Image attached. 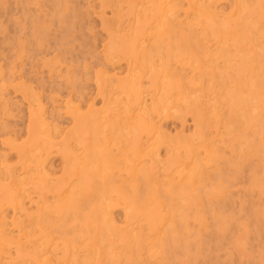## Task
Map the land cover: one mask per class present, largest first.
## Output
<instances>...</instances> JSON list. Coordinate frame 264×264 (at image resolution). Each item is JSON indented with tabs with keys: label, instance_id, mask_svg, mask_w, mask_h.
I'll use <instances>...</instances> for the list:
<instances>
[{
	"label": "rangeland",
	"instance_id": "1",
	"mask_svg": "<svg viewBox=\"0 0 264 264\" xmlns=\"http://www.w3.org/2000/svg\"><path fill=\"white\" fill-rule=\"evenodd\" d=\"M20 1V2H19ZM23 1V0H22ZM21 0H0V8H1V10H0V76H2V78L0 77V98H1V100H0V163H1V161L3 160V161H5V162H7V163H5V162H3L2 161V163L0 164V172H1V174H0V223H2V224H0V248L1 247H3V248H1L2 250L0 251V258H2V259H0V262H1V260H2V263H4V264H10V262H11V264H14V262L16 263V264H18V263H20L22 260V262L20 263V264H54L55 263V261H56V263L55 264H60L61 262V264H67V262H72V261H74V262H76L77 261V259H75V257H73L74 255H75V251H77V249H78V251L76 252V254L78 253V256H76V258H81V257H86L87 255H89L90 254V252H88V250L87 249H89L92 245L89 243V242H91V238L87 235L86 236V234H84L83 233V229L81 230V233H78L79 231H80V229H78V227L80 228V223L82 224V222L84 223L85 222V220L83 221V219L85 218V217H89V219L91 218V219H93V218H95V221H96V223L98 224V228H100L97 232L98 233H96V236H98L99 235V232H100V235H102V234H106L107 233V229H109V227H110V229H113V230H115V233L116 234H123L124 232H132L135 228H137V226H139V227H144V226H142V225H145V222H142V225L141 224H136L134 221H132L131 220V218H130V209H129V207H128V209L126 208L127 206H128V204H127V202H123L122 200H121V196H118V194L115 192V191H113V186L116 184V183H127V181H125L126 179H129L130 177L129 176H127V175H129V171L127 172L126 170H127V168L129 169V167H127V165H130V160H128V159H130V158H128L127 159V157H131V149L130 148H132V145H133V135H132V126L133 125H130V124H134V123H136V122H138V123H140L141 124V121L143 122V120L142 119H140V117L137 119L136 117H138V115L140 114H143V113H139L138 114V111H135V109L137 108V101L139 100V102L141 101L142 102V104H144V105H140L139 107L140 108H142L143 109V112H144V114H145V112L147 111L148 112V114L147 115H145V116H147L148 118H149V121H148V118L147 117H145L144 115H141L142 117L141 118H144V119H146L150 124H152V123H154V121H156L153 125H158L157 126V128H159L160 129V131H161V128L163 129L162 131H161V133L165 136V138H166V136L168 137V135H169V137H173V138H170L169 139V144H167V142H168V138H166L167 139V141H166V145H165V143H163L164 141H160V139L158 140V143H157V141H154V142H151V143H153L155 146V150H156V153H158V155L157 156H159L158 158V161H159V165H158V167H160V168H162V169H160V168H158V171L159 170H161L160 172H158L159 174H158V176L160 177V176H162V177H164V178H161V182L163 183L168 177V175L169 174H172V176L174 177V179H175V177H176V179L174 180L175 182H178L179 181V183H181V182H183V180H184V177L185 176H187L186 175V172H187V174L189 173V171L191 170V164H190V162L187 160V159H189V158H187L186 157V155H184V146L187 144H192L193 143V141H194V143L196 144V143H198L197 141H199L200 142V140H197L196 139V136H197V131H198V129H196L195 127H197V124H195L196 123V120H197V118L199 117V111H200V116L201 117H199V118H203V120L205 119L207 122L206 123H209V126L208 127H206L207 129H208V131H210V133H208V131H207V129L206 128H204V130L203 131H205L204 133V135H203V138H205V139H201L203 142L204 141H206L207 143H208V141L211 143V144H213V147H215V145L216 144H218V145H216L217 147V152H218V154H220L221 155V153L222 154H224L223 156L221 155V157L216 153V159L219 161L218 163H215V161L213 162V164L209 161V159H207L208 157H206L207 155L205 154L206 153V150H205V148L203 149L202 148V145H200L199 146V144H196V145H198L197 146V148H198V150H197V157H199L200 156V158H196L197 159V161H198V163L200 164H202V161L204 162V163H208V162H210V163H208L209 165H207V164H202L203 166H202V169L204 170L203 171V173H206V174H209L208 172H210L211 174H215V173H217L218 172V169H222L223 170V172L226 174V176L228 175H230L229 173H231L232 175L233 174H235L234 175V177H238L239 179L241 178V175H239L238 174V170L237 169H235V168H233V166L235 165V164H237V166H238V163H236V161H237V158L236 157H238V156H236V155H238V154H236V153H243V151H244V153H246L248 150H249V146L248 147H246L247 145H248V143H247V141H249L250 139L252 140V139H254V143H253V141H251V144L253 145V144H255L256 142H258L259 140H264V137H262V136H264V127L262 128V126H260V128L262 129V134H261V132H257V133H259V134H261L262 136H260L259 134H255L256 136H257V138L258 139H256V136H253L254 134L253 133H250L249 132V130H247V129H245L246 128V125H245V123H244V121L243 120H245V122H247L246 124H249V123H253V120L255 121V123H256V120H255V118H256V116H258V114H259V110H257L256 108V105H258V103H257V101H258V99H256V98H254L253 99V97H250L249 98V101H247L248 102V104H251V105H248L249 106V108H248V106H247V108L244 110V109H242L241 108V103H239V101H237V97L235 96V95H233L234 93L233 92H231L230 94H228L227 92V94L226 93H224V95L226 94V96L225 97H223L224 95H222L223 94V92H225V91H229V90H231L232 88V90H236V89H238V87H242V82H245V80L246 79H250V77L251 76H253V73H255V72H250L249 74H251L250 76H249V74H247L248 73V71L247 70H245V62H243V60H240L239 59V57H236V59H234V57H232V56H229V58L231 57V60H229V58H227L228 59V61L227 62H224L225 60H221V58L219 59V60H221V61H218L217 60V62H216V60H215V66H217L218 64H219V68L218 69H220L221 68V70L222 71H220L219 70V73H220V75L221 76H218V78L219 79H216L217 78V76L216 77H214V79H213V81L212 80H210V78H209V76H211L212 74L211 73H208V72H210V71H208V70H210V69H206L205 70V72H204V74H205V78H208L209 80H206L202 75V77L200 76V79H201V81L200 82H198L200 79H198L199 78V75H198V73L196 72V69L194 68L193 69V67H192V65L193 66H196L197 67V64H196V62L198 63V61H196L195 59H194V55H192L191 53L192 52H194L195 51V42H193V41H195L196 40V43L198 44V39H196V38H198V37H200L199 39H203V40H200V42L202 41V44H204V45H202L201 43H199L198 45L200 46V48H201V45H202V52H203V50H204V52L203 53H207V52H209L208 54H211V53H214V51L216 52V50L219 48V46L218 45H220L222 48H228V46H229V43H228V41H225V43H224V45L222 46L221 44H218L217 42H218V39H217V37H213V36H211L207 31L212 27V25L208 22V21H206V20H204V18H200V19H197L198 17H197V15L196 14H194L193 13V11H192V7L190 6V4H188V3H190L189 2V0L186 2L185 0H184V2L182 3L181 1H183V0H168V1H166V0H154V1H152V0H147V4L145 3L146 2V0H122V1H118L117 0V3H116V0H103L104 2H102V0H63V2H62V0H58V1H60V3L62 2V4L60 5L59 3H58V1L56 2V1H54V0H40V3H39V0H31V1H29V0H26V1H23L22 2ZM29 1V2H28ZM41 1H43V2H41ZM70 1V2H69ZM75 1H76V3H75ZM139 1V2H138ZM148 1H150V4H151V7H153V8H151V7H148V6H150V4H148L149 2ZM152 1V2H151ZM158 1V3L160 4L161 2L162 3H164V4H166V6H169L168 8H170L171 6L170 5H173V4H175V5H173V7L175 6V9H176V5H177V10H178V8L179 7H182L183 6V8H180V9H183L182 11L179 9V13H178V11L177 10H173V12H172V7L170 8V10L171 11H169L168 10V13L169 14H171V12H172V14L171 15H174L175 16V14L177 15L178 14V16H175V18H176V23H174L175 22V18H174V16L173 17H171V15L169 16V14L168 13H166V16H165V19H164V16L162 17V18H160V13H158L157 14V12H159V11H157V9H156V7H155V4H153L154 2H157ZM159 1H161V2H159ZM171 1H173V3L171 2ZM178 1H179V3L181 2V4H179L178 5ZM197 1H199V0H197ZM202 0H200V2H201ZM208 1H209V5L210 6H212L211 8H212V12L214 11V9L213 8H216V10L215 11H218V12H215L214 11V13H218V14H216V17H215V22H218V26H215L214 27V25H213V27L216 29H213V28H211L212 30H215V31H217L218 30V27H219V29H221L222 28V23L225 21V19H227L228 17H229V19L228 20H226L225 22H224V25L225 26H228V27H232L234 24H235V20L236 19H238V17H239V14H240V12L238 11V9L235 7V4H234V1H235V3H236V0H232V5H234V6H232V7H234L235 8V10L233 11V10H231L232 12H234L233 14H232V12L230 13V15H229V12L230 11H226V9L227 8H229V6H231V4H229L230 2H231V0H220V2L218 3V0H217V2H216V0H204V1H202L203 3H205L204 5H207L208 4ZM212 3H211V2ZM226 3H225V2ZM245 1H247V0H245ZM4 2V3H3ZM6 2V3H5ZM25 2V3H24ZM45 2H47L48 3V5H49V9L46 7V6H48V5H46V3ZM53 2V3H52ZM79 2V3H78ZM101 2V3H100ZM124 2H126V3H124ZM167 2V3H166ZM171 2V3H170ZM176 2V3H175ZM216 2V3H215ZM248 3H250V4H248L249 6V8H250V5L252 6L251 8H250V10H252V8H253V3H254V0H253V3H252V1H247ZM5 4V5H3V4ZM33 3H34V5H33ZM39 3V4H38ZM44 3V4H43ZM58 3V4H57ZM64 3V4H63ZM71 3H72V5H71ZM73 3H75V5L73 4ZM77 3L79 4V5H77ZM121 3V7L119 8V4ZM125 5V7H124V5ZM186 3V4H185ZM211 3V4H210ZM215 5H214V4ZM38 4V5H37ZM43 4V5H42ZM51 4V5H50ZM52 4H53V6H52ZM54 4H56L57 6H61V8L59 9V7H58V9H59V11H58V9H57V7L56 8H54ZM112 4V5H111ZM116 4V5H115ZM138 4H140V5H138ZM144 4H145V6H144ZM170 4V5H169ZM198 4H200V3H198ZM198 4H197V6H198ZM11 5V8L9 7ZM17 5H19V6H17ZM25 6V8L23 7V6ZM29 5H30V7H29ZM42 5V6H41ZM45 5V6H44ZM73 5H74V8H73ZM105 6V8H104V6ZM114 5V7H112ZM153 5V6H152ZM181 5V6H180ZM219 7H218V6ZM229 5V6H228ZM44 6V7H43ZM85 6V7H84ZM139 6V7H138ZM142 6V7H141ZM188 6V7H187ZM189 6H190V9H189ZM215 6V7H214ZM224 6V7H223ZM228 6V7H227ZM3 7V8H2ZM16 7H18V8H16ZM64 7V8H63ZM69 7V8H68ZM73 9H72V8ZM79 7V8H78ZM105 9V13L103 12L104 11V9ZM117 7V8H116ZM131 7V8H130ZM150 8V10L148 11V10H146V8ZM186 8V10H185V8ZM223 7V8H222ZM232 7H230L231 9H234V8H232ZM6 8H9V9H6ZM19 8H22V9H19ZM34 8V9H33ZM78 8V9H77ZM103 10H102V9ZM110 8H111V10H110ZM112 8H114V9H112ZM126 10H125V9ZM138 8H140L141 10H143L142 12H141V10L140 9H138ZM145 10H144V9ZM219 8V9H218ZM221 8V9H220ZM230 8H229V10H230ZM30 9V10H29ZM31 9H33V11L31 10ZM51 9V10H50ZM55 9H56V11H55ZM67 10V11H65V10ZM70 9H72V10H70ZM80 10L79 12H80V14H78V11H76V10ZM118 9H120L119 11H116V10H118ZM124 9V10H123ZM153 9V10H152ZM174 9V8H173ZM187 9H189V10H187ZM21 10H23V12L20 11ZM28 10V11H27ZM38 10H40V11H42V12H40V11H38ZM74 10V11H73ZM102 10V11H101ZM113 10H114V12H113ZM130 10V11H129ZM131 10H132V12H131ZM135 10V11H134ZM249 10V11H250ZM6 11H8V13L6 12ZM10 11V12H9ZM26 11L28 12V13H26ZM34 11H36V12H34ZM45 11H47V13H45ZM52 11H54V12H52ZM76 11V13L78 14H76L75 15V12ZM89 11V12H88ZM115 11H116V13H115ZM127 11H128V13H127ZM146 11V12H145ZM174 11H177V12H174ZM188 11V12H187ZM190 11V12H189ZM6 12V13H5ZM29 12H31L32 14H30ZM48 12H50V13H48ZM56 12H58V13H61V15H62V17H61V15L60 14H57L56 15ZM63 12V13H62ZM103 12V13H102ZM113 12V13H112ZM121 12V13H120ZM122 12L124 13V14H122ZM129 12H130V14H129ZM140 13V14H138V13ZM144 12H145V17H143L144 16ZM150 14H149V13ZM184 12V13H183ZM228 12V13H227ZM3 13V14H2ZM18 13V14H17ZM26 15H25V14ZM34 13V14H33ZM38 13V14H37ZM44 13V14H43ZM66 13V14H65ZM74 13V14H73ZM136 13V14H135ZM142 13V14H141ZM147 13H148V15H147ZM174 13V14H173ZM191 13V14H190ZM29 14L31 15L30 17H29ZM48 14V15H47ZM53 16H52V15ZM56 15V17H58V18H56L55 17V15ZM104 14H105V17H107L106 18V20H107V22H106V20L104 21V19H105V17H104ZM113 14H114V16H113ZM115 14H117V15H115ZM119 14H121V15H119ZM153 14V15H152ZM228 14V16H226ZM232 14V15H231ZM1 15H2V17H1ZM8 15V16H7ZM22 15V16H21ZM35 15V16H34ZM41 15H42V17H41ZM46 15H47V17H46ZM60 15V16H59ZM72 15V16H71ZM74 15V16H73ZM130 15H134L135 17H133V16H130ZM139 15H141V16H139ZM143 15V16H142ZM165 15V14H164ZM169 17H168V16ZM180 15H182V16H180ZM189 15V16H188ZM193 15H194V17H193ZM224 15H225V17H224ZM246 15V16H245ZM39 16V17H38ZM44 16V17H43ZM54 17V18H52V17ZM65 16H67L68 18H66ZM129 18H128V17ZM152 16H154L153 18H152ZM238 16V17H237ZM241 17H240V19L241 18H246L247 17V14H246V12H241V15H240ZM30 19L31 18V20L30 21H32V22H29V20L27 19ZM36 17V18H35ZM72 18V20H71V18ZM73 17H77L78 19H77V22H78V24H77V22H76V18H73ZM79 17H81V19L79 18ZM136 17H138L137 18V20H136ZM148 17H150V18H148ZM166 17H167V19H166ZM171 17V19H169ZM177 17H180V18H177ZM221 17H224L225 19H223V18H221ZM20 18H23V19H21L20 20ZM56 18V19H55ZM64 18H65V20L66 19H68V22H67V24H66V22L65 23H62L63 21H65L64 20ZM111 18V19H110ZM114 18V20H112ZM118 18V20H115V19H117ZM130 18H131V23H132V25H130ZM142 18V19H141ZM145 18V19H144ZM182 18V21L180 20L179 21V19H181ZM187 18V19H186ZM189 18V19H188ZM192 18H196V20H195V22H193V23H189V25H190V27H187L186 26V24L188 25V22H187V20L188 21H190V20H194V19H192ZM27 19V20H26ZM34 19V20H33ZM43 19V20H42ZM45 19V20H44ZM55 19V21H53V22H51L52 20H54ZM61 19V20H60ZM75 19V21H73ZM101 19L103 20V21H101ZM134 19H135V21H136V23L134 22ZM144 19V20H143ZM150 19V20H149ZM162 19V20H161ZM169 19V20H168ZM173 19V20H172ZM186 19V20H185ZM202 19V21L204 20L205 21V23H209V24H207V26H205L206 24H204L202 21H200ZM219 20L220 21V19H223V21H221V22H219V21H217V20ZM248 19H249V16H248ZM18 20H19V22H18ZM22 20H23V24L21 23L22 22ZM36 20H37V22H36ZM39 20H41V22L39 21ZM50 22H49V21ZM60 20V21H59ZM63 20V21H62ZM81 20H82V25H81ZM119 20H121V21H119ZM144 22H143V21ZM146 20H148V22L146 21ZM170 21V22H172L173 21V24L171 25L172 27H170V30L168 29V31H167V33H165L164 32V30L163 29H165L166 27H165V23H164V21ZM185 20V21H184ZM62 21V22H61ZM71 23H76L77 25H79V28H80V30H79V28H78V30H76V28H77V26L75 27V23L74 24H71ZM73 21V22H72ZM113 21H114V23H113ZM116 21V22H115ZM119 21V22H118ZM122 21H124V22H122ZM129 21V22H128ZM151 21V22H150ZM179 21V22H178ZM200 21V22H199ZM240 21V20H239ZM254 21H257L258 22V24H260L259 26H261V27H263L264 28V22L263 21H258L257 19L255 20V18H254ZM27 22H28V24H27ZM58 22H60V23H58ZM126 22V23H125ZM187 22V23H186ZM19 23V24H18ZM30 23V24H29ZM40 25H39V24ZM52 25H51V24ZM62 23V24H61ZM87 23V24H86ZM105 23H107V24H105ZM109 23V24H108ZM117 23V24H116ZM149 23V24H148ZM181 23V25H179ZM183 23H185L184 25H183ZM200 23V24H199ZM201 23H202V25H201ZM16 24H17V26H16ZM22 24V25H21ZM38 24V25H37ZM54 24V25H53ZM69 24V25H68ZM71 24V25H70ZM135 24L138 26V27H140L139 28V30L140 29H142V31H143V29H144V32H140L139 33V31H138V34H139V36H138V34H137V30H138V28H136L137 26H135ZM138 24H140V25H138ZM153 24H154V26H153ZM160 24V25H159ZM174 24H176V25H174ZM215 24V23H214ZM227 24V25H226ZM20 25V27H18ZM56 25H57V27H56ZM115 25H119L118 27L117 26H115ZM179 25V26H178ZM195 25H199L197 28L195 27ZM203 25L206 27V28H204L203 27ZM222 25V26H221ZM32 26V27H31ZM35 26H37V27H35ZM43 28H42V27ZM48 26L50 27V28H48ZM64 26V27H63ZM67 26H69V27H71V28H69V27H67ZM105 26V27H104ZM125 26V27H124ZM127 26V27H126ZM129 26V27H128ZM132 26H134V28L132 27ZM156 26V27H155ZM157 26H159V27H157ZM182 28H181V27ZM184 26V27H183ZM210 28H209V27ZM225 26H223V27H225ZM29 27H30V29H29ZM45 27V28H44ZM51 27H53L52 29H51ZM60 27H61V30H59L60 29ZM73 27V28H72ZM124 27V28H123ZM132 27V30L130 31V29L129 28H131ZM145 27V28H144ZM147 27V28H146ZM153 27V28H152ZM165 27V28H164ZM194 28V29H192V28ZM202 27H203V29H202ZM208 27V28H207ZM227 27V28H228ZM24 28V29H23ZM37 29V31H36V29ZM55 28H57V31H56V29ZM66 28V29H65ZM69 28V29H68ZM86 28V29H85ZM128 30V31H125L126 29ZM148 28H149V30H148ZM152 28V29H151ZM155 28V29H154ZM157 28L159 29L158 31H160V29H161V32H158V34H157V32H155L156 30H157ZM173 28H175L174 30H172ZM177 28L180 30V32H186V35L188 36V41H186L184 38H181V34H179L180 32H179V30L178 31H176L177 30ZM186 30H184V29ZM192 30H191V29ZM196 28V29H195ZM200 28L202 29V30H200ZM31 29H34V30H32L31 31ZM45 29V30H44ZM55 29V30H54ZM72 29H74V31L72 30ZM84 29V30H83ZM109 29V30H108ZM116 29V30H115ZM117 29H118V31H117ZM122 29V30H121ZM153 29L155 30V31H153ZM188 29H189V32H188ZM205 29V30H204ZM43 30V31H42ZM49 30H50V33H46V32H49ZM59 30V31H58ZM64 30H65V33L63 34V32H64ZM68 32H67V31ZM81 30H82V32H81ZM111 30H112V33H114L115 35H117V37H115L114 38V34L112 35V33H111ZM123 30H124V32H123ZM165 30H167V29H165ZM192 32H191V31ZM196 32H195V31ZM8 31V32H7ZM35 31V32H34ZM45 31V32H44ZM61 31H63V32H61ZM134 31V32H133ZM150 31V32H149ZM152 31H153V33H152ZM172 31H174V32H172ZM205 31V32H204ZM53 32V33H52ZM57 32H59V34H63V35H58V33ZM61 32V33H60ZM70 32V33H69ZM81 32V33H80ZM119 32V33H118ZM125 33L126 32V34L128 35L129 33V36L127 37V35L126 34H122V35H120L121 33ZM129 32V33H128ZM173 33V35H172V33ZM177 32V33H176ZM193 32H195V33H193ZM18 33V34H17ZM44 33H45V36H44ZM57 33V34H56ZM68 33L70 34V35H68ZM109 34L110 36H108L107 34ZM134 33V34H133ZM149 35L148 37H147V34ZM151 33V34H150ZM160 33V34H159ZM162 33L164 34H168L169 33V35H168V38L166 37V35H162ZM176 33V34H175ZM188 33H190V34H188ZM196 33L199 35H196ZM205 33H206V35H205ZM207 33H208V35H207ZM31 34V35H30ZM36 34V35H35ZM38 34H39V36H38ZM55 34V35H54ZM137 34V35H136ZM154 34V35H153ZM179 34V35H178ZM185 34V33H184ZM191 34H193V35H195V36H191ZM34 35V36H33ZM46 35H47V37H46ZM50 35H53V36H50ZM66 35H68L67 37H65ZM132 35V36H131ZM134 35V36H133ZM150 35H153V36H150ZM158 36V38L160 37V35L162 36L160 39H158V42H155L157 39H156V36ZM171 35H172V37H171ZM201 35V36H200ZM211 37H210V36ZM5 36V37H4ZM30 36V37H29ZM55 36V37H54ZM57 36V37H56ZM62 36H64V38L62 37ZM83 36V37H82ZM131 36V37H130ZM136 36H138V37H136ZM154 36H155V40H154ZM177 36V37H176ZM179 36V37H178ZM206 36H209L208 38H206ZM10 39H9V38ZM43 38V39H41V38ZM44 37H46V38H48V40L50 39L51 41H48V40H46L45 41V39L46 38H44ZM49 37H51V38H54V39H51V38H49ZM61 37V38H60ZM82 37V38H81ZM93 37V38H92ZM108 37H109V39H108ZM119 37V38H118ZM136 37V38H135ZM194 38L195 37V40H193L192 41V38ZM6 38V39H5ZM40 38V39H39ZM57 38H59V39H57ZM65 38H67V41H70V43L69 42H67L66 41V39ZM71 38V39H70ZM78 38H79V40H78ZM116 38H118V41H117V39ZM135 39V41H134V39ZM140 40H139V39ZM147 38V39H146ZM165 38H166V42L168 41L169 42V45H168V42L166 43L165 42ZM174 40H173V39ZM179 38L181 39L180 41H179ZM215 40V38H216V42L213 40V39ZM18 39V40H17ZM29 39V40H28ZM36 39H37V43H36ZM56 39L57 40H59V41H57L56 42ZM61 39V40H60ZM93 39V40H92ZM126 39V40H125ZM137 39V40H136ZM143 39V40H142ZM163 39V40H162ZM209 39V40H208ZM262 39V40H261ZM5 40H6V42L7 43H5ZM8 40H10V42L8 41ZM27 40H28V42H27ZM35 40V41H34ZM41 40V41H40ZM54 40V41H53ZM63 40H65V41H63ZM72 40V41H71ZM113 40H115V42L113 41ZM141 40L146 44H143V42H141ZM154 40V41H153ZM160 40V41H159ZM175 40H177L176 42V45H175ZM185 40V41H184ZM227 40H228V38H227ZM260 41V42H257V41ZM256 42H257V44H259V46L260 45H262V46H264L263 44V42H264V37L263 38H259ZM117 41V42H116ZM121 41L124 43V45H121L122 43H121ZM148 41H150V43L151 44H153V42H155L154 44L156 45V47H155V45L153 44V45H151L152 47H154V48H150V43L148 42ZM152 41V42H151ZM189 41L191 42V44L192 43H194V44H192L193 45V48L192 49H194V51L191 49V44L189 43ZM209 42V43H207L208 44V46H207V44H205L204 42ZM211 41V42H210ZM4 42V43H3ZM43 42V43H42ZM52 42H54V43H52ZM59 42V43H58ZM60 42H61V44H60ZM67 44H66V43ZM121 44H120V43ZM148 42V43H147ZM160 42V43H159ZM163 42V43H162ZM174 43V45H172L173 43ZM178 42H179V44L180 45H178ZM186 42V43H185ZM190 44H188V43ZM8 43L9 44H11V45H8ZM111 44V45H108V44ZM117 43H118V45H117ZM134 43H137V44H134ZM160 45H159V44ZM184 43H185V45H184ZM216 43V44H215ZM227 43V44H226ZM6 44V45H5ZM19 44V45H18ZM25 44V45H24ZM28 44V45H27ZM29 44H31V45H29ZM42 44V45H41ZM47 44V45H46ZM58 45V49H56V47L55 46H57ZM63 44H64V47H63ZM69 44H71V45H69ZM119 44L121 45V47L119 46ZM133 44V47H129V45H132ZM139 44V45H138ZM163 44V45H162ZM169 46H167V45ZM212 46H211V45ZM218 44V45H217ZM20 45H22V46H20ZM34 45V46H33ZM82 45V46H81ZM115 46V48H114V46ZM141 45V46H140ZM164 46V47H162V46ZM167 46V49H166V46ZM184 45V46H183ZM190 47H189V46ZM215 45H217L218 47L217 48H215L216 46ZM10 46V47H9ZM18 46H20L19 48H18ZM37 48H36V47ZM44 46V47H43ZM52 46V47H51ZM59 46H62V47H59ZM68 46V47H67ZM123 46V47H122ZM159 46V47H158ZM172 46L174 47V48H172ZM179 46V47H178ZM181 46V47H180ZM188 48H187V47ZM205 46H207V47H205ZM225 46V47H224ZM261 46V47H262ZM12 47V48H11ZM25 47V48H24ZM30 47V48H29ZM40 47H41V49H40ZM46 47V48H45ZM52 49H51V48ZM53 47H54V49H53ZM67 47V48H66ZM95 47V48H94ZM109 47H111L110 48V52H109ZM142 47V48H141ZM148 47V48H147ZM162 47V50H160V48ZM176 47H177V50H178V52L176 51ZM185 47V48H184ZM43 48H45V49H43ZM81 48H82V51H81ZM88 48V49H87ZM117 48V49H116ZM128 48V49H127ZM130 48V49H129ZM138 48H140V50H138ZM147 49L146 51H145V49ZM151 49V51H154V52H151L150 51V49ZM156 48V49H155ZM168 48H170L169 50L170 51H167L168 50ZM207 48H209L208 50H207ZM211 48H213V49H211ZM27 49V50H26ZM30 49H32V50H30ZM39 49V50H38ZM67 49V50H66ZM84 49H87V50H85V52L83 51ZM89 49H91L92 51H90ZM130 52V57H129V52L127 51V50ZM142 49H144V50H142ZM155 49V50H154ZM165 50V52H164V50ZM173 49V50H172ZM179 49H181V51H179ZM187 49V50H186ZM213 50V52L211 51V50ZM215 49V50H214ZM11 50H13V51H11ZM33 51V52H30V51ZM66 50V51H65ZM88 50L90 51V52H88ZM138 50V53H139V56H141L142 55V53H148V54H150V55H148V56H145V59L146 58H149V59H147V60H150V57H151V60L152 59H154L155 57L154 56H156V59L155 60H153V61H151L150 60V62L148 61L147 62V60H145L144 62H145V65L143 66V68L141 67V69L140 68H137V67H135V64H133V60H134V52L135 51H137ZM142 50V51H141ZM158 50V51H157ZM160 50V51H159ZM171 50H172V52H171ZM24 51H26V52H24ZM144 51V52H143ZM148 51H150V52H148ZM158 53H157V52ZM173 51H176V52H174L173 53ZM183 51H184V53H185V55H183L184 53H183ZM191 51V52H190ZM30 52V53H29ZM38 52V53H37ZM60 52H62V53H60ZM163 54H162V53ZM168 52V53H167ZM179 52H181V53H179ZM257 52H259V51H257ZM18 53V54H17ZM27 53V54H26ZM29 53V54H28ZM42 53H44L43 55L44 56H42ZM82 53V54H81ZM91 53V54H90ZM114 53V54H113ZM125 53V54H124ZM151 53L153 54L152 56H151ZM172 53V54H171ZM178 53V55L176 56V54ZM187 53H190V55H192V59H194V60H191V58H189L190 57V55L189 54H187ZM205 53V54H206ZM24 54V55H23ZM34 54H35V56H34ZM65 54V55H64ZM89 54H90V56H89ZM113 54V55H112ZM127 54V55H126ZM155 54H160V55H162V56H164L165 57V61H166V63H165V61H163V59L162 58H164V57H160V55L158 56V55H155ZM166 54L168 55V54H171L173 57L175 56V59L173 60L172 58V56L170 55V56H166ZM173 54H175V55H173ZM208 54H206V56L208 55ZM258 54V56H259V53H257ZM11 57H10V56ZM64 55V56H63ZM146 55V54H145ZM181 55H183L184 57H185V59L181 56ZM187 55H188V57H187ZM16 56H17V58H16ZM21 56V57H20ZM25 56V57H24ZM30 56H31V58H30ZM39 56V57H38ZM40 56H41V58H40ZM56 56V57H55ZM58 56H61V57H58ZM121 56V57H120ZM124 56H126L125 57V60L123 59V57ZM128 56V57H127ZM255 56H257V55H255ZM6 57V58H5ZM7 57H8V60H7ZM19 57H20V59H19ZM28 57V58H27ZM42 57L44 58V59H42ZM64 59H63V58ZM95 57V58H94ZM97 57V58H96ZM113 58V61L111 60L112 58ZM116 57H117V59H116ZM120 57V58H119ZM143 57H144V54H143ZM168 57V58H167ZM171 57V58H170ZM3 58V59H2ZM6 60H5V59ZM12 58H14L13 60H12ZM22 58V59H21ZM54 58H55V61H54ZM59 58V59H58ZM114 58H115V60H114ZM122 58V59H121ZM130 58V59H129ZM161 58V59H160ZM170 58V59H169ZM183 58V59H182ZM187 58H189L190 59V61L191 62H195L194 64L193 63H189V59H188V63H187ZM19 59V60H18ZM39 59H40V61H39ZM47 61H46V60ZM63 59V60H62ZM70 59V60H69ZM105 59H106V62H105ZM110 59V60H109ZM160 61H159V60ZM223 59V58H222ZM232 59L234 60V62H232ZM238 59V60H237ZM45 60V61H44ZM50 60H52V61H50ZM117 60V61H116ZM127 60H128V66H127ZM159 61L160 62V64L158 63V62H155V61ZM179 61V63H178V65H177V62L176 61ZM186 61V62H181V61ZM235 60H236V62H235ZM8 61H9V63H8ZM42 61V62H41ZM76 61V62H75ZM109 61V62H108ZM111 61V62H110ZM120 61V62H119ZM125 61V62H124ZM169 61V62H168ZM170 61H171V63H170ZM174 61V62H173ZM207 61V60H206ZM243 63H242V62ZM256 61H259V60H256ZM13 62V63H12ZM34 62V63H33ZM55 62V63H54ZM69 62V63H68ZM129 62H130V64H129ZM176 62V63H175ZM180 62L181 63H183V65H181L180 64ZM221 62H224V63H226V64H224L223 63V65H226V66H223L222 67V63ZM236 63V64H239L238 66L236 65V64H234V66H233V64H231V63ZM238 62V63H237ZM12 63V64H11ZM38 63V64H37ZM112 65H111V64ZM146 63L148 64V65H146ZM151 63V64H150ZM154 63H156L158 66H156L157 67V70L159 69V71H161V73L159 72V71H157V70H155V68L153 67V66H155L156 64H154ZM163 63H164V65H163ZM170 63V64H169ZM187 63V64H186ZM227 63H228V66L229 67H231V68H229L228 66H227ZM57 64V65H56ZM71 64L73 65V66H71ZM97 64V65H96ZM126 64V65H125ZM150 64V65H149ZM154 64V65H153ZM165 64H167V65H165ZM171 64H172V66H173V68H172V66H171ZM175 64V65H174ZM179 64H180V67H179ZM185 64V65H184ZM231 66H230V65ZM243 66H242V65ZM10 65V66H9ZM12 65V66H11ZM42 65V66H41ZM52 65V66H51ZM56 65V66H55ZM70 65V66H69ZM84 65H86V67L84 68ZM152 65V66H151ZM160 65H162L161 66V69H160ZM177 65V66H176ZM210 66H211V64H209ZM38 66V67H37ZM53 66L55 67V68H53ZM82 66V67H81ZM127 66V67H126ZM129 66H130V69L128 70V68H129ZM149 66V68H147ZM176 66V67H175ZM182 66V67H181ZM221 66V67H220ZM236 66V67H235ZM14 67V68H13ZM16 67V68H15ZM96 67V68H95ZM150 67L152 68V70L150 69ZM165 67V68H164ZM167 67V68H166ZM184 67V68H183ZM207 67H209L208 65H207ZM224 67H226V68H228V69H230V71L227 69V71L225 70L226 68H224ZM235 67V70H232L233 68ZM242 67V68H241ZM7 68H8V70H7ZM68 68H75V69H68ZM131 68H132V70H131ZM154 68V69H153ZM175 68V69H174ZM179 69V70H177V69ZM183 68V69H182ZM210 68V67H209ZM15 69V70H14ZM50 69V72L48 71V70ZM68 69V70H67ZM86 69V70H85ZM127 69V70H126ZM144 69V70H143ZM17 70V71H16ZM51 70H52V72H51ZM85 70V71H84ZM88 70V71H87ZM102 70L103 71H105V73L107 72L108 74H105L104 72H102ZM132 71V78H131V76H130V73H131V71ZM135 70H136V72H135ZM141 70V71H140ZM149 70V71H148ZM163 70V71H162ZM165 70H167V72L168 73H166V71ZM171 70V71H170ZM172 70H173V72H172ZM176 70L178 71V73L176 72ZM182 70H183V72H182ZM185 70V71H184ZM223 70H225V72L226 73H224V71ZM8 71V72H7ZM54 71V72H53ZM68 71V72H67ZM72 71L74 72L75 71V73H72ZM87 71V72H86ZM97 71H99V72H97ZM142 71L143 72H145V74L143 73V76H142V74L140 75V72L142 73ZM156 71H157V73H156ZM164 71H165V74H164ZM175 71V72H174ZM179 71H181L182 72V75H183V73H185L184 75V77L186 78V81H188V82H186V83H184V79L185 78H183V76H181V75H179L180 73H179ZM191 71H193V72H191ZM235 71V72H234ZM247 71V72H246ZM262 70H260V71H258L257 70V74H258V72L259 73H261V74H259V75H262L263 74V71L261 72ZM34 72H36V73H34ZM80 72V73H79ZM127 72V74H125ZM134 72L136 73V74H134ZM139 72V74L137 75V73ZM151 72V73H150ZM159 72V73H158ZM221 72H223V73H221ZM228 72H230L229 73V75H228ZM232 72H234V73H232ZM17 73V74H16ZM34 73V74H33ZM53 73V74H52ZM57 73V74H56ZM152 73H154L153 75L155 76V77H153L151 74ZM172 73V74H171ZM178 74V76L176 75V74ZM193 73V74H192ZM208 73V74H207ZM216 73V72H215ZM214 73V74H215ZM244 73V74H243ZM255 73V75H257ZM4 74V75H3ZM10 74H12V76L10 75ZM59 74V75H58ZM63 74H64V76L66 77L67 75H72V74H74V75H70V76H67L66 78H63L64 76H63ZM78 74V75H77ZM105 74V75H104ZM124 74H125V76H124ZM129 74V75H128ZM158 74V75H157ZM164 75V77H165V79L163 78V81L165 82H168V83H166V84H164V82H161V78L163 77V75ZM169 74V75H168ZM173 74L175 75V77L173 76ZM210 74V75H209ZM218 74V71H217V73L215 74V75H217ZM34 77H33V76ZM58 75V76H57ZM61 75V76H60ZM90 75V76H89ZM102 75H104V76H102ZM109 75V76H108ZM127 75H128V77H127ZM167 75V76H166ZM225 75V76H224ZM226 75H227V77H228V79H227V81L230 83L229 85H230V88H229V86L227 85L228 84V82H224V81H226L225 79H223V78H227L226 77ZM242 75V76H241ZM245 77H244V76ZM16 76V77H15ZM73 76L75 77V78H73ZM85 76V77H84ZM112 76H114V78L112 77ZM126 77L125 79H123L124 77ZM130 76V77H129ZM134 76H135V78H134ZM140 76H141V78H142V81L140 80ZM152 77V79H150L151 77ZM169 76H171V77H174V80H173V78H170ZM190 76V77H189ZM191 76H192V79H193V82H194V85L191 83L192 82V79H191ZM195 76V77H194ZM198 76V77H197ZM224 76V77H223ZM237 76V77H236ZM241 76V77H240ZM249 76V78H247ZM7 77V79H5ZM23 77V78H22ZM57 77V78H56ZM72 77V78H71ZM96 77V78H95ZM119 78L118 80L119 81H121L122 82V84H121V82H119L116 78ZM123 77V78H122ZM170 79H169V78ZM221 77H223V78H221ZM4 78V79H3ZM9 78V79H8ZM13 78V79H12ZM21 78V79H20ZM25 78V79H24ZM51 78V79H50ZM62 78V79H61ZM72 80H71V79ZM111 79V81H110V79ZM121 78V79H120ZM133 80H131V79ZM146 78V81H148V82H146L144 79ZM177 78H179V79H177ZM235 78V79H234ZM238 78H241V79H238ZM242 78H244V79H242ZM1 79H3V80H1ZM67 79V80H66ZM76 79V80H75ZM95 79H96V81H95ZM103 79V80H102ZM123 79V80H122ZM139 79V80H138ZM150 79V80H149ZM156 79H157V81H156ZM171 79H172V81L174 82H171ZM180 79H182V81L180 80ZM187 79H189V80H187ZM195 79V80H194ZM197 79V80H196ZM221 79H223V80H221ZM9 80H11V81H13V82H11V81H9ZM114 80H116V81H114ZM153 80V81H152ZM205 80V81H204ZM219 80V81H218ZM232 80V81H231ZM235 80V81H234ZM5 81H7L6 83H5ZM22 81L24 82V83H22ZM97 81H99L98 83H97ZM129 81V82H128ZM177 81H180L179 82V84L177 83ZM202 81H204V82H202ZM207 81H208V84H214V82H215V85H208V84H204V83H207ZM209 81H210V83H209ZM218 83H217V82ZM222 81V83L220 84V82ZM238 81H240L239 83H236V82H238ZM74 84H72V83ZM104 82H106V84H108L107 86H106V84L104 83ZM114 82L116 83V84H118L120 87H117L115 84H114ZM130 82H131V84L132 85H130ZM137 84H136V83ZM171 82V83H170ZM232 82H234V83H232ZM8 83V84H7ZM67 83H68V85H67ZM70 83V84H69ZM135 83V84H134ZM141 84V85H138V84ZM153 83H155V84H153ZM176 83H177V85H179V86H177L176 87ZM183 83V84H182ZM190 83H191V85H190ZM197 83H199V84H197ZM220 86V85H223V84H226L227 85V88H226V85L225 86H221L220 88L218 87V86H216L217 84ZM18 84L19 85H21V86H18ZM75 84L76 85H78L77 87L75 86ZM98 86H96V85ZM121 84V85H120ZM133 84H134V86H133ZM143 84H145V88H143ZM147 84V85H146ZM149 84H151V85H149ZM153 84V85H152ZM162 84V85H161ZM168 84H171V85H168ZM202 84V85H201ZM203 84H204V86H203ZM233 84V85H232ZM236 84V87L234 88V85ZM240 84V85H239ZM67 85V86H66ZM72 85H73V87L74 88H72ZM130 85V86H129ZM149 85V86H148ZM164 85L166 86V87H164ZM174 85V86H173ZM182 85L184 86V85H186V86H184V87H182ZM188 85V86H187ZM199 85V86H198ZM23 86V87H22ZM100 86V87H99ZM137 86V87H136ZM141 86V87H140ZM148 86V87H147ZM163 86V87H162ZM172 86V87H171ZM195 88H194V87ZM196 86H198L199 88H196ZM211 86V87H210ZM238 86V87H237ZM102 87H103V89H104V87H105V90H103L102 91ZM106 87H108V88H106ZM127 87H128V90H127ZM142 88V89H144L143 91H142V89L140 90H138V88ZM169 87V88H168ZM179 87V88H178ZM189 87V88H188ZM218 87V88H217ZM222 87H224V88H222ZM240 87V88H241ZM22 88H24L25 90H23L22 91ZM80 88V89H79ZM99 88V90L100 91H97V89ZM124 88H126V89H124ZM133 88H135V93L133 92ZM147 88V89H146ZM160 88H162V89H160ZM164 88H167L168 90H169V93L167 92L168 90L166 89H164ZM173 88V89H172ZM182 90H181V89ZM203 88H207V89H205V91L207 90H209V89H211V90H209V92L210 91H212V92H208V94H209V96H208V94L206 93V92H204V89ZM216 88H217V90L218 89H221V92L220 91H217L216 90ZM228 88H229V90H228ZM106 89H108L107 91V93H106ZM124 89V90H123ZM132 89V91L131 92H133L134 94H136V92L138 93L137 95H139V94H141V92L143 93V95H145V96H142V94L141 95H139V96H142V98L140 97V99L137 97L136 99H137V101L136 102H132V100H134L135 98L133 97V96H131V95H133V93L131 94L130 93V95H129V92H130V90ZM137 89V90H136ZM146 89V90H145ZM155 89V90H154ZM157 89V90H156ZM165 91H164V90ZM172 89V90H171ZM175 89V90H174ZM185 89H187L186 91H191V94H194L193 92H195V94H196V92L197 93H199L198 95L196 94V100H197V102L195 101V97H194V95H193V97L191 98V96L189 95L190 93H188L187 92V96L189 97L190 96V99L191 100H189V98L186 96V92L185 91H183V90H185ZM198 89V90H197ZM203 91H202V90ZM225 89V90H224ZM29 90H30V92H29ZM33 92H32V91ZM83 90V91H82ZM152 90H153V94H152ZM197 90V91H196ZM224 90V91H223ZM26 93H25V92ZM35 91H36V93H37V91H38V93L36 94L35 93ZM111 91V92H110ZM124 91H126V92H124ZM127 91H128V94H127ZM171 91V92H170ZM174 93H173V92ZM202 92V94L200 93V92ZM215 91L217 92V93H215ZM28 92V93H27ZM76 92H78V93H80L79 95H78V93H76ZM81 92H82V94H81ZM99 92V93H98ZM102 92H105V93H102ZM148 92V93H147ZM156 92V93H155ZM159 92H161V93H159ZM163 92V93H162ZM165 92H166V96H165ZM176 92V93H175ZM31 93H32V95H35L34 97L31 95ZM122 93V94H121ZM155 93V94H154ZM177 93H178V95L179 96H181L180 98L183 100V101H185V102H182V100L180 99V98H178L179 96L177 95ZM184 93V94H183ZM203 93H205L204 95H205V97H204V95H203ZM109 94V95H108ZM124 94H126L127 95V98H126V95H124ZM152 94V95H151ZM158 94L160 95L161 94V96L159 97L158 96ZM162 94H164V96L162 95ZM201 94V96H199ZM215 96H214V95ZM236 95H237V93H235ZM1 95H3V96H1ZM29 95H30V97H29ZM38 95V96H37ZM102 95H104V96H102ZM107 95H108V97H109V99L107 98ZM121 95H123L124 96V98H123V96H122V98H121ZM150 95V96H149ZM173 95H174V97H173ZM177 95V96H176ZM207 95V96H206ZM220 95V96H219ZM222 95V96H221ZM228 95H230V96H228ZM232 95V96H231ZM5 96V97H4ZM22 96V97H21ZM25 96V99H27V101H25L24 99H23V97ZM32 96V97H31ZM82 96V97H81ZM105 96H106V98H105ZM128 96H130V102L128 101ZM169 98H168V97ZM80 97V98H79ZM120 97V100L118 99ZM132 97V98H131ZM143 97H145V98H147V99H145V98H143ZM157 97V98H156ZM158 97H159V100H158ZM163 97V98H162ZM164 97H166L167 99L165 100V98ZM171 97H172V99H171ZM198 97H200V99L198 98ZM202 97H204V99L202 98ZM216 97H218V98H216ZM223 97V101H226V103L225 102H223L222 100H219V99H221V98ZM231 97H232V99H231ZM234 97H236V99L234 98ZM3 98V99H2ZM31 98V100L29 101L28 99H30ZM102 98H103V100H102ZM118 99V100H116L115 101V99ZM134 98V99H133ZM176 100H175V99ZM178 98V99H177ZM202 98V99H201ZM205 98H206V101H204L205 100ZM211 98V99H210ZM225 98H226V100H225ZM227 98H229L228 100H227ZM252 98V99H251ZM7 99V101H9L10 100V103H8L7 102V104L5 103L6 100ZM74 99V100H73ZM106 99H108L106 102H105V100ZM112 99H114V101L112 100ZM145 99V100H144ZM160 99H163V101L161 100L160 101ZM171 99V100H170ZM210 99V100H209ZM213 99H214V101H213ZM3 100V101H2ZM32 100H34V101H32ZM39 100H41V101H39ZM123 100V102H120V101H122ZM155 100V101H154ZM169 100V101H168ZM172 100H173V102L175 103V102H178L177 103V105H174V103H172ZM178 100V101H177ZM189 100V101H188ZM194 100V101H193ZM198 100H200L201 102L200 103H198L199 101ZM218 100H219V102H218ZM232 100V101H231ZM29 101V102H28ZM110 101H112V104H113V106L111 105V102ZM118 101V102H117ZM143 101H144V103H143ZM148 101V102H147ZM150 101V102H149ZM165 101H167V102H165ZM171 101V102H170ZM188 101V102H187ZM191 101H192V105H193V107L191 108V107H188V106H190L189 105V103H191ZM202 101H204V103L202 102ZM212 101V102H211ZM228 101H229V103H228ZM237 103V105L239 106H237L236 105V103ZM254 101H256L255 103H253ZM26 102H28V103H26ZM37 102V103H36ZM41 103V106L43 105V109L41 110V106H40V103ZM109 102V103H108ZM125 102V103H124ZM126 102H128V103H126ZM152 102V103H151ZM161 104H160V103ZM166 103V104H163V103ZM180 102V103H179ZM187 102V104H185ZM195 102V103H194ZM222 102V103H221ZM34 103H36L35 105H33ZM104 103H106L105 105H104ZM122 103V104H121ZM148 103V104H147ZM156 104L155 106H151V105H154V104ZM171 103V104H170ZM206 103V104H205ZM235 103V104H234ZM10 104V105H9ZM33 105V107L31 106V105ZM126 104L129 106V108L126 106ZM132 104V106H130ZM159 104V105H158ZM167 104H169V107L168 108H166L167 107ZM180 104V105H179ZM183 104V105H182ZM195 104V105H194ZM199 104H201V106H198ZM209 104H212V105H209ZM218 104V105H217ZM220 104H221V106H220ZM232 104V105H231ZM255 105V108L253 107H251V106H253V105ZM4 105V106H3ZM6 105H7V107H6ZM8 105H9V107H8ZM29 105V106H28ZM108 105V106H107ZM109 105H111V107H113V108H111ZM116 105V106H115ZM118 105H119V107H118ZM120 105H122L123 107H121ZM147 105V106H146ZM173 105V106H172ZM179 105V106H178ZM182 105V106H181ZM186 105V106H185ZM197 105V106H196ZM214 105V106H213ZM224 105V106H223ZM227 105H229V106H227ZM235 105V106H234ZM36 106V107H35ZM74 106H75V108H74ZM106 106V107H105ZM124 106H125V108H124ZM157 106V107H156ZM162 106V107H161ZM166 106V107H165ZM177 108V106H178V108L181 110L180 112H178L179 111V109L178 110H174V108L175 107ZM205 106V107H204ZM211 106H213V108L214 109H212V107ZM216 106H218L219 108H221V109H218V107H216ZM227 106V107H226ZM231 106V108H232V110H231V108H229ZM32 107V108H31ZM34 107H35V109H34ZM109 107V108H108ZM117 107V108H116ZM127 107V108H126ZM147 107V109H145ZM161 108V110H160V108ZM164 107V108H163ZM186 109H185V108ZM199 108V109H196V108ZM216 107V108H215ZM239 108L238 110L237 109H234V108ZM250 107H251V109H250ZM28 108L30 109V110H28ZM37 108V109H36ZM81 108V109H80ZM95 109L96 110V112H95V110H93V109ZM103 108V109H102ZM104 108H105V110H104ZM149 108V109H148ZM158 108V109H157ZM163 108V109H162ZM172 108V109H171ZM183 108V109H182ZM188 108H191V109H189L188 110ZM202 108H204V109H202ZM205 108H206V110H205ZM211 108V109H210ZM224 109V111H222L223 109ZM225 108H227L228 110L230 109L231 111H227V109L225 110ZM79 109H80V111H79ZM112 109H114V112H115V114H111V112L113 111ZM120 109V110H119ZM122 109V110H121ZM125 109V110H124ZM153 109H154V111H153ZM167 109V110H166ZM196 109V110H195ZM45 110V111H44ZM103 110V111H102ZM112 110V111H111ZM116 110H117V112H116ZM152 112H151V111ZM165 110V111H164ZM195 111V113L197 112V114H195L193 111ZM198 110V111H197ZM212 110H214V111H212ZM219 110V111H218ZM237 110V111H236ZM243 110V111H242ZM249 110H251V112H253V110H256V111H254V113H251L252 115H251V118H250V114H247V113H249L248 111ZM29 111H30V119H29ZM102 111V112H101ZM106 111V113H104ZM111 111V112H110ZM123 111V112H122ZM131 111H132V113H131ZM201 111H202V113H201ZM208 111H211V113L210 112H208ZM33 112V113H32ZM44 112V113H43ZM80 113V115H79V113ZM96 113V115H95V113ZM118 112H122V114L124 113V116H122V114L120 113H118ZM126 112V113H125ZM130 112V113H129ZM146 112V113H147ZM161 112V113H160ZM163 112V113H162ZM169 112H171L170 114H169ZM174 112V113H173ZM219 112V113H218ZM228 112L231 114H233L234 115V113H236L237 114V112H238V114L236 115V116H232V114H231V116H229V118H228ZM243 114V116L244 117H241L242 115L240 114ZM247 112V113H246ZM41 113H43V114H41ZM78 115H77V114ZM91 113H92V115H91ZM118 113V114H117ZM153 113V114H152ZM157 115H156V114ZM180 113V114H179ZM184 114V115H182V114ZM218 113V114H217ZM221 113V114H220ZM225 115H224V114ZM45 114V115H44ZM101 114H102V118H99V117H101ZM105 114V115H104ZM110 116H109V115ZM164 114V115H163ZM174 114H176V116H178V117H173V116H175ZM179 114V115H178ZM186 114V115H185ZM188 114V115H187ZM202 114V115H201ZM204 114H205V116H204ZM207 114V115H206ZM213 114H215V115H213ZM253 114L255 115V116H253ZM34 117H33V116ZM47 115V116H46ZM82 115H83V117H82ZM90 115V116H89ZM103 115H104V118L106 117V118H108V120L107 119H104L103 118ZM107 115V116H106ZM112 115H117L118 116V118H117V116H112ZM119 115H121V117L119 116ZM129 115V116H128ZM135 115H136V117H135ZM139 115V116H140ZM181 115V116H180ZM208 115H210V117L208 116ZM213 117H212V116ZM219 116V117H216V116ZM241 115V116H240ZM247 115H249V116H247ZM44 116H46V117H44ZM71 116H73V117H71ZM84 116H86L85 118H86V120H85V118H84ZM126 116H128V119H130L131 117V121L129 120V122H130V124H129V122L128 121H126V120H128V119H126ZM134 116V117H133ZM144 116V117H143ZM152 116V117H151ZM158 116V117H157ZM171 116V117H170ZM189 116H190V118H189ZM192 116V117H191ZM208 116V117H207ZM221 116H222V118H221ZM237 116L238 117H240V120H242V122L239 120V118H238V120L237 121H239V122H233V121H235V119H237ZM249 117V119H251V120H249L247 117ZM48 117V118H47ZM92 117H94V118H92ZM113 117V119H114V117H115V119H117L116 121L115 120H112L111 118ZM124 117V118H123ZM184 117V118H183ZM187 117V118H186ZM223 117H225V118H223ZM230 117H233L232 119L233 120H231V118ZM235 117V118H234ZM252 117H253V120H252ZM48 120H47V119ZM120 118H121V120H120ZM154 118V119H153ZM161 118V119H160ZM178 118H180V120L178 119ZM209 118V119H208ZM212 118V119H211ZM225 119L224 121H221V119ZM226 118H228V120L226 119ZM242 118V119H241ZM34 119V120H33ZM37 119V120H36ZM44 119V120H43ZM45 119H46V121H45ZM73 119H75V120H73ZM89 119H90V121H92V122H89ZM100 119H101V121H100ZM112 121V123L113 124H110L111 123V121ZM122 119H123V121H122ZM133 119V120H132ZM157 119V120H156ZM160 119V120H159ZM184 119V120H183ZM216 119H217V121H216ZM229 119L231 120L230 122H231V124H230V122H229ZM37 122H36V121ZM79 120H81V121H83L84 122V125H85V127H86V129L85 130H83V131H79L78 130V123H79ZM94 120H98V122H100V123H98L99 125H103V121H104V125H107V127H109V129H107V127L106 126H104L103 125V127L102 126H99L98 124H97V121L95 122V124H93V121ZM105 120H107L106 122H105ZM135 120V121H134ZM140 120V121H139ZM152 120H154V121H152ZM182 120V121H181ZM246 120H248V121H246ZM32 121H35V122H32ZM114 121V122H113ZM120 121H122L123 122V124L125 125V129L123 128V124H121V125H119L120 124ZM128 122V124L126 123V122ZM193 121V122H192ZM194 121H195V123H194ZM30 122H31V126H28V125H30ZM91 123V124H89V123ZM110 122V123H109ZM118 122V123H117ZM229 122V123H228ZM249 122V123H248ZM74 123V124H73ZM116 123V124H115ZM193 123V124H192ZM237 123H238V125H237ZM242 123V125H240V124ZM255 123H253V124H255ZM33 124H35V125H33ZM40 124H42L43 126H40ZM51 124V125H50ZM194 124H195V126H194ZM215 124V125H214ZM244 124V125H243ZM88 125V126H87ZM89 125H90V127L91 128H93L92 130H91V132L92 131H94L96 128L99 130H95V132H89V130L91 129L90 127H89ZM93 125V126H92ZM113 125H119V126H113ZM164 125V126H163ZM224 125V126H223ZM35 126V127H34ZM51 128H50V127ZM52 126H54L55 127V129H56V127H57V131H52V129L54 128H52ZM110 126L111 127H113V130H112V128H110ZM120 126H122V127H120ZM131 128H130V127ZM243 127V130H242V127ZM34 127V128H33ZM96 127V128H95ZM101 127H102V129H101ZM106 127V128H105ZM114 127H115V129H114ZM117 127H118V129H117ZM120 127V128H119ZM224 127L227 129V128H229V129H224ZM231 127L232 128H236L237 129V131L236 132H234V130L233 129H231ZM240 127H241V130H240ZM245 127V128H244ZM126 128H129V129H126ZM196 130H195V129ZM215 128V129H214ZM259 128V127H258ZM33 130V132H32V130ZM37 129V130H36ZM47 129V130H46ZM48 129H50L49 131H48ZM100 129H101V132H100ZM104 129V130H103ZM119 129H121V130H119ZM124 131H123V130ZM192 129H194V130H192ZM212 129H213V131H212ZM218 129V130H217ZM223 129L225 130V131H227V132H224L223 131ZM235 129V130H236ZM5 130V131H4ZM36 130V131H35ZM54 130V129H53ZM102 130H103V132H102ZM109 130H111L110 132H109ZM117 131V133L115 132V131ZM129 130L131 131L130 133H131V135H129L130 133H129ZM232 130H233V132H232ZM245 130H247V131H245ZM46 131V132H45ZM74 133H73V132ZM109 133H108V132ZM163 131L165 132V134L163 133ZM192 131H194V132H192ZM216 131V132H215ZM218 131H219V133H218ZM229 131H231L232 132V134L229 132ZM245 131V132H244ZM54 133V135H53V133ZM97 132H100V134L98 133L97 134ZM111 132H113L114 134H112ZM120 132H122L123 133V135H121L122 133H119ZM222 132H223V134H222ZM237 132H239V133H237ZM241 132V133H240ZM244 133V137L246 138L248 135H249V137H247L246 139L245 138H243L242 136H243V133ZM36 133V134H35ZM48 133H49V135H48ZM50 133H51V136H50ZM73 133V134H72ZM91 133V134H90ZM95 133V134H94ZM104 133V135H103V137H102V134ZM195 133V134H194ZM208 133V134H207ZM224 133H225V136H224ZM227 133V134H226ZM233 133H234V135H233ZM246 133V134H245ZM250 133V134H249ZM69 134H70V136H69ZM71 134H72V136L73 135H75V139H78V140H75V139H72V136H71ZM78 134H80L81 135V137H80V135H78ZM107 136H106V135ZM108 134H111L110 136H108ZM117 134H118V136H117ZM124 134H125V136H124ZM126 134H127V136H126ZM182 134H183V136H182ZM230 134H231V136H230ZM235 134H237V135H235ZM241 134V135H240ZM252 134V135H251ZM34 135V136H33ZM47 135V136H46ZM52 135H53V137L54 136H57L56 138L57 139H55L56 141H54V139H53V137H52ZM93 136V137H91V136ZM96 135H97V137H99L98 139H97V137H96ZM100 135V136H99ZM113 135V136H112ZM116 135V136H115ZM177 135V136H176ZM181 135V136H180ZM188 135V136H187ZM190 135V136H189ZM206 135V136H205ZM209 135V136H208ZM227 135V136H226ZM247 135V136H246ZM50 136V137H49ZM78 136V137H77ZM90 136V137H89ZM123 136V137H122ZM131 136V137H130ZM185 136H187V138L185 137ZM205 136V137H204ZM209 138H208V137ZM212 136H213V139H212ZM220 136V137H219ZM239 136V137H238ZM241 136V137H240ZM29 137H31V138H29ZM74 137V136H73ZM80 137V138H79ZM104 137H106L105 139H103ZM116 137V138H115ZM119 139H118V138ZM120 137H122L121 139H123L124 141L122 142L121 141V139H120ZM125 137V138H124ZM179 137V138H178ZM185 137V138H184ZM189 137H192L191 139L193 140H191ZM225 137V138H224ZM251 137V138H250ZM255 137V138H254ZM93 138V139H92ZM115 138V139H114ZM129 138V139H128ZM143 138H144V140H143ZM147 139V136L145 135V134H142V136H141V143L143 142V143H145L146 142V139ZM174 138H175V140H177V141H175L174 140ZM178 138V139H177ZM181 138H184V139H181ZM189 138V139H188ZM212 140H211V139ZM223 138V139H222ZM233 138V141L231 140ZM238 138H239V140H238ZM241 138V139H240ZM69 139V140H68ZM92 139V140H91ZM101 139H103V140H101ZM110 139L111 140H113V141H110ZM187 140L186 141V143H185V145L183 146H181L180 145V147L177 149V148H174L173 149V144H174V142L177 144V142L178 141H180V140H182V142L184 143V140ZM207 139V140H206ZM244 139H245V141H244ZM248 139V140H247ZM256 139V140H255ZM8 140V141H7ZM12 140H13V142H12ZM16 140V141H15ZM31 140V141H30ZM45 140H47V141H45ZM50 140H52V141H50ZM64 140V141H63ZM65 140H67V142L65 141ZM93 140H95V141H93ZM106 142H105V141ZM157 140V139H156ZM191 140V141H190ZM223 140H225V141H223ZM242 140V141H241ZM63 141V142H62ZM74 141V142H73ZM76 141V142H75ZM99 141H100V143H99ZM103 141H104V143L106 144H108L109 146H106L107 147V152H106V147H104L103 145H101V144H104L103 143ZM128 141H129V144L131 145H128ZM131 141V142H130ZM145 141V142H144ZM216 141H218V142H216ZM220 141V142H219ZM222 141H223V143H222ZM227 141V142H226ZM229 141H231V142H229ZM235 141V142H234ZM241 141V143L244 141L245 143H246V146H245V143H242V144H244V145H242V146H240V144H239V142ZM249 141V142H250ZM15 142V143H14ZM56 142V143H55ZM60 142V143H59ZM81 142V143H80ZM90 142L93 144H91L90 145ZM120 143V145H119V143ZM125 142H127L126 143V145H124L125 144ZM171 142H173V143H171ZM181 142V141H180ZM190 142V143H189ZM238 142V143H237ZM18 145H17V144ZM21 143V144H20ZM45 143H46V145H45ZM49 143H51L52 145H55L54 147L51 145V144H49ZM75 143V144H74ZM111 143V144H110ZM113 143V144H112ZM117 144L116 146L117 147H119V148H121V146H122V148H121V151H124V152H122L123 154V156L120 154L121 152H120V149H117L116 148V150H115V144ZM157 145H156V144ZM161 143V144H160ZM172 145H171V144ZM193 143V144H194ZM209 143V144H210ZM216 143V144H215ZM222 143V144H221ZM227 143H229L228 145H227ZM235 143V144H234ZM238 145H237V144ZM29 144V145H28ZM33 144V145H32ZM35 144V145H34ZM39 144H41V145H39ZM42 144H44V145H42ZM49 144V145H48ZM72 144V145H71ZM98 144V145H97ZM175 144V145H176ZM190 144V145H191ZM210 144V145H211ZM69 145L70 146H72V147H69ZM77 145V146H76ZM82 145H84V147L82 146ZM96 145V146H95ZM111 145H112V149L110 148L111 147ZM220 145V146H219ZM223 145H225L224 147H222ZM230 148V145H231V147H233V148H230L231 149V151H230V149L227 147V146ZM237 145V146H236ZM249 145H250V143H249ZM28 146V147H27ZM39 146H40V148H39ZM48 146H49V148H48ZM73 146H74V148H73ZM79 146V147H78ZM81 146V147H80ZM85 146H91V148L89 147V149L88 148H86ZM98 146H100V147H104V152L102 151L103 149L102 148H99ZM114 146V147H113ZM158 146V147H157ZM162 146V147H161ZM166 146V147H165ZM239 146H240V148H239ZM46 147V148H45ZM77 147V148H76ZM95 147V148H94ZM169 149H172V150H168V148ZM175 147V146H174ZM182 147V149H183V152H182V149H180ZM227 147V149H229V151L230 152H232V153H228L227 151V149H225V150H223L224 148H226ZM243 147V148H242ZM26 148H28V149H26ZM32 148H33V150H32ZM59 148V149H58ZM68 148H69V150H68ZM93 148V149H92ZM108 148H109V150H108ZM114 148V149H113ZM125 150H124V149ZM201 148H202V150H201ZM240 149L241 151H236L237 149ZM18 149H22V150H18ZM39 149H41V152H40V150ZM48 149V150H47ZM55 149H57V150H55ZM79 149H82L81 151L79 150ZM85 149V150H84ZM87 149H88V152L90 153V166L92 165H94V168L96 169V170H104V173H110L112 170V172H114V174L116 173H118L117 175H111V174H109V176L112 178H114L115 177V179H112V183L110 184V185H104L103 187H101V186H99V185H101V182L102 183H105V179H101V177H94V179H93V181H97L96 183H97V187L96 188H99L100 187V189L101 188H104L106 191H107V193H108V200H106L107 201V205L104 203L105 202V200L104 201H98L99 199H97L96 200V202L94 203V205L92 206V207H88V206H85L84 205V207H83V205H81V207H78L77 208V210L79 209V211L80 210H82L81 211V214H80V216L79 215H77V214H75L74 213V215H73V212L70 210V211H68L66 208H63L65 205H62V203H61V205H57L58 203H60V201H59V199L56 197L57 195V193L59 192V190L60 191H62L63 189H65L67 186H69L70 184H72V182H73V184H76L75 182L77 181V180H72V182L71 183H69V178L68 177H66L67 175H68V167L71 165V163H72V161H73V159L72 158H74V155H75V157L76 156H78V157H82V154L83 153H87ZM91 149V150H90ZM95 149H96V151H95ZM100 149V152L98 151V150ZM123 149V150H122ZM128 149V150H127ZM130 149V150H129ZM166 149H167V151H166ZM215 149V148H214ZM222 149V150H221ZM236 149V150H235ZM248 149V150H247ZM64 150L65 151H67L66 153L64 152ZM70 150H73L74 152H75V154H73L72 152L73 151H70ZM114 150L116 151V152H114ZM175 150V151H174ZM179 150H181V151H179ZM245 150H247V151H245ZM22 151V152H21ZM27 151H28V154H27ZM56 151V152H55ZM59 151V152H58ZM79 151V152H78ZM83 151H85V152H83ZM93 151V152H92ZM95 151V152H94ZM98 151V152H97ZM109 151V152H108ZM118 151V152H117ZM126 151L129 153H126ZM130 151V152H129ZM159 151V152H158ZM176 152V153H173V152ZM219 151H220V153H219ZM34 152H37V153H35L34 154ZM44 152V153H43ZM48 152V153H47ZM61 152H63L62 154H61ZM98 154H105L104 155V158L103 157H101L102 155H98ZM113 152V153H112ZM120 152V153H119ZM164 152H166V155H164ZM171 152V153H170ZM224 152H226L227 153V158H225V153ZM234 152H236V153H234ZM41 153V154H40ZM45 153H46V155H45ZM50 153V154H49ZM76 153H79L78 155L76 154ZM92 153V154H91ZM96 155V157H95V155ZM111 153L112 154H114V156L117 154V156H115V158L114 157H112V155H111ZM168 153H169V155H168ZM180 153V154H179ZM201 153V154H200ZM17 154H19V156L17 155ZM21 154V155H20ZM27 154V155H26ZM30 154H33L34 155V157L32 156V155H30ZM37 154H39V155H37ZM49 156H48V155ZM73 154V155H72ZM120 156H119V155ZM161 154H162V156H161ZM173 154H175V155H177V156H179V157H181L182 159H180L179 157H177V156H174ZM179 154V155H178ZM183 154V155H182ZM186 154V153H185ZM199 154V155H198ZM205 154V155H204ZM232 154V155H231ZM65 157H64V156ZM68 155V157H66ZM80 155V156H79ZM94 155V156H93ZM109 155H111V157L112 158H109L110 156ZM127 155V156H126ZM172 155V156H171ZM202 155V156H201ZM218 155V156H217ZM234 155V156H233ZM243 155V154H242ZM31 156V158H29ZM36 156V157H35ZM43 156V157H42ZM49 158H48V157ZM107 156H109L108 158L111 160V159H113V160H118L117 158H119V160H118V162L120 161V162H122V164L121 163H119L118 164V162L115 160V162H116V164H117V166L119 167V169H117L118 167L117 166H115V162L113 163V165H114V167H113V165H112V162H113V160H107L106 159V157ZM125 156V158L127 159H121V157L123 158ZM165 156V157H164ZM169 156V157H168ZM232 156H233V159L235 160V161H233L232 160ZM18 157H19V159H18ZM25 157L26 158H28L27 160L25 159ZM33 157V158H32ZM46 157V158H45ZM95 157V158H94ZM97 157H99L98 159H97ZM101 157V158H100ZM219 157V158H218ZM40 158V159H39ZM66 158V159H65ZM71 158V159H70ZM162 158V159H161ZM164 158V159H163ZM177 160H176V159ZM184 158V159H183ZM206 158V159H205ZM222 159V161H224V162H222L221 161V159ZM226 159V160H223V159ZM23 159V162L21 161ZM34 159V161H32ZM39 159V160H38ZM93 159H94V161H93ZM102 159H105V160H102ZM161 159V160H160ZM166 159V160H165ZM199 159H200V162H199ZM227 159H229V161L227 160ZM32 162H31V161ZM46 160V161H45ZM64 160H65V163H64ZM100 160H102V161H107V163H105V162H103L104 164H102V163H99V161ZM164 160H165V163H163L164 162ZM180 160V161H179ZM187 160V161H186ZM250 160V162H251V164H252V166H250V169H257L258 168V165L257 164H254V163H260L261 165V167L263 166V172H261V169H260V172L259 173H257L256 174V172L257 171H255V175L258 177V178H260L259 176H261L262 174H260V173H264V165H262V164H264L263 162H258L257 161V159L255 158H253L252 159V161L254 162V161H256V162H252L251 161V159H249ZM21 161V162H20ZM25 161H27V162H25ZM96 161L98 162L97 164H96ZM101 161V162H102ZM123 161H124V163H123ZM125 161H127V165H125L126 163H125ZM162 161V162H161ZM167 161V162H166ZM169 161V162H168ZM173 161L175 162V163H173ZM182 161V162H181ZM212 161V160H211ZM33 162H36L37 163V167L39 168V171L37 170L38 168L35 166V165H32V164H35V163H33ZM39 162V163H38ZM92 162V163H91ZM110 162V163H109ZM172 162V163H171ZM182 163V165H180L179 167H180V170L181 171H179V168L176 166V165H179V164H181ZM184 162V163H183ZM226 162V164H223V163H225ZM227 162H228V164H230V167H228V164H227ZM229 162H231V163H229ZM238 162V161H237ZM250 162H249V164H250ZM21 163V164H20ZM24 163H26L25 165H24ZM29 163H31V164H29ZM42 163H43V165H42ZM93 163H95V164H93ZM190 165H189V164ZM220 163L222 164V165H220ZM22 164H23V166H22ZM99 164H100V169H99ZM102 164V165H101ZM107 164V165H106ZM112 165V166H109V165ZM121 164V165H120ZM184 164V165H183ZM218 164H219V166H218ZM234 164V165H233ZM5 165H7V166H5ZM48 165V166H47ZM69 165V166H68ZM125 165V166H124ZM189 165V166H188ZM216 165V167L214 168V166ZM232 165V166H231ZM256 165H257V167H256ZM25 166V167H24ZM32 168H31V167ZM34 166H35V168H34ZM106 166H107V168H106ZM169 167V168H171V171L172 172H170L169 174L167 173V172H165V170H166V167ZM175 166V167H174ZM182 166V167H181ZM187 166V167H186ZM206 166V167H205ZM208 166V167H207ZM218 166V167H217ZM222 166H226L225 167V169H224V167L223 168H221ZM236 166V167H237ZM255 166V167H254ZM3 167V168H2ZM22 167H23V169H22ZM48 167V168H47ZM116 167V168H115ZM124 167H125V169H124ZM251 167H254V168H251ZM6 168V169H5ZM21 168V169H20ZM45 168V169H44ZM107 169V171H106V169ZM120 168H123V169H120ZM176 168V169H175ZM206 168H209V169H206ZM213 168V169H212ZM232 168V169H231ZM20 169V170H19ZM32 169V170H31ZM165 169V170H164ZM184 169V170H183ZM216 169V170H215ZM227 169V170H226ZM8 170V171H7ZM13 170V171H12ZM25 170H26V172H25ZM45 170V171H44ZM48 170V171H47ZM118 170V171H117ZM123 170H125V171H123ZM176 170L177 171H179V172H177L176 174H173V172L175 173L176 172ZM208 170V171H207ZM222 170L220 171L221 173H222ZM237 170V171H236ZM259 170V169H258ZM11 171V172H10ZM17 173H16V172ZM22 171V172H21ZM25 173H24V172ZM30 171V172H29ZM40 171H42V173L41 174H43V175H41L40 174ZM45 173H44V172ZM122 173H121V172ZM164 171V172H163ZM212 171V172H211ZM214 171H217V172H214ZM227 171V172H226ZM230 171V172H229ZM232 171H233V173H232ZM5 172V174H3ZM32 172H33V174H34V176H33V174H32ZM102 172V171H101ZM111 172V173H112ZM180 172L182 173V175H178V173L180 174ZM251 172H253L254 173V171H251ZM14 174V176H13V174L12 175H9V174ZM36 173V174H35ZM49 173H51L50 175H48ZM107 173V174H108ZM120 173V174H119ZM125 173V174H124ZM223 173V174H224ZM17 174V175H16ZM19 174H20V176H19ZM24 174V175H23ZM28 174H29V177H27L28 176ZM39 176H38V175ZM45 174V175H44ZM63 174V175H62ZM127 174V175H126ZM237 174H238V176H237ZM5 177H4V176ZM27 175V176H26ZM30 175H32L31 177H30ZM47 175V176H46ZM60 175H62V176H60ZM178 175V176H177ZM184 175V176H183ZM210 175V174H209ZM232 175H230V176H232ZM259 175V176H258ZM19 178H18V177ZM24 176V177H23ZM40 178V180L38 179V177ZM43 176V177H42ZM51 176V177H50ZM165 176H166V178H165ZM5 178V179H3V178ZM13 177V178H12ZM17 177V178H16ZM26 177V178H25ZM36 177H37V179H36ZM51 179H49V178ZM53 177H54V179H53ZM56 177V178H55ZM120 177H121V179H120ZM123 177V178H122ZM129 177V178H128ZM159 177H158V180L160 181V179H159ZM262 177V176H261ZM2 178V179H1ZM7 178H10V179H7ZM30 180V178H32L29 182H28V179ZM35 180H34V179ZM61 178V179H60ZM68 178V179H67ZM124 178H125V180H124ZM16 180V182H19V184L18 183H16V182H14L15 180ZM19 179V180H18ZM44 179V180H43ZM47 179V180H46ZM54 181H53V180ZM162 179H163V181H162ZM8 180V181H7ZM32 180H34L35 182H33ZM49 180V181H48ZM55 180H57V182L55 181ZM11 181H12V183L14 184H12L11 183ZM37 181V182H36ZM51 181H52V183L54 182V184H52L51 183ZM67 181V183H69V184H67V183H65ZM122 181H125V182H122ZM129 181V180H128ZM27 182H28V184H27ZM30 182H33V183H30ZM44 182V183H43ZM56 182V183H55ZM1 183L3 184V186L1 185ZM35 183V184H34ZM95 183V182H94ZM95 183V184H96ZM100 183V184H99ZM8 184V185H7ZM13 186H12V185ZM17 184H18V186L20 187H18L17 186ZM37 184V185H36ZM72 184V185H73ZM5 185V186H4ZM7 185V186H6ZM11 185V186H10ZM23 185H25V186H23ZM33 185H34V187H33ZM45 185V186H44ZM32 188H31V187ZM36 186V187H35ZM39 186V187H38ZM56 186H58V187H56ZM227 186V188H225V190H223V197L225 198V200H226V202H227V204H226V202L224 201L223 203L224 204H226V205H224V204H222L221 206V208L219 209V211H217V213L216 212H211V215H212V218H215V217H217L216 219H218L223 213H225L224 211H226V215L225 214H223L221 217L223 218V216H225L224 217V223L223 224H221V226H219L220 224H217L216 225V230L214 229V230H212V228H211V231L212 232H206L205 230H203L199 225H198V223H196L193 219H191V217L195 214L194 213V208H196V206L193 204V203H191V200H189V198H188V200H187V195H186V197L185 196H182L183 197V199L181 200V202L183 201V203L182 204H180L179 203V205H175V204H172V211H174L175 213H178L179 212V215H181L183 218H184V216L186 217V218H184L185 220H187L188 222H189V224H190V231L193 229V230H195L193 233H191L192 234V236L193 237H195L194 235H196V234H198V237H197V235H196V237L195 238H198V239H200V240H202V241H204V240H206V242H207V249H206V256H205V252H203V253H196L194 250H191V249H193V246H191V247H189V246H187L188 244H187V242L186 241H183V242H181L182 244H183V251L181 250L180 251V253L181 254H184V255H182V256H180V259L179 260H183V264H205V262L207 263L208 261V258H212L211 260L209 259V264H264V251H260V250H254V251H252L251 249H250V247L249 246H247L248 245V241H247V238H246V232H245V220H244V218H242L241 219V217L242 216H240V214L242 215V213H243V209L241 208V207H244V209L248 206L249 207V205H248V201L250 202L249 204H250V206H251V204H253V205H255V206H251L252 208H251V213L253 212V216L255 217V218H257V217H262L263 215V213H264V209H263V211H262V209H260V207L262 208V206H263V208H264V205H263V201H264V184L261 186V188H260V190L263 192H260L258 189L259 188H257V187H253L252 188V190L250 191V189L251 188H244L243 186L242 187H240V184L238 185V184H233V185H226ZM231 186H233V189L231 188ZM11 187V188H10ZM23 187V188H22ZM33 190H31L30 188ZM62 187V188H61ZM236 187V188H235ZM9 188L11 189V190H9ZM13 188H15V189H13ZM34 188V189H33ZM43 188V189H42ZM231 188V189H230ZM23 191H25V192H23ZM35 189H37V190H35ZM56 189H59L58 191L56 190ZM227 189V190H226ZM235 189V190H234ZM239 190V191H241V192H238L237 190ZM30 190H31V192H30ZM35 190V191H34ZM42 190V191H41ZM45 190V191H44ZM50 190H51V193H49L50 192ZM244 190V191H243ZM245 190H246V192H245ZM255 190H257V191H255ZM8 191H10V192H8ZM21 191V192H20ZM38 191V192H37ZM56 191V192H55ZM233 193H232V192ZM259 191V192H258ZM3 192H5V193H3ZM33 192H35V193H33ZM41 192V193H40ZM44 192H46V194L44 193ZM228 192H230L229 194H228ZM250 192V193H249ZM18 193V194H17ZM19 193H21V194H19ZM25 193H29V194H24ZM52 193H56L55 195L54 194H52ZM224 193H226V195L224 194ZM237 193V194H236ZM254 195H253V194ZM259 193H260V195H259ZM23 194V197L21 196ZM33 194V195H32ZM233 194V195H232ZM245 195V197H244V195ZM250 196V198H248L249 200H247V198L246 197H249L248 195ZM258 194V195H257ZM6 195V196H5ZM17 195L18 196H20V197H17ZM30 195H32V196H30ZM37 195H38V197H37ZM53 195V196H52ZM66 195V194H65ZM98 195H100V193L98 192ZM189 195H191V194H189ZM196 196H195V199L197 198V199H199L201 196V198H200V200L202 201V203L204 202V200L205 199H203V195H204V193H202V192H197L196 194H195ZM232 195V196H231ZM236 195V196H235ZM242 195V196H241ZM25 196V197H24ZM29 196V197H28ZM48 196H50V197H48ZM227 196H229L228 198H227ZM233 196H235V197H233ZM251 196H254V197H251ZM260 196V197H259ZM8 197V198H7ZM31 197V198H30ZM34 197V198H33ZM42 197V198H41ZM48 197V199L50 198V200H48V199H46ZM66 198H69L67 201H65V203H67V204H69V201H70V196L69 197H67V196H65ZM231 197H232V199H231ZM239 197V198H238ZM263 197V198H262ZM28 199V201H27V199ZM30 198V199H29ZM34 199V201H33V199ZM57 198V199H56ZM118 200H117V199ZM234 198H236V199H234ZM241 198V199H240ZM243 198V199H242ZM252 198H258L259 200H257L256 199V201H254L255 199H252ZM7 199V200H6ZM12 199H16L17 200V202L14 200V201H12ZM22 201H24V202H21V200ZM37 199V200H36ZM38 199H40V200H38ZM197 199L195 200L196 202H197ZM228 199L230 200V201H228ZM239 199V200H238ZM246 199V200H245ZM263 200L262 202H261V200ZM6 200V201H5ZM42 200V201H41ZM45 200H48L49 202H53V203H50L49 204V202L48 201H46L45 202ZM120 200V201H119ZM188 201V202H185V201ZM26 201L27 202H29V203H26ZM31 201V202H30ZM41 202V203H38V202ZM115 201V202H114ZM118 201V202H117ZM233 201V202H232ZM237 201V203H235V202ZM239 201H241V203L239 202ZM244 201V203H242ZM36 202V203H35ZM55 202H57V204L55 203ZM123 204H121V203ZM185 202V203H184ZM206 202H207V200H206ZM259 202V203H258ZM260 202H261V206H259L258 207V205L260 204ZM25 204L27 207L26 208H24L25 207V205H23V204ZM35 203V204H34ZM42 203L43 204H45V207H44V205H42ZM100 203V204H99ZM102 203L105 205V206H107L109 209H107L108 210V212L107 211H105L106 209H104L105 208V206H104V210H102L100 207H102ZM112 203V204H111ZM120 203V204H119ZM126 203V204H125ZM188 203H190V205H189V207H188ZM205 203V202H204ZM231 203V204H230ZM245 203H247V204H245ZM257 203H258V205H257ZM20 204V205H19ZM40 204V205H39ZM51 206H49V205ZM114 204V205H113ZM184 204V205H183ZM192 204L194 205V208H193V206H192ZM205 204H208V202L207 203H205ZM241 204V205H240ZM13 205V206H12ZM33 205H34V208H33ZM52 205H53V209H51L52 208ZM175 205V206H174ZM180 205H182L181 206V208H180ZM230 206L229 208V212H230V214H231V216H232V219H231V223L229 222L228 223V225H226L227 224V222L228 221H230V214H229V212H228V206ZM232 205H233V207H232ZM243 205H247V206H243ZM256 205H257V207H256ZM32 206V207H31ZM38 206V207H37ZM110 206H111V208H110ZM115 206V207H114ZM185 206V207H184ZM199 205H197V207H198ZM236 206V207H235ZM5 207V208H4ZM12 207V208H11ZM16 207V208H15ZM42 207H44V208H42ZM66 207V206H65ZM86 207V208H85ZM88 207V208H87ZM106 207V208H107ZM117 207V208H116ZM123 207V208H122ZM125 207V208H124ZM178 207V208H177ZM187 207V208H186ZM224 207H226V209L224 210ZM232 207V208H231ZM240 207V208H239ZM256 207V208H255ZM11 210H10V209ZM20 208V209H19ZM28 208V209H27ZM37 208L38 209H40V210H38V212H36L37 211ZM48 208H50L51 209V211L53 212L52 214H53V216L56 218V220H58L57 221V227H56V225H54V226H52L51 227V229L50 230H48L47 231V229L45 228L46 227V225L45 226H43V229H42V224H41V229H40V227H37V229L38 230H36L35 231V233H34V228L36 229V226L34 227V226H32L31 224L32 223H29L28 224V222H29V220H31V222H33L32 220H33V217H34V220H35V218L37 219L38 218V216L36 217V215H42L43 217H42V219L41 220H51L50 219V217H46V218H44V216H47L48 214H49V211L50 210H48ZM62 210H61V209ZM73 209H74V207H72ZM89 208H91V210L89 209ZM22 209H24L23 211L25 212V213H23L22 212ZM32 209H34V210H36L35 211V214L33 213L34 212V210H32ZM41 209H43V210H41ZM47 209V210H46ZM65 209V210H64ZM89 209V210H88ZM121 209H123V210H121ZM125 209H126V213L125 212H123V211H125ZM182 209V210H181ZM193 209V210H192ZM255 209V210H254ZM5 210V211H4ZM7 210V211H6ZM10 210V214L8 215V213H6V212H8ZM17 210H19V212L17 211ZM31 212H30V211ZM57 210V211H56ZM60 210L63 212V214H61V212H60ZM75 210V209H74ZM177 210H178V212H177ZM187 210L189 211V212H187ZM238 210V211H237ZM253 210V211H252ZM262 211L261 213L259 212V211ZM21 211V212H20ZM33 211V212H32ZM59 211V212H58ZM76 211V210H75ZM79 211H78V214H79ZM112 211V212H111ZM180 211H183V212H180ZM193 211V212H192ZM222 213H221V212ZM232 211V212H231ZM233 211H234V213L235 214H232L233 213ZM5 212V213H4ZM12 212H14V213H12ZM18 212V213H17ZM40 212V213H39ZM46 212V213H45ZM56 212H58V213H60L59 215L60 216H58V213H57V215H54V214H56ZM107 212V213H106ZM228 212V213H227ZM239 212V213H238ZM241 212V213H240ZM255 212V213H254ZM22 213H23V215H22ZM29 214V216H28V214ZM31 213H32V215H35V216H32L31 215ZM67 213H69V214H67ZM92 213H93V215H92ZM108 213H111V216L108 214ZM187 213H189V214H187ZM214 213H216V215L214 214ZM258 213H259V215H258ZM26 214V215H25ZM46 214V215H45ZM65 214V215H64ZM87 214V215H86ZM106 214V215H105ZM125 214V215H124ZM183 214H184V216H183ZM3 215H4V217H3ZM7 215V216H6ZM18 215V216H17ZM69 215H70V217H69ZM92 215V216H91ZM124 215V216H123ZM126 215H128V217L126 216ZM189 215H190V217H189ZM237 215V216H236ZM239 215V216H238ZM257 215V216H256ZM11 216H12V218H11ZM18 218H17V217ZM27 216V217H26ZM58 216V217H57ZM62 216V217H61ZM68 216V217H67ZM78 216V217H77ZM104 216V217H103ZM109 216V217H108ZM219 216V217H218ZM226 216H229V217H227L226 218ZM236 218H235V217ZM5 217H8V220H6V219H4ZM10 217V218H9ZM21 217H23V220H22V218ZM60 217V218H59ZM80 217V218H79ZM105 217H107V218H105ZM111 217H113V218H111ZM125 217H127L126 218V221H125V224L123 223V219L125 220ZM19 218H20V220H19ZM32 218V219H31ZM63 218V219H62ZM79 218V219H78ZM128 218H129V220H128ZM226 218V219H225ZM229 218V219H228ZM9 219H11V220H9ZM17 219V220H16ZM25 219V220H24ZM27 219V220H26ZM69 219V220H68ZM90 219V220H91ZM105 219V220H104ZM234 219H237V220H234ZM60 220H62L61 222H60ZM72 220V221H71ZM101 220V221H100ZM112 222H111V221ZM114 220H115V222H114ZM241 220V221H240ZM2 221V222H1ZM4 221H5V223H4ZM13 221V222H12ZM22 221V222H21ZM25 221H26V223H25ZM98 221H100V223L98 222ZM102 221H105V222H102ZM108 221H110L109 223H106V222H108ZM193 221V222H192ZM236 221H237V223H236ZM9 222V223H8ZM21 222V223H20ZM59 222V223H58ZM65 222V223H64ZM71 224H70V223ZM72 222H74V223H72ZM79 222V223H78ZM118 222V223H117ZM234 222V223H233ZM243 224H242V223ZM3 223H4V225H6V227H7V229H6V227L4 226L3 227ZM13 223H14V225H13ZM78 223V224H77ZM132 223V224H131ZM12 224V225H11ZM16 224V225H15ZM20 224V225H19ZM26 224V225H25ZM60 224V226H58ZM101 224V225H100ZM136 224V225H135ZM231 224H233L232 226H231ZM238 224H239V226H238ZM22 225V226H21ZM24 225H25V227L27 228V230L26 229H24L23 227H24ZM74 225V226H73ZM78 225V226H77ZM130 225V226H129ZM229 225H230V227H229ZM32 226V228H30ZM65 228H63V227ZM65 226H67L68 228H66ZM74 227V229H73V227ZM223 226V227H222ZM224 226H228L230 229H232V233L230 234V236L227 238V240H229V242H226L225 240L224 241H219V240H221L220 238H219V235H220V232L222 233V229L224 228ZM236 226V227H235ZM241 226V227H240ZM9 227H10V229H9ZM16 227V228H15ZM20 227H22L23 228V230H22V232H21V229L22 228H20ZM34 227V228H33ZM54 227V228H53ZM115 227V228H114ZM135 227V228H134ZM194 227H196V229L194 228ZM222 227V228H221ZM225 227V228H226ZM238 227H239V229H238ZM2 228V229H1ZM15 228V229H14ZM45 228V229H44ZM57 229V231H56V229ZM62 228V229H61ZM200 228V229H199ZM237 228V229H236ZM240 228H241V231H243V233L242 232H240ZM243 228H244V230H243ZM6 229V230H5ZM17 229V230H16ZM64 229V230H63ZM69 229V230H68ZM78 229V230H77ZM219 229V230H218ZM236 231H235V230ZM16 230V231H15ZM29 230H30V232H29ZM45 230V231H44ZM56 233H54L53 231ZM61 230V231H60ZM74 230V231H73ZM76 230V231H75ZM199 230H201V232L199 231ZM238 230V231H237ZM32 231V232H31ZM52 233H50V232ZM121 231V232H120ZM197 231V232H196ZM215 231H216V233H215ZM235 231V232H234ZM2 232V233H1ZM4 232H6V233H4ZM19 232V233H18ZM36 232L39 234V235H37L36 236ZM46 232V233H45ZM58 232V233H57ZM69 234H68V233ZM73 232V233H72ZM75 232H77L78 233V235H77V233H75ZM102 232V233H101ZM214 232V233H213ZM237 232V233H236ZM4 233V234H3ZM27 233V234H26ZM31 233H33V234H31ZM41 233V234H40ZM50 233V234H49ZM210 233H212V234H210ZM235 235H234V234ZM3 234V235H2ZM17 234H19V236L17 235ZM24 234V235H23ZM42 234H43V236H42ZM54 234V235H53ZM58 234H60V236L62 235L63 236V238H62V236L61 237H59V235ZM74 235V236H76L77 235V237H74V239H76L75 241L78 243H76L75 241H74V239L72 240V238H73V236H71L70 238H71V240L72 241H74V244L76 245V246H72L73 248H70L69 249V251H66V249H65V247H64V242H66V241H69L70 239H69V236L68 235ZM76 234V235H75ZM80 234H83V235H81L80 236ZM200 234V235H199ZM219 234V235H218ZM238 234V235H237ZM12 235V237L13 238H11L10 236ZM17 235V236H16ZM21 235V236H20ZM66 235V236H65ZM85 235V236H84ZM92 235L94 236V234L92 233ZM99 235V236H100ZM207 235V237H203V236H206ZM215 235V236H214ZM9 236V237H8ZM16 236V237H15ZM27 237V238H24V237ZM28 236H30V237H28ZM36 236V237H35ZM56 236V237H55ZM65 236V237H64ZM84 236V237H83ZM96 237L97 239H99V242H101V245L103 244L102 242L104 241V239L105 238H107V237H105L104 235H102V236H100V237ZM219 238H217V237ZM232 236V237H231ZM236 236V237H235ZM244 236V237H243ZM5 237H6V239H5ZM14 237L15 238H17V237H19V239L21 240H16V239H14ZM23 237V238H22ZM42 237H44V238H42ZM49 238V239H46V238ZM61 238V239H59V238ZM84 239H83V238ZM89 237V238H88ZM101 237H102V240L103 241H101ZM201 237V238H200ZM204 238V240H203V238ZM210 237V238H209ZM237 237L238 238H240V239H238L237 240ZM2 238L4 239V241L2 240ZM56 238H57V240H56ZM67 240H66V239ZM78 238V239H77ZM81 238V239H80ZM212 238H214V239H216V240H218V242L220 243H218L216 240H213ZM233 238H235V239H233ZM9 239V240H8ZM13 239V240H12ZM18 239V238H17ZM26 239H28V241L26 240ZM44 239V240H43ZM63 239V240H62ZM83 239V240H82ZM85 239H87L86 241L88 242H85L84 240ZM108 239V238H107ZM107 239H105V240H107ZM209 239V240H208ZM244 239V240H243ZM12 240V241H11ZM14 240H16V241H14ZM24 240V241H23ZM41 240H42V242H41ZM47 240V241H46ZM59 240V241H58ZM60 240H62V241H60ZM80 240H81V242H80ZM211 240H213V242L214 243H212V241ZM7 241V242H6ZM10 241V242H9ZM18 241V245L16 244V242ZM22 241H23V243H22ZM46 243H45V242ZM210 241H211V243H212V245H211V247H210ZM239 241L241 242V243H239ZM3 242V243H2ZM5 242L7 243L6 245H5ZM12 242H13V244H14V242H15V244L13 245L12 244ZM27 242V243H26ZM36 242V243H35ZM38 242V243H37ZM48 242V243H47ZM63 242V243H62ZM218 244H217V243ZM226 242V243H225ZM239 244H238V243ZM244 242V243H243ZM245 242H247V243H245ZM10 245H9V244ZM21 243V244H20ZM26 243V244H25ZM44 243V245H42ZM50 243V244H49ZM59 243L61 244V246L60 247H62V248H60L59 247ZM83 243H85V244H83ZM104 243H105V241H104ZM235 243V244H234ZM4 244V245H3ZM25 244V245H24ZM28 244V246H26ZM37 244V245H36ZM39 244V245H38ZM47 244H48V246H47ZM54 244H57V246H55L53 249H52V247L54 246ZM79 244L81 245V246H79ZM100 244V243H99ZM107 245L106 246V248H105V246L104 245ZM105 244H103V247H104V249H108V244L107 243H105ZM214 244V245H213ZM225 244H227V245H225ZM240 245V246H242L243 248H241L240 246H238V245ZM245 244H246V246H245ZM7 245H9V246H7ZM16 245V246H15ZM20 245L22 246L21 247V250H22V252H24L23 254H21L22 252H20ZM41 245V246H40ZM85 245V246H84ZM100 245V246H101ZM224 245V246H223ZM232 245V246H231ZM5 246V247H4ZM34 246L36 247V252L40 249V253L39 252H35V248H34ZM38 246H40L39 247V249H38ZM52 246V247H51ZM90 246V247H89ZM187 246V247H186ZM218 246V247H217ZM228 248L227 250H226V247ZM10 247V248H9ZM12 247H15V249H13ZM16 247H18V248H16ZM24 247V248H23ZM31 247V248H30ZM43 247V248H42ZM58 247H59V249H58ZM76 247V248H75ZM82 247V248H81ZM205 247V246H204ZM216 247V248H215ZM222 247V248H221ZM225 247V248H224ZM233 247H236V248H233ZM4 248H6V249H4ZM12 248V249H11ZM26 248V249H25ZM52 250H54V251H52ZM56 248V249H55ZM75 248V249H74ZM92 248V247H91ZM91 248H90V250L89 251H91ZM188 248V249H187ZM210 248V249H209ZM211 248H212V251H211ZM239 248V249H238ZM10 251H8V250ZM30 249H31V251L32 252H35V253H33L32 254V252L30 251ZM62 249V250H61ZM74 249V250H73ZM218 249H222L221 251L220 250H218ZM235 249V250H234ZM238 249V250H237ZM4 250H6V251H4ZM15 250H16V252H15ZM19 250V251H18ZM24 250H26V251H24ZM87 250V251H86ZM189 250V251H188ZM225 250V251H224ZM250 250V251H249ZM2 251H3V253H2ZM8 251V252H7ZM60 251H62V252H60ZM64 251H66V252H64ZM186 251V252H185ZM192 251H193V253L194 254H192ZM220 251V252H219ZM236 251H237V254L240 256H238L237 254H236ZM254 252L253 254H252V252ZM6 252V253H5ZM20 254H19V253ZM41 252H42V254H41ZM46 252V253H45ZM64 252V253H63ZM86 252V253H85ZM191 253V255H193V258L191 257V255L189 254V253ZM211 252V253H210ZM224 252V253H223ZM226 252V253H225ZM228 252V253H227ZM259 252V253H258ZM262 252V253H261ZM5 253V254H4ZM9 253V254H8ZM31 253V254H30ZM70 253H72L71 255H69ZM74 253V254H73ZM85 253V254H84ZM88 253V254H87ZM219 253V254H218ZM231 253V254H230ZM6 254H8V255H6ZM54 254H56V255H54ZM61 254V255H60ZM84 255V256H79V255ZM188 255V257H187V255ZM196 254V255H195ZM204 254V255H203ZM262 254V255H261ZM2 255H6V256H2ZM15 257H14V256ZM23 255V256H22ZM26 255V256H25ZM35 255V256H34ZM186 255V256H185ZM208 255V256H207ZM215 255V256H214ZM218 255L219 256H221L220 258H217L218 257ZM223 255V256H222ZM229 255V256H228ZM230 255H232V258H231V256ZM255 255V256H254ZM259 255V256H258ZM261 255V256H260ZM9 256L11 257V258H9ZM20 256H22V257H20ZM40 258H38V257ZM50 258H48V257ZM53 256H54V258H53ZM189 256H190V258H189ZM195 256V257H194ZM199 256V257H198ZM244 256V257H243ZM251 256H253L254 258H252ZM24 257V258H23ZM30 257H32V258H30ZM42 257V258H41ZM66 257V258H65ZM73 258L74 260H71V258ZM226 257H227V259H226ZM229 257V258H228ZM234 257V258H233ZM236 257V258H235ZM241 257H243V258H241ZM257 259H256V258ZM261 257V258H260ZM263 257V258H262ZM6 258H7V260H6ZM8 258H9V260H8ZM28 258H30L29 260H28ZM39 259V260H42L43 261V263H40V262H42V261H40L39 262V260H37V259ZM63 258L64 259H66V261H64L63 260ZM198 258V259H197ZM205 258H207V259H205ZM216 258V259H215ZM225 258V259H224ZM238 258V259H237ZM26 259V260H25ZM45 259H47V260H45ZM48 259L50 260V262H48ZM143 258H141V260H142ZM159 261H161L162 262V260H161V257L159 256ZM186 259V260H185ZM189 259V260H188ZM192 259V261H190ZM195 259V260H194ZM204 261H203V260ZM218 259V260H217ZM221 259V260H220ZM226 261L227 260V262H223L224 260ZM230 259V260H229ZM241 259V260H240ZM254 259H255V261L256 262H254ZM261 259H263L262 261L263 262H261ZM4 260V261H3ZM13 260V261H12ZM25 260V261H24ZM51 260H53L52 262H51ZM79 260V259H78ZM213 260V261H212ZM218 261V263H217V261ZM242 260H244V261H242ZM7 261V262H6ZM27 261V262H26ZM33 261V262H32ZM45 261V262H44ZM47 261V262H46ZM140 261V260H139ZM185 261V262H184ZM195 261H196V263H195ZM200 261V262H199ZM229 261H230V263H229ZM233 261H235L234 263H232ZM251 262V261H253V262H251V263H249V262ZM60 262V263H59ZM73 262V263H74ZM145 261H144V259H143V263H144ZM211 262V263H210ZM213 262V263H212ZM239 262V263H238ZM244 262V263H243ZM2 263H0V264H2ZM78 264L80 263V262H77ZM97 264H102V261H99V262H96ZM95 263V264H96ZM124 263V262H123ZM180 263L182 264V261H180ZM93 264H94V262H93ZM122 264V263H121ZM124 264H127V263H124Z\"/></svg>",
	"mask_w": 264,
	"mask_h": 264
},
{
	"label": "bare ground",
	"instance_id": "2",
	"mask_svg": "<svg viewBox=\"0 0 264 264\" xmlns=\"http://www.w3.org/2000/svg\"><path fill=\"white\" fill-rule=\"evenodd\" d=\"M22 1V0H21ZM23 1H26V0H23ZM22 1V2H23ZM29 1H31V0H29ZM28 1V2H29ZM48 1V0H47ZM54 1H58V0H54ZM65 1V0H64ZM79 1V0H78ZM86 1V0H85ZM105 1V0H104ZM103 0H102V2H104ZM119 1V0H118ZM120 1H122V0H120ZM140 1V0H139ZM138 1V2H139ZM152 1H154V0H152ZM151 1V2H152ZM166 1H168V0H166ZM176 1V0H175ZM186 1V0H185ZM188 1V0H187ZM186 1V2H187ZM202 1H204V0H202ZM200 2V0L199 1H197V0H189V2L190 3H188V4H190V6L192 7V11H193V13L194 14H196L197 15V19H200V18H204V20H206V21H208L211 25H212V27L211 28H213V29H215L214 27L215 26H218L219 24H218V22H215V17H216V14H218V13H214V11L216 10V8H213L214 9V11L212 12L211 10H212V6H210L209 5V1H208V4L207 5H204L205 3H203V2ZM206 1V0H205ZM222 1V0H221ZM247 1H252V3H253V0H247ZM247 1H245V0H236V3H235V1H234V4H235V7L238 9V11L240 12V14H239V17H238V19H236L235 20V24L232 26V27H228V26H225L224 25V22L226 21V20H228L229 19V17L227 18V19H225L224 17H225V15H224V17H221V18H223V19H225V21L222 23V25L223 26H225V27H223L222 25V28L221 29H219V27H218V30L217 31H215V30H212L209 26V30L207 31L211 36H213V37H217V39H218V44H223L224 45V43H225V41H228V43H229V46H228V48H226L225 46V48H222L220 45H218L219 46V48L216 50V52L214 51V53H211V54H208L209 52H205L206 54H208L207 56H206V54L205 53H203L204 52V50H203V52H202V45H204V44H202V41L200 42V40H203V39H199L200 37H198V38H196V39H198L199 41H198V44L199 43H201L202 45H201V48H200V46L196 43V40H195V35H193V34H191V36H195L194 38H192V41L193 40H195V41H193V42H195V51H194V49H192L193 48V45L192 44H194V43H192L191 44V42L189 41V43L191 44V49L194 51V52H192L191 54L192 55H194V59L196 60V61H198V63L196 62V64H197V67L196 66H193L192 65V67H193V69L195 68L196 69V72L198 73V75H199V78L198 79H200V76L202 75L204 78H205V74H204V72H205V70L206 69H210V70H208V71H210V72H208V73H211L212 75L211 76H209V78H210V80H212L213 81V79H214V77H216L217 76V78L216 79H219L218 78V76H221L220 75V73H219V70L220 71H222L221 70V68L220 69H218L219 68V64L217 65V66H215L216 64H215V60H216V62H217V60L218 61H221V60H225L224 62H227L228 61V59L227 58H229V56H232V57H234V59H236V57H239V59L240 60H243V62H245V70H247L248 71V73L247 74H249L250 72H257V70L258 71H260V70H262L263 71V74L262 75H259V74H261V73H259L258 72V74L257 75H255V73H253V76H251L250 77V79H244V78H242V79H244L245 80V82H242V87L240 88V87H238V89H234V90H232L231 88H230V83L227 81V79H228V77H227V75H226V77L227 78H223V77H221V78H223V79H225L226 81H224V82H228V86H229V88L231 89V90H229V88H228V90L229 91H225V92H223V94L222 95H224V93H228V94H230L231 92H233L234 94L233 95H235L238 99H237V101H239V103H241L242 105H241V108L242 109H246L247 108V106L248 105H251V104H248V102L247 101H249V98L250 97H253V99L254 98H256V99H258V101H257V103H258V105H256V109L257 110H259V114H258V116H256V118H255V120H256V123H255V121L253 120V117H252V120H253V123H255V124H251V123H249V124H246L247 122H245V120H243L244 121V123H245V125H246V128L245 129H247V130H249V132L250 133H253L254 135L253 136H256L257 134H259V133H257V132H261V134H262V129L260 128V126H262V128L264 127V46H262V45H260L259 46V44H257V42H260L258 39L259 38H263L264 37V28L263 27H261V26H259L260 24H258V22L257 21H254V18H255V20L257 19L258 21L260 20V21H263L264 22V0H254V3H253V8H252V10H250V8L252 7L251 5H250V8L248 7L249 5L248 4H250V3H248ZM20 2V1H19ZM27 2V1H26ZM32 2V1H31ZM41 2H43V1H41ZM49 2V1H48ZM62 2H63V0H62ZM62 2L60 3V1H58V3L61 5L62 4ZM70 2V1H69ZM149 3L148 4H150V1H148ZM159 2H161V1H159ZM172 3H173V1H171ZM170 2V3H171ZM182 3L184 2V0L183 1H181ZM181 2L179 3V1H178V5L179 4H181ZM211 2V1H210ZM216 2H217V0H216ZM215 2V3H216ZM220 2V0H218V3ZM225 2V1H224ZM4 3V2H3ZM2 3V4H3ZM6 3V2H5ZM25 3V2H24ZM39 3H40V0H39ZM38 3V4H39ZM46 3V5H48V3L47 2H45ZM53 3V2H52ZM57 3V4H58ZM75 3H76V1H75ZM75 3H73L74 5H75ZM79 3V2H78ZM77 3V5H79ZM101 3V2H100ZM105 3V2H104ZM116 3H117V0H116ZM124 3H126V2H124ZM146 4H147V0H146V2H145ZM167 3V2H166ZM176 3V2H175ZM198 3H200V4H198ZM212 3V2H211ZM210 3V4H211ZM226 3V2H225ZM232 3V0H231V2L229 3V4H231ZM248 3V4H247ZM37 4V5H38ZM44 4V3H43ZM42 4V5H43ZM64 4V3H63ZM123 4V3H122ZM152 4V3H151ZM151 4H150V6H148V7H151ZM153 4H155V7H156V9H157V11H159V12H157V14L158 13H160V18H162L163 16H164V19H165V16H166V13H168V10L169 11H171L170 10V8L172 9V12H173V10H177V5H176V9H175V6L173 7V5H175V4H173V5H170L171 7L170 8H168L169 6H166V4H164V3H158V1L157 2H154ZM186 4V3H185ZM197 4H198V6H197ZM214 4V3H213ZM3 5H5V4H3ZM33 5H34V3H33ZM41 5V6H42ZM51 5V4H50ZM55 6H54V8H56L57 7V9H58V7L60 6H57L56 4H54ZM71 5H72V3H71ZM74 5H73V8H74ZM112 5V4H111ZM116 5V4H115ZM120 6H119V8L121 7V3L119 4ZM124 5V4H123ZM138 5H140V4H138ZM215 5V4H214ZM17 6H19V5H17ZM23 6V5H22ZM45 6V5H44ZM43 6V7H44ZM52 6H53V4H52ZM104 6V5H103ZM144 6H145V4H144ZM153 6V5H152ZM181 6V5H180ZM190 6H189V9H190ZM218 6V5H217ZM229 6V5H228ZM227 6V7H228ZM232 6H234V5H232L231 4V6H229V8L230 7H232ZM10 8H11V5L9 6ZM24 8H25V6H23ZM29 7H30V5H29ZM47 8L49 7V5L48 6H46ZM85 7V6H84ZM112 7H114V5L112 6ZM124 7H125V5H124ZM139 7V6H138ZM142 7V6H141ZM188 7V6H187ZM186 7V8H187ZM215 7V6H214ZM219 7V6H218ZM224 7V6H223ZM222 7V8H223ZM3 8V7H2ZM16 8H18V7H16ZM50 8V7H49ZM48 8V9H49ZM61 8V6L59 7V9ZM64 8V7H63ZM69 8V7H68ZM72 8V7H71ZM72 8V9H73ZM79 8V7H78ZM77 8V9H78ZM103 8V7H102ZM101 8V9H102ZM104 8H105V6H104ZM103 8V9H104ZM115 8V7H114ZM114 8H112V9H114ZM117 8V7H116ZM122 8V7H121ZM131 8V7H130ZM146 8V7H145ZM151 8H153V7H151ZM174 8V9H173ZM180 8H183V6L182 7H179L178 8V13L180 12L179 11V9ZM185 8V7H184ZM186 8H185V10H186ZM229 8H227L226 9V11L228 10V11H230L229 12V15H230V13L232 12L231 10H235V8L234 7H232V8H234V9H231L230 8V10H229ZM6 9H9V8H6ZM19 9H22V8H19ZM34 9V8H33ZM33 9H31L32 11H33ZM59 9H58V11H59ZM72 9H70V10H72ZM102 9V10H103ZM125 9V8H124ZM123 9V10H124ZM138 9H140V8H138ZM144 9V8H143ZM189 9H187V10H189ZM219 9V8H218ZM221 9V8H220ZM0 10H1V8H0ZM30 10V9H29ZM51 10V9H50ZM65 10V9H64ZM68 10V9H67ZM67 10H65V11H67ZM76 10V9H75ZM101 10V11H102ZM110 10H111V8H110ZM120 9H118V10H116V11H119ZM126 10V9H125ZM141 10V9H140ZM145 10V9H144ZM146 10H150V8L148 9V8H146ZM153 10V9H152ZM181 11L183 10V9H180ZM250 10V11H249ZM20 11V10H19ZM22 12H23V10H21ZM20 11V12H21ZM28 11V10H27ZM26 11V13H28ZM38 11H40V10H38ZM55 11H56V9H55ZM74 11V10H73ZM76 11H78V10H76ZM76 11L74 12L75 13V15L77 14L76 13ZM80 11V10H79ZM78 11V14H80V12ZM116 11H115V13H116ZM130 11V10H129ZM135 11V10H134ZM143 10H141V12H142ZM177 11H174V12H177ZM184 11V10H183ZM246 12V14H247V17L246 18H241L240 19V15H241V12ZM7 13H8V11H6ZM5 12V13H6ZM10 12V11H9ZM34 12H36V11H34ZM40 12H42V11H40ZM52 12H54V11H52ZM60 12V11H59ZM89 12V11H88ZM104 13H105V9H104V11H103ZM102 12V13H103ZM113 12H114V10H113ZM112 12V13H113ZM131 12H132V10H131ZM146 12V11H145ZM145 12H144V16L143 17H145ZM172 12H171V14H172ZM188 12V11H187ZM190 12V11H189ZM215 12H218V11H215ZM1 13V12H0ZM30 14H32L31 12H29ZM45 13H47V11H45ZM48 13H50V12H48ZM63 13V12H62ZM73 13V14H74ZM121 13V12H120ZM127 13H128V11H127ZM138 13V12H137ZM143 13V12H142ZM141 13V14H142ZM149 13V12H148ZM148 13H147V15H148ZM170 13V12H169ZM168 13V14H169ZM184 13V12H183ZM228 13V12H227ZM234 12H232V14H233ZM3 14V13H2ZM18 14V13H17ZM25 14V13H24ZM29 14V17L31 16ZM34 14V13H33ZM38 14V13H37ZM44 14V13H43ZM57 14H60L61 15V13H58V12H56V15ZM66 14V13H65ZM77 14V15H78ZM122 14H124L123 12H122ZM129 14H130V12H129ZM136 14V13H135ZM138 14H140V13H138ZM150 14V13H149ZM165 14V15H164ZM171 14H169V16L171 15ZM174 14V13H173ZM191 14V13H190ZM231 14V15H232ZM26 15V14H25ZM48 15V14H47ZM47 15H46V17H47ZM52 15V14H51ZM55 15V14H54ZM56 15H55V17H56ZM59 15V16H60ZM115 15H117V14H115ZM119 15H121V14H119ZM153 15V14H152ZM8 16V15H7ZM22 16V15H21ZM35 16V15H34ZM53 16V15H52ZM51 16V17H52ZM58 16V15H57ZM72 16V15H71ZM74 16V15H73ZM113 16H114V14H113ZM130 16H133V17H135L134 15H130ZM139 16H141V15H139ZM168 16V15H167ZM168 16V17H169ZM174 15H171V17H173ZM175 16H178V14L176 15L175 14ZM175 16H174V18H175ZM180 16H182V15H180ZM189 16V15H188ZM226 16H228V14L226 15ZM246 16V15H245ZM248 16H249V19H248ZM1 17H2V15H1ZM28 17V18H29ZM39 17V16H38ZM41 17H42V15H41ZM44 17V16H43ZM61 17H62V15H61ZM66 18H68L67 16H65ZM104 17H105V14H104ZM128 17V16H127ZM154 16H152V18H153ZM171 17L169 18V19H171ZM193 17H194V15H193ZM3 18V17H2ZM27 18V17H26ZM27 18V19H28ZM36 18V17H35ZM48 18V17H47ZM52 18H54V17H52ZM56 18H58V17H56ZM55 18V19H56ZM71 18V17H70ZM73 18H76V22H77V17H73ZM80 19H81V17H79ZM106 18L107 17H105V19H104V21L106 20ZM129 18V17H128ZM137 18L138 17H136V20H137ZM146 18V17H145ZM144 18V19H145ZM148 18H150V17H148ZM177 18H180V17H177ZM21 19H23V18H20V20ZM26 19V20H27ZM55 19L54 20H52L51 22H53V21H55ZM109 19V18H108ZM107 19V20H108ZM111 19V18H110ZM142 19V18H141ZM143 19V20H144ZM163 19V18H162ZM161 19V20H162ZM166 19H167V17H166ZM168 19V20H169ZM187 19V18H186ZM185 19V20H186ZM189 19V18H188ZM192 19H194V18H192ZM223 19H220V21L219 20H217V21H219V22H221V21H223ZM29 20V22H32V21H30L31 20V18L30 19H28ZM34 20V19H33ZM43 20V19H42ZM45 20V19H44ZM61 20V19H60ZM59 20V21H60ZM64 20H65V18H64ZM71 20H72V18H71ZM107 20H106V22H107ZM112 20H114V18L112 19ZM115 20H118V18L117 19H115ZM142 20V21H143ZM150 20V19H149ZM164 21V23H165V29H167V30H165V29H163L164 30V32L165 33H167V31H168V29L170 30V27H172L171 25L173 24V21L172 22H170V21ZM173 20V19H172ZM182 21V18L181 19H179V21ZM184 20V21H185ZM195 20H196V18L192 21V20H190V21H188L187 20V22H188V25L186 24V26L187 27H190V25H189V23L191 24V23H193V22H195ZM202 21V19L200 20V21H202L204 24H206L205 26H207V24H209V23H205V21ZM240 20V21H239ZM40 22H41V20H39ZM49 21V20H48ZM63 21V20H62ZM61 21V22H62ZM68 22V19H66L65 21H63L62 23H65V22ZM73 21H75V19L73 20ZM72 21V22H73ZM101 21H103L102 19H101ZM119 21H121V20H119ZM118 21V22H119ZM147 22H148V20H146ZM178 21V22H179ZM199 21V22H200ZM18 22H19V20H18ZM36 22H37V20H36ZM50 22V21H49ZM67 22H66V24H67ZM70 22V21H69ZM79 22V21H78ZM78 22H77V24H78ZM116 22V21H115ZM122 22H124V21H122ZM129 22V21H128ZM134 22L136 23V21H135V19H134ZM144 22V21H143ZM151 22V21H150ZM186 22V23H187ZM227 22V21H226ZM225 22V23H226ZM22 24H23V20H22V22H21ZM58 23H60V22H58ZM61 23V24H62ZM71 23V22H70ZM75 23V22H74ZM74 23H71V24H74ZM81 25H82V20H81ZM113 23H114V21H113ZM126 23V22H125ZM172 23V24H171ZM174 23H176V18H175V22ZM215 23V24H214ZM19 24V23H18ZM21 24V25H22ZM27 24H28V22H27ZM30 24V23H29ZM39 24V23H38ZM37 24V25H38ZM51 24V23H50ZM70 24V25H71ZM76 24V23H75ZM75 25V27L77 26V28H76V30H78V28H79V25ZM87 24V23H86ZM105 24H107V23H105ZM109 24V23H108ZM117 24V23H116ZM149 24V23H148ZM185 23H183V25H184ZM194 24V23H193ZM200 24V23H199ZM40 25V24H39ZM52 25V24H51ZM54 25V24H53ZM69 25V24H68ZM130 25H132V23H131V18H130ZM138 25H140V24H138ZM160 25V24H159ZM174 25H176V24H174ZM179 25H181V23L179 24ZM178 25V26H179ZM201 25H202V23H201ZM213 25H214V27H213ZM227 25V24H226ZM16 26H17V24H16ZM115 26H119V25H115ZM135 26H137L136 24H135ZM153 26H154V24H153ZM197 25H195V27H196ZM199 26V25H198ZM197 26V27H198ZM204 25H203V27L204 28H206ZM18 27H20V25L18 26ZM32 27V26H31ZM35 27H37V26H35ZM42 27V26H41ZM56 27H57V25H56ZM64 27V26H63ZM67 27H69V26H67ZM105 27V26H104ZM125 27V26H124ZM123 27V28H124ZM127 27V26H126ZM129 27V26H128ZM133 28H134V26H132ZM132 27L131 28H129L130 29V31L132 30ZM156 27V26H155ZM157 27H159V26H157ZM181 27V26H180ZM184 27V26H183ZM196 27V28H197ZM203 27H202V29H203ZM207 27V28H208ZM228 27V28H227ZM43 28V27H42ZM45 28V27H44ZM48 28H50L49 26H48ZM53 27H51V29H52ZM58 28V27H57ZM57 28H55L56 29V31H57ZM69 28H71V27H69ZM68 28V29H69ZM73 28V27H72ZM136 28H138V30H137V34H138V31H139V33L141 32H144V29H143V31H142V29H140L139 30V28L140 27H136ZM145 28V27H144ZM147 28V27H146ZM153 28V27H152ZM151 28V29H152ZM160 28V27H159ZM182 28V27H181ZM192 28V27H191ZM190 28V29H191ZM195 28V29H196ZM24 29V28H23ZM29 29H30V27H29ZM36 29V28H35ZM54 29V30H55ZM66 29V28H65ZM86 29V28H85ZM126 29V28H125ZM155 29V28H154ZM153 29V31H155ZM175 28H173L172 30H174ZM180 29V28H179ZM178 28H177V30L176 31H178L179 30ZM184 29V28H183ZM192 29H194V28H192ZM191 29V30H192ZM201 28H200V30H202ZM32 30H34V29H31V31ZM45 30V29H44ZM59 30H61V27H60V29ZM58 30V31H59ZM73 31H74V29H72ZM79 30H80V28H79ZM84 30V29H83ZM109 30V29H108ZM116 30V29H115ZM122 30V29H121ZM148 30H149V28H148ZM159 29L157 28V30L155 31V32H157ZM185 30V29H184ZM190 30V31H191ZM205 30V29H204ZM36 31H37V29H36ZM43 31V30H42ZM67 31V30H66ZM117 31H118V29H117ZM125 31H128L127 29L125 30ZM153 31H152V33H153ZM186 31V30H185ZM195 31V30H194ZM8 32V31H7ZM35 32V31H34ZM45 32V31H44ZM61 32H63V31H61ZM60 32V33H61ZM68 32V31H67ZM81 32H82V30H81ZM80 32V33H81ZM123 32H124V30H123ZM121 33L120 35H124V34H126V32L125 33ZM134 32V31H133ZM150 32V31H149ZM158 32H161V29H160V31H158ZM158 32H157V34H158ZM172 32H174V31H172ZM171 32V33H172ZM179 32H180V30H179ZM187 32V31H186ZM186 32H180L179 34H181L180 36H181V38H184L186 41H188V36L186 35ZM188 32H189V29H188ZM192 32V31H191ZM196 32V31H195ZM195 32H193V33H195ZM205 32V31H204ZM47 34L48 33H50V30H49V32H46ZM53 33V32H52ZM58 33V35H63L64 33H65V30H64V32H63V34H59V32H57ZM56 33V34H57ZM70 33V32H69ZM68 33V35H70ZM111 33H112V30H111ZM115 33V32H114ZM114 33H112V35L114 34ZM119 33V32H118ZM129 33V32H128ZM163 34L162 33V35H166V34ZM177 33V32H176ZM175 33V34H176ZM208 33H207V35H208ZM18 34V33H17ZM107 34V33H106ZM116 34V33H115ZM114 34V35H115ZM130 34V33H129ZM129 34L127 35V37L129 36ZM134 34V33H133ZM136 34V35H137ZM147 34V33H146ZM151 34V33H150ZM160 34V33H159ZM178 34V35H179ZM188 34H190V33H188ZM31 35V34H30ZM36 35V34H35ZM55 35V34H54ZM68 35H66L65 37H67ZM108 36H110L109 34H107ZM154 35V34H153ZM153 35H150V36H153ZM168 35H169V33L166 35V37L168 38ZM172 35H173V33H172ZM172 35H171V37H172ZM196 35H198L197 33H196ZM205 35H206V33H205ZM209 35V36H210ZM34 36V35H33ZM38 36H39V34H38ZM44 36H45V33H44ZM50 36H53V35H50ZM132 36V35H131ZM130 36V37H131ZM134 36V35H133ZM138 36H139V34H138ZM138 36H136V37H138ZM149 35L147 34V37H148ZM156 36V35H155ZM155 36H154V40H155ZM174 36V35H173ZM199 36V35H198ZM201 36V35H200ZM209 36H206V38H208ZM210 36V37H211ZM5 37V36H4ZM30 37V36H29ZM46 37H47V35H46ZM46 37H44V38H46ZM55 37V36H54ZM57 37V36H56ZM63 38H64V36H62ZM69 37V36H68ZM83 37V36H82ZM81 37V38H82ZM115 37H117V35H115L114 36V38ZM135 37V38H136ZM162 36L160 35V37L158 38V36H156V41L155 42H158V39H160ZM177 37V36H176ZM179 37V36H178ZM9 38V37H8ZM41 38V37H40ZM39 38V39H40ZM49 38H51V37H49ZM61 38V37H60ZM93 38V37H92ZM119 38V37H118ZM118 38H116L117 39V41H118ZM170 38V37H169ZM168 38V39H169ZM227 38H228V40H227ZM6 39V38H5ZM10 39V38H9ZM41 39H43V38H41ZM51 39H54V38H51ZM57 39H59V38H57ZM56 39V42L57 41H59V40H57ZM66 39V41H67V38H65ZM71 39V38H70ZM108 39H109V37H108ZM134 39V38H133ZM139 39V38H138ZM147 39V38H146ZM173 39V38H172ZM213 39V38H212ZM18 40V39H17ZM29 40V39H28ZM28 40H27V42H28ZM46 40H48V38H46L45 39V41ZM61 40V39H60ZM78 40H79V38H78ZM93 40V39H92ZM126 40V39H125ZM137 40V39H136ZM140 40V39H139ZM143 40V39H142ZM141 40V42H143ZM153 40V41H154ZM163 40V39H162ZM174 40V39H173ZM181 39L179 38V41H180ZM184 40V41H185ZM209 40V39H208ZM214 40V39H213ZM215 40H216V38H215ZM214 40V41H215ZM258 40V41H257ZM9 42H10V40H8ZM35 41V40H34ZM41 41V40H40ZM48 41H51L50 39L48 40ZM54 41V40H53ZM63 41H65V40H63ZM72 41V40H71ZM114 42H115V40H113ZM116 41V42H117ZM134 41H135V39H134ZM160 41V40H159ZM177 40H175V45H176V42ZM257 41V42H256ZM67 42H69L70 43V41H67ZM149 43H150V41H148ZM147 42V43H148ZM152 42V41H151ZM155 42H153V44L155 43ZM165 42H166V38H165ZM168 42V41H167ZM166 42V43H167ZM204 42V41H203ZM211 42V41H210ZM216 42V41H215ZM4 43V42H3ZM5 43H7L6 42V40H5ZM29 43V42H28ZM36 43H37V39H36ZM43 43V42H42ZM52 43H54V42H52ZM59 43V42H58ZM66 43V42H65ZM120 43V42H119ZM122 43V44H121ZM121 45H124V43L121 41ZM146 43V42H145ZM144 42H143V44H145ZM160 43V42H159ZM158 43V44H159ZM163 43V42H162ZM173 43V42H172ZM174 43L172 44V45H174ZM186 43V42H185ZM185 43H184V45H185ZM188 43V42H187ZM188 43V44H189ZM205 44H207V43H209V42H204ZM264 43V42H263ZM60 44H61V42H60ZM67 44V43H66ZM119 44V46L121 47V45ZM134 44H137V43H134ZM153 44H151L150 43V48L152 47L151 45H153ZM156 44V43H155ZM154 44V45H155ZM189 44V45H190ZM216 44V43H215ZM227 44V43H226ZM6 45V44H5ZM8 45H11V44H9L8 43ZM19 45V44H18ZM25 45V44H24ZM28 45V44H27ZM29 45H31V44H29ZM42 45V44H41ZM47 45V44H46ZM57 45V44H56ZM69 45H71V44H69ZM108 45H111L110 43L108 44ZM117 45H118V43H117ZM139 45V44H138ZM146 45V44H145ZM157 45V44H156ZM156 45H155V47H156ZM160 45V44H159ZM163 45V44H162ZM161 45V46H162ZM167 45V44H166ZM165 45V46H166ZM168 45H169V42H168ZM167 45V46H168ZM178 45H180L179 44V42H178ZM183 45V46H184ZM188 45V46H189ZM211 45V44H210ZM213 45V44H212ZM211 45V46H212ZM217 45H215L216 47L215 48H217L218 46ZM222 45V46H223ZM264 45V44H263ZM20 46H22V45H20ZM20 46H18V48L20 47ZM34 46V45H33ZM82 46V45H81ZM114 46V45H113ZM133 47V44L132 45H129V47ZM141 46V45H140ZM167 46H166V49H167ZM170 46V45H169ZM168 46V47H169ZM207 46H208V44H207ZM207 46H205V47H207ZM262 46V47H261ZM10 47V46H9ZM36 47V46H35ZM44 47V46H43ZM52 47V46H51ZM50 47V48H51ZM56 47V49H58L57 47H58V45L57 46H55ZM59 47H62V46H59ZM63 47H64V44H63ZM68 47V46H67ZM66 47V48H67ZM123 47V46H122ZM159 47V46H158ZM162 47H164V46H162ZM162 47L160 48V50H162ZM179 47V46H178ZM181 47V46H180ZM187 47V46H186ZM190 47V46H189ZM12 48V47H11ZM25 48V47H24ZM30 48V47H29ZM37 48V47H36ZM46 48V47H45ZM45 48H43V49H45ZM95 48V47H94ZM110 48L111 47H109V52H110ZM114 48H115V46H114ZM142 48V47H141ZM148 48V47H147ZM149 48V49H150ZM152 48H154V47H152ZM151 48V49H152ZM172 48H174L173 46H172ZM185 48V47H184ZM188 48V47H187ZM40 49H41V47H40ZM52 49V48H51ZM53 49H54V47H53ZM88 49V48H87ZM87 49H84L83 51L85 52V50H87ZM117 49V48H116ZM128 49V48H127ZM126 49V50H127ZM130 49V48H129ZM145 49V48H144ZM144 49H142V50H144ZM151 49H150V51H151ZM156 49V48H155ZM154 49V50H155ZM170 48H168V50L167 51H170L169 50ZM209 48H207V50H208ZM211 49H213V48H211ZM210 49V50H211ZM27 50V49H26ZM30 50H32V49H30ZM29 50V51H30ZM39 50V49H38ZM67 50V49H66ZM65 50V51H66ZM90 51H92L91 49H89ZM88 50V52H90ZM138 50H140V48H138ZM138 50L137 51H135L134 52V60H133V64H135V67H137V68H140L141 69V67L143 68V66L145 65V60H147V59H149V58H146L145 59V56H148V55H150V54H148L147 52L146 53H142V55L141 56H139V53H138ZM141 50V51H142ZM147 49H145V51H146ZM159 50V51H160ZM164 50V49H163ZM173 50V49H172ZM172 50H171V52H172ZM187 50V49H186ZM215 50V49H214ZM11 51H13V50H11ZM81 51H82V48H81ZM128 51V50H127ZM150 51H148V52H150ZM158 51V50H157ZM156 51V52H157ZM176 51L178 52V50H177V47H176ZM176 51H173V53L174 52H176ZM179 51H181V49H179ZM212 52H213V50H211ZM257 51H259V52H257ZM24 52H26V51H24ZM30 52H33V51H30ZM29 52V53H30ZM129 52V51H128ZM144 52V51H143ZM151 52H154V51H151ZM164 52H165V50H164ZM163 52V53H164ZM191 52V51H190ZM28 53V54H29ZM34 53V52H33ZM38 53V52H37ZM60 53H62V52H60ZM158 53V52H157ZM162 53V52H161ZM162 53V54H163ZM168 53V52H167ZM179 53H181V52H179ZM183 53H184V51H183ZM257 53H259V56H258V54ZM18 54V53H17ZM27 54V53H26ZM44 53H42V56H44L43 55ZM82 54V53H81ZM91 54V53H90ZM90 54H89V56H90ZM114 54V53H113ZM112 54V55H113ZM125 54V53H124ZM143 54H144V57H143ZM146 54V55H145ZM172 54V53H171ZM171 54H166V56H170ZM176 54V53H175ZM175 54H173V55H175ZM182 54V53H181ZM187 54H189L190 55V53H187ZM24 55V54H23ZM65 55V54H64ZM63 55V56H64ZM127 55V54H126ZM129 57H130V52H129ZM153 54L151 53V56H152ZM155 55H158V54H155ZM160 55V54H159ZM158 55V56H159ZM178 55V53L176 54V56ZM183 55H185V53L183 54ZM183 55H181L184 59H185V57L183 56ZM192 55H190V57L189 58H191L192 57ZM255 55H257V56H255ZM10 56V55H9ZM34 56H35V54H34ZM162 55H160V57H161ZM172 56V55H171ZM186 56V55H185ZM11 57V56H10ZM21 57V56H20ZM20 57H19V59H20ZM25 57V56H24ZM39 57V56H38ZM56 57V56H55ZM58 57H61V56H58ZM121 57V56H120ZM119 57V58H120ZM125 57L126 56H124L123 57V59L125 60ZM128 57V56H127ZM153 57V56H152ZM155 58L154 59H152L151 60V57H150V60L151 61H153V60H155L156 59V56H154ZM162 57H164V56H162ZM161 57V58H162ZM173 57V56H172ZM187 57H188V55H187ZM6 58V57H5ZM4 58V59H5ZM16 58H17V56H16ZM28 58V57H27ZM30 58H31V56H30ZM40 58H41V56H40ZM63 58V57H62ZM95 58V57H94ZM97 58V57H96ZM112 58V57H111ZM160 58V59H161ZM168 58V57H167ZM171 58V57H170ZM169 58V59H170ZM182 58V59H183ZM189 58H187V63H188V59ZM193 58V57H192ZM191 58V60H194V59H192ZM221 58V60H219ZM223 58V59H222ZM3 59V58H2ZM14 58H12V60H13ZM18 59V60H19ZM22 59V58H21ZM42 59H44L43 57H42ZM59 59V58H58ZM64 59V58H63ZM62 59V60H63ZM116 59H117V57H116ZM122 59V58H121ZM130 59V58H129ZM163 59V61H165L166 59H165V57L164 58H162ZM165 59V60H164ZM173 60L175 59V56L172 58ZM6 60V59H5ZM7 60H8V57H7ZM46 60V59H45ZM44 60V61H45ZM70 60V59H69ZM110 60V59H109ZM112 61H113V58L111 59ZM114 60H115V58H114ZM118 60V59H117ZM116 60V61H117ZM150 60H147V62L149 61L150 62ZM159 60V59H158ZM155 61V62H158L159 64H160V60L159 61ZM207 60V61H206ZM227 60V61H226ZM229 60H231V57L229 58ZM238 60V59H237ZM256 60H259V61H256ZM39 61H40V59H39ZM47 61V60H46ZM50 61H52V60H50ZM54 61H55V58H54ZM180 61V60H179ZM179 61L177 60L176 62H177V65H178V63H179ZM42 62V61H41ZM76 62V61H75ZM105 62H106V59H105ZM109 62V61H108ZM111 62V61H110ZM120 62V61H119ZM125 62V61H124ZM169 62V61H168ZM174 62V61H173ZM175 62V63H176ZM181 62H186V61H181ZM180 62V64L181 65H183V63H181ZM191 61H190V59H189V63H190ZM224 62H221L222 63V67L223 66H226V65H223V63ZM232 62H234V60L232 59ZM235 62H236V60H235ZM242 62V61H241ZM242 62V63H243ZM8 63H9V61H8ZM13 63V62H12ZM11 63V64H12ZM34 63V62H33ZM55 63V62H54ZM69 63V62H68ZM107 63V62H106ZM165 63H166V61H165ZM170 63H171V61H170ZM169 63V64H170ZM186 63V64H187ZM191 63H193V62H191ZM190 63V64H191ZM195 63V62H194ZM193 63V64H194ZM231 63V62H230ZM238 63V62H237ZM38 64V63H37ZM111 64V63H110ZM129 64H130V62H129ZM151 64V63H150ZM149 64V65H150ZM154 64H156V63H154ZM153 64V65H154ZM180 64H179V67H180ZM209 64H211V66L209 65ZM224 64H226V63H224ZM231 64H233V63H231ZM234 64H236V63H234ZM234 64H233V66H234ZM57 65V64H56ZM55 65V66H56ZM97 65V64H96ZM112 65V64H111ZM126 65V64H125ZM146 65H148L147 63H146ZM163 65H164V63H163ZM165 65H167V64H165ZM175 65V64H174ZM176 65V66H177ZM185 65V64H184ZM195 65V64H194ZM207 65L210 67H207ZM230 65V64H229ZM237 66L239 65V64H236ZM242 65V64H241ZM10 66V65H9ZM12 66V65H11ZM42 66V65H41ZM52 66V65H51ZM70 66V65H69ZM71 66H73L72 64H71ZM127 66H128V60H127ZM126 66V67H127ZM152 66V65H151ZM156 66H158L157 64L155 65V66H153L154 68L156 67ZM161 66L162 65H160V69H161ZM171 66H172V64H171ZM175 66V67H176ZM227 66H228V63H227ZM231 66V65H230ZM243 66V65H242ZM38 67V66H37ZM82 67V66H81ZM86 67V65H84V68ZM182 67V66H181ZM218 67V68H217ZM221 67V66H220ZM229 67V66H228ZM232 67V66H231ZM231 67H229V68H231ZM236 67V66H235ZM235 67L232 69V70H235ZM14 68V67H13ZM16 68V67H15ZM53 68H55L54 66H53ZM96 68V67H95ZM147 68H149V66L147 67ZM153 68V69H154ZM165 68V67H164ZM167 68V67H166ZM172 68H173V66H172ZM184 68V67H183ZM182 68V69H183ZM224 68H226V67H224ZM242 68V67H241ZM68 69H72V68H68ZM67 69V70H68ZM73 69H75V68H73ZM72 69V70H73ZM130 69V66H129V68H128V70ZM150 69L152 70V68L150 67ZM175 69V68H174ZM177 69V68H176ZM227 69L228 68H226L225 70L227 71ZM7 70H8V68H7ZM15 70V69H14ZM48 70V69H47ZM86 70V69H85ZM84 70V71H85ZM127 70V69H126ZM131 70H132V68H131ZM130 70V71H131ZM142 70V69H141ZM140 70V71H141ZM144 70V69H143ZM155 70H157V67L155 68ZM177 70H179V69H177ZM176 70V72L178 73V71ZM225 70H223L224 71V73H226L225 72ZM229 71H230V69H228ZM17 71V70H16ZM49 72H50V69L48 70ZM88 71V70H87ZM86 71V72H87ZM133 71V70H132ZM132 71H131V73H130V76H131V78L133 77L131 74H132ZM149 71V70H148ZM157 71H159V69L157 70ZM157 71H156V73H157ZM163 71V70H162ZM166 71V73H168L167 72V70H165ZM165 71H164V74H165ZM171 71V70H170ZM185 71V70H184ZM207 71V70H206ZM217 71H218V74L217 75H215L216 73H217ZM246 71V72H247ZM261 71V72H262ZM8 72V71H7ZM51 72H52V70H51ZM54 72V71H53ZM68 72V71H67ZM97 72H99V71H97ZM102 72H104L105 73V71H103L102 70ZM135 72H136V70H135ZM134 72V74H136ZM146 72V71H145ZM145 72H143L142 71V73L140 72V75L142 74V76H143V73L145 74ZM160 73H161V71H159ZM158 72V73H159ZM172 72H173V70H172ZM175 72V71H174ZM181 71H179V73H180ZM182 72H183V70H182ZM182 72L179 74V75H181V76H183V78H185L184 76V74L186 73H183V75H182ZM191 72H193V71H191ZM216 72V73H215ZM235 72V71H234ZM234 72H232V73H234ZM34 73H36V72H34ZM33 73V74H34ZM72 73H75V71L73 72L72 71ZM80 73V72H79ZM151 73V72H150ZM207 73V74H208ZM215 73V74H214ZM221 73H223V72H221ZM229 73L230 72H228V75H229ZM251 73V74H252ZM17 74V73H16ZM53 74V73H52ZM57 74V73H56ZM105 74H108L107 72L105 73ZM104 74V75H105ZM125 74H127V72L125 73ZM125 74H124V76H125ZM139 74V72L137 73V75ZM154 73H152L151 75L153 76V77H155L154 75H153ZM172 74V73H171ZM176 74V73H175ZM193 74V73H192ZM244 74V73H243ZM251 74H249V76L251 75ZM4 75V74H3ZM11 76H12V74H10ZM59 75V74H58ZM57 75V76H58ZM71 75V74H70ZM70 75H67V76H70ZM72 75H74V74H72ZM71 75V76H72ZM78 75V74H77ZM104 75H102V76H104ZM129 75V74H128ZM128 75H127V77H128ZM158 75V74H157ZM163 75V74H162ZM169 75V74H168ZM177 76H178V74H176ZM210 75V74H209ZM33 76V75H32ZM61 76V75H60ZM63 76H64V74H63ZM66 76V77H67ZM90 76V75H89ZM109 76V75H108ZM123 76V77H124ZM129 76V77H130ZM167 76V75H166ZM173 76L175 77V75L173 74ZM176 76V77H177ZM201 76V77H202ZM242 76V75H241ZM240 76V77H241ZM244 76V75H243ZM246 76V75H245ZM244 76V77H245ZM249 76L247 77V78H249ZM1 78H2V76H0ZM16 77V76H15ZM34 77V76H33ZM65 76L63 77V78H66ZM85 77V76H84ZM113 78H114V76H112ZM122 77V78H123ZM151 77V76H150ZM170 78H173V80H174V77H171V76H169ZM168 77V78H169ZM175 77V78H176ZM190 77V76H189ZM195 77V76H194ZM198 77V76H197ZM237 77V76H236ZM23 78V77H22ZM57 78V77H56ZM72 78V77H71ZM70 78V79H71ZM73 78H75L74 76H73ZM96 78V77H95ZM126 77H124L123 79H125ZM130 78V79H131ZM134 78H135V76H134ZM143 78V77H142ZM142 78H141V76H140V80L142 81ZM163 78L165 79V77H164V75H163V77L161 78V82H164L163 81ZM169 78V79H170ZM4 79V78H3ZM3 79H1V80H3ZM5 79H7V77L5 78ZM9 79V78H8ZM13 79V78H12ZM21 79V78H20ZM25 79V78H24ZM51 79V78H50ZM62 79V78H61ZM110 79V78H109ZM112 79V78H111ZM111 79H110V81H111ZM117 80L119 79L118 77L116 78ZM121 79V78H120ZM122 79V80H123ZM127 79V78H126ZM150 79H152V77L150 78ZM149 79V80H150ZM177 79H179V78H177ZM191 79H192V76H191ZM202 79V78H201ZM201 79L198 81V82H200L201 81ZM206 80H209L208 78H205ZM223 79H221V80H223ZM235 79V78H234ZM238 79H241V78H238ZM67 80V79H66ZM72 80V79H71ZM76 80V79H75ZM103 80V79H102ZM132 80V79H131ZM139 80V79H138ZM145 81H146V78L144 79ZM181 81H182V79H180ZM187 80H189V79H187ZM195 80V79H194ZM197 80V79H196ZM9 81H11V80H9ZM95 81H96V79H95ZM114 81H116V80H114ZM119 81V80H118ZM133 81V80H132ZM153 81V80H152ZM156 81H157V79H156ZM184 81V83H186V82H188V81H186V78L183 80ZM186 81V82H185ZM205 81V80H204ZM204 81H202V82H204ZM219 81V80H218ZM232 81V80H231ZM235 81V80H234ZM7 81H5V83H6ZM11 82H13V81H11ZM99 81H97V83H98ZM119 82H121V81H119ZM129 82V81H128ZM146 82H148V81H146ZM166 82V81H165ZM164 82V84H166V83H168V82H166L165 83ZM171 82H173L172 81V79H171ZM170 82V83H171ZM179 82L180 81H177V83L179 84ZM217 82V81H216ZM240 81H238V82H236V83H239ZM22 83H24L23 81H22ZM72 83V82H71ZM105 84H106V82H104ZM117 83V82H116ZM115 82H114V84L117 86L118 84H116ZM136 83V82H135ZM134 83V84H135ZM174 83V82H173ZM177 83H176V87L177 86H179V85H177ZM193 85H194V82H193V79H192V82H191ZM191 83H190V85H191ZM209 83H210V81H209ZM218 83V82H217ZM216 83V84H217ZM222 83V81L220 82V84ZM232 83H234V82H232ZM8 84V83H7ZM70 84V83H69ZM73 84V83H72ZM121 84H122V82H121ZM120 84V85H121ZM134 84H133V86H134ZM137 84V83H136ZM153 84H155V83H153ZM152 84V85H153ZM183 84V83H182ZM197 84H199V83H197ZM204 84H208V81H207V83H204ZM204 84H203V86H204ZM213 84V83H212ZM211 83L210 84H208V85H212ZM67 85H68V83H67ZM66 85V86H67ZM74 85V84H73ZM73 85H72V88H74L75 86L77 87L78 85H76L75 84V86L73 87ZM96 85V84H95ZM98 85V84H97ZM96 85V86H97ZM108 84H106V86H107ZM130 85H132L131 84V82H130ZM129 85V86H130ZM138 85H141L140 83L138 84ZM147 85V84H146ZM149 85H151V84H149ZM148 85V86H149ZM162 85V84H161ZM168 85H171V84H168ZM202 85V84H201ZM213 85H215V82H214V84ZM226 84H223V85H216V86H218L219 88L221 87V86H225ZM227 85H226V88H227ZM233 85V84H232ZM240 85V84H239ZM18 86H21V85H19L18 84ZM69 86V85H68ZM145 86V84H143V88H145L144 87ZM147 86V87H148ZM174 86V85H173ZM184 86H186V85H184ZM183 85H182V87H184ZM188 86V85H187ZM199 86V85H198ZM198 86H196V88H199ZM23 87V86H22ZM98 87V86H97ZM100 87V86H99ZM117 87H120L119 85L117 86ZM135 87V86H134ZM137 87V86H136ZM141 87V86H140ZM138 88V90L140 89H142V88ZM163 87V86H162ZM164 87H166L165 85H164ZM172 87V86H171ZM194 87V86H193ZM205 87V86H204ZM211 87V86H210ZM217 87V88H218ZM236 87V84L234 85V88ZM106 88H108V87H106ZM169 88V87H168ZM179 88V87H178ZM189 88V87H188ZM195 88V87H194ZM217 88H216V90H217ZM222 88H224V87H222ZM221 88V89H222ZM80 89V88H79ZM109 89V88H108ZM108 89H106V93L108 92L107 90ZM124 89H126V88H124ZM123 89V90H124ZM147 89V88H146ZM145 89V90H146ZM160 89H162V88H160ZM165 90L167 89V88H164ZM163 89V90H164ZM173 89V88H172ZM171 89V90H172ZM181 89V88H180ZM204 89V92H206L205 91V89H207V88H203ZM221 89H218L217 91H220L221 92ZM23 90H25L24 88H22V91ZM103 90H105V87H104V89H103V87H102V91ZM127 90H128V87H127ZM137 90V89H136ZM144 89H142V91H143ZM155 90V89H154ZM157 90V89H156ZM164 90V91H165ZM168 90V89H167ZM175 90V89H174ZM182 90V89H181ZM187 89H185V90H183V91H185L186 93V96H187V92L188 91H186ZM198 90V89H197ZM196 90V91H197ZM202 90V89H201ZM209 90H211V89H209ZM209 90L206 92L207 94H208V92H209ZM225 90V89H224ZM223 90V91H224ZM32 91V90H31ZM83 91V90H82ZM97 91H100L99 90V88L97 89ZM129 91V90H128ZM128 91H127V94H128ZM132 91V89L130 90V92H129V95H130V93L132 94L134 91H135V88H133V92H131ZM203 91V90H202ZM25 92V91H24ZM29 92H30V90H29ZM33 92V91H32ZM111 92V91H110ZM124 92H126V91H124ZM138 92V91H137ZM136 92V94H134L133 93V95H131V96H133L134 98V100H132V102L134 103V102H136L137 101V97L139 96V95H141L142 94V96H145V95H143V93L141 92V94H139V95H137L138 93ZM168 93H169V90L167 91ZM171 92V91H170ZM173 92V91H172ZM200 92V91H199ZM210 92H212V91H210ZM209 92V93H210ZM26 93V92H25ZM28 93V92H27ZM35 93H36V91H35ZM37 93H38V91H37ZM36 93V94H37ZM76 93H78V92H76ZM99 93V92H98ZM102 93H105V92H102ZM148 93V92H147ZM156 93V92H155ZM154 93V94H155ZM159 93H161V92H159ZM163 93V92H162ZM174 93V92H173ZM176 93V92H175ZM188 93H190L189 95L191 96V98L193 97V95L195 94V92H193L194 94H191V91H189ZM201 94H202V92H200ZM215 93H217L216 91H215ZM226 93V94H227ZM235 93H237V95L235 94ZM1 94V93H0ZM80 93H78V95H79ZM81 94H82V92H81ZM122 94V93H121ZM152 94H153V90H152ZM151 94V95H152ZM170 94V93H169ZM184 94V93H183ZM196 94L198 95L199 93H197L196 92ZM196 94L194 95V97L196 96ZM201 94L199 95V96H201ZM205 93H203V95H204ZM226 94L223 96V97H225L226 96ZM31 95H32V93H31ZM109 95V94H108ZM108 95H107V98L109 99V97H108ZM124 95H126V94H124ZM163 96H164V94H162ZM167 94H166V92H165V96H166ZM177 95H178V93H177ZM176 95V96H177ZM214 95V94H213ZM216 95V94H215ZM214 95V96H215ZM221 95V96H222ZM1 96H3V95H1ZM33 97L35 96V95H32ZM31 96V97H32ZM38 96V95H37ZM102 96H104V95H102ZM122 96L123 95H121V98H122ZM142 96H139L138 98L140 99V97L142 98ZM150 96V95H149ZM158 96L160 97L161 96V94L159 95L158 94ZM179 96V95H178ZM190 96L188 97L189 98V100H191L190 99ZM207 96V95H206ZM208 96H209V94H208ZM220 96V95H219ZM228 96H230V95H228ZM232 96V95H231ZM5 97V96H4ZM22 97V96H21ZM29 97H30V95H29ZM82 97V96H81ZM159 97H158V100H159ZM168 97V96H167ZM173 97H174V95H173ZM181 96H179L178 98H180ZM204 97H205V95H204ZM204 97H202L203 99H204ZM223 97L221 98V99H219V100H222L223 99ZM236 97H234L235 99H236ZM80 98V97H79ZM105 98H106V96H105ZM123 98H124V96H123ZM126 98H127V95H126ZM128 101L130 102V96H128ZM132 98V97H131ZM143 98H145V97H143ZM157 98V97H156ZM163 98V97H162ZM165 98V100L167 99L166 97H164ZM169 98V97H168ZM177 98V99H178ZM199 99H200V97H198ZM201 98V99H202ZM216 98H218V97H216ZM3 99V98H2ZM23 99L25 100V101H27V99H25V96L23 97ZM108 99H106L105 100V102L108 100ZM115 99V98H114ZM114 99H112L113 101H114ZM119 100H120V97L118 98ZM118 99H115V101L116 100H118ZM145 99H147V98H145ZM144 99V100H145ZM171 99H172V97H171ZM170 99V100H171ZM175 99V98H174ZM181 99V98H180ZM197 98L195 97V101L197 102V100H196ZM211 99V98H210ZM209 99V100H210ZM229 98H227V100H228ZM231 99H232V97H231ZM252 99V98H251ZM0 100H1V98H0ZM29 101L31 100V98L30 99H28ZM74 100V99H73ZM102 100H103V98H102ZM163 101V99H160V101ZM176 100V99H175ZM182 100V99H181ZM184 100V99H183ZM182 100V102H185V101H183ZM188 100V101H189ZM219 100H218V102H219ZM224 100V99H223ZM222 100V101H223ZM225 100H226V98H225ZM230 100V99H229ZM3 101V100H2ZM6 102V104H7V102L8 103H10V100L9 101H7V99L5 100ZM28 101V102H29ZM32 101H34V100H32ZM39 101H41V100H39ZM155 101V100H154ZM169 101V100H168ZM178 101V100H177ZM187 101V102H188ZM194 101V100H193ZM199 102L198 103H200L201 101L200 100H198ZM204 101H206V98H205V100ZM204 101H202L203 103H204ZM213 101H214V99H213ZM232 101V100H231ZM28 102H26V103H28ZM111 102V105L113 106V104H112V101H110ZM118 102V101H117ZM120 102H123V100L122 101H120ZM148 102V101H147ZM150 102V101H149ZM165 102H167V101H165ZM171 102V101H170ZM187 102L185 103V104H187ZM212 102V101H211ZM223 102H225L226 103V101H223ZM235 102V101H234ZM256 101H254L253 103H255ZM37 103V102H36ZM36 103H34L33 105H35ZM40 103V102H39ZM107 103V102H106ZM106 103H104V105L106 104ZM109 103V102H108ZM125 103V102H124ZM126 103H128V102H126ZM143 103H144V101H143ZM152 103V102H151ZM160 103V102H159ZM163 103V102H162ZM168 103V102H167ZM172 103H174L173 102V100H172ZM177 103L178 102H175L174 103V105H177ZM180 103V102H179ZM195 103V102H194ZM222 103V102H221ZM228 103H229V101H228ZM236 103V102H235ZM234 103V104H235ZM29 104V103H28ZM122 104V103H121ZM148 104V103H147ZM154 104V103H153ZM161 104V103H160ZM163 104H166V103H163ZM171 104V103H170ZM191 104V105H190ZM193 103H192V101H191V103H189V105L190 106H188V107H193V105H192ZM206 104V103H205ZM230 104V103H229ZM10 105V104H9ZM9 105H8V107H9ZM31 105V104H30ZM33 105H31L32 107H33ZM111 105H109L110 107H111ZM137 108L135 109V111H138V114L139 113H143V114H141V115H147L148 114V112L146 113L145 112V114H144V112H143V107L142 108H140L139 106L140 105H144V104H142V102L140 101L139 102V100L137 101ZM156 104H154V105H151V106H155ZM159 105V104H158ZM180 105V104H179ZM178 105V106H179ZM183 105V104H182ZM181 105V106H182ZM188 105V104H187ZM195 105V104H194ZM209 105H212V104H209ZM218 105V104H217ZM232 105V104H231ZM236 105H237V103H236ZM239 105V104H238ZM237 105V106H238ZM253 105V104H252ZM255 105H253V106H251L252 108L254 107L255 108ZM4 106V105H3ZM29 106V105H28ZM40 106H41V103H40ZM108 106V105H107ZM116 106V105H115ZM121 107H123L122 105H120ZM126 106L129 108V106L126 104ZM130 106H132V104L130 105ZM147 106V105H146ZM173 106V105H172ZM178 106H177V108H178ZM186 106V105H185ZM197 106V105H196ZM198 106H201V104H199ZM214 106V105H213ZM213 106H211L212 107V109H214L213 108ZM220 106H221V104H220ZM224 106V105H223ZM227 106H229V105H227ZM226 106V107H227ZM235 106V105H234ZM240 106V105H239ZM238 106V107H239ZM6 107H7V105H6ZM31 107V108H32ZM36 107V106H35ZM35 107H34V109H35ZM43 107V105L41 106V110L43 109L42 108ZM106 107V106H105ZM114 107V106H113ZM113 107H111V108H113ZM118 107H119V105H118ZM126 107V108H127ZM133 107V106H132ZM157 107V106H156ZM162 107V106H161ZM166 107V106H165ZM169 107V104H167V107L166 108H168ZM175 107V106H174ZM191 107V108H192ZM205 107V106H204ZM216 107H218V106H216ZM215 107V108H216ZM251 107H250V109H251ZM74 108H75V106H74ZM109 108V107H108ZM117 108V107H116ZM124 108H125V106H124ZM160 108V107H159ZM164 108V107H163ZM162 108V109H163ZM176 107L174 108V110L176 109V110H178ZM185 108V107H184ZM191 108H188V110L189 109H191ZM194 108V107H193ZM229 108H231V106L229 107ZM234 108V107H233ZM248 108H249V106H248ZM37 109V108H36ZM81 109V108H80ZM80 109H79V111H80ZM93 109V108H92ZM103 109V108H102ZM145 109H147V107L145 108ZM149 109V108H148ZM158 109V108H157ZM172 109V108H171ZM183 109V108H182ZM186 109V108H185ZM196 109H199L198 107L196 108ZM195 109V110H196ZM202 109H204V108H202ZM211 109V108H210ZM218 109H221V108H219L218 107ZM223 109V108H222ZM227 108H225V110H226ZM234 109H237V108H234ZM239 109V108H238ZM237 109V110H238ZM28 110H30L29 108H28ZM93 110H95V109H93ZM104 110H105V108H104ZM113 110V111H112ZM110 112H111V114L114 112V109H112ZM120 110V109H119ZM122 110V109H121ZM125 110V109H124ZM160 110H161V108H160ZM167 110V109H166ZM205 110H206V108H205ZM231 110H232V108H231ZM230 109L228 110L227 109V111H231ZM236 110V111H237ZM240 110V109H239ZM45 111V110H44ZM103 111V110H102ZM101 111V112H102ZM151 111V110H150ZM153 111H154V109H153ZM165 111V110H164ZM181 110L179 109V111L178 112H180ZM193 111V110H192ZM198 111V110H197ZM212 111H214V110H212ZM219 111V110H218ZM222 111H224V109L222 110ZM243 111V110H242ZM248 111V110H247ZM254 111H256V110H253V112H251V110H249L248 112L249 113H247V114H250V118H251V113H254ZM95 112H96V110H95ZM94 112V113H95ZM116 112H117V110H116ZM123 112V111H122ZM122 112H118L119 114L121 113L122 114ZM152 112V111H151ZM155 112V111H154ZM194 113H195V111H193ZM208 112H210L211 113V111H208ZM232 112V111H231ZM33 113V112H32ZM44 113V112H43ZM43 113H41V114H43ZM79 113V112H78ZM81 113V112H80ZM80 113H79V115H80ZM104 113H106V111L104 112ZM117 113V114H118ZM126 113V112H125ZM130 113V112H129ZM131 113H132V111H131ZM161 113V112H160ZM163 113V112H162ZM171 112H169V114H170ZM174 113V112H173ZM201 113H202V111H201ZM213 113V112H212ZM211 113V114H212ZM219 113V112H218ZM217 113V114H218ZM233 113V112H232ZM231 113V114H232ZM240 113V112H239ZM30 111H29V119H30ZM77 114V113H76ZM107 114V113H106ZM110 114V115H111ZM113 114H115V112L113 113ZM153 114V113H152ZM156 114V113H155ZM180 114V113H179ZM178 114V115H179ZM182 114V113H181ZM195 114H197V112L195 113ZM221 114V113H220ZM224 114V113H223ZM228 118H229V116H231V114L228 112ZM236 113H234V115L232 114V116H236L237 114H238V112H237V114L235 115ZM241 114V113H240ZM45 115V114H44ZM78 115V114H77ZM91 115H92V113H91ZM95 115H96V113H95ZM105 115V114H104ZM104 115H103V118H104ZM109 115V114H108ZM109 115V116H110ZM140 115V114H139ZM138 115V117H136V115H135V117L138 119L139 117H140V119H142L143 120V122L141 121V124L140 123H138V122H136V123H134V124H130V122H129V120L132 118H130V119H128V116H126V119H128V120H126V121H128L129 122V124L130 125H133L132 126V135H133V145H132V148H130L132 151H131V157H127V159L128 158H130V159H128V160H130L129 162H130V165H127V161H125V165H127V167H129V169L127 168V170L125 169V167H124V169L128 172L129 171V175H127V176H129L128 178L129 179H126L125 180V178H124V180L125 181H127V183H116L114 186H113V191H115L117 194H118V196H121V200L123 201V202H127V204H128V206L126 207L127 209H128V207H129V209H130V218H131V220L132 221H134L136 224H141L142 225V222H145V225H142V226H144V227H139V226H137V228H135L132 232H124L123 234H116L115 233V230H113V229H110V227H109V229H107V233L105 234H102V235H104L105 237H107V238H105V239H107V240H105L104 239V241H105V243H107L108 244V249H104V247H103V244H105L104 243V241L102 240V237H101V241H103L102 243V245H101V242H99V239H97L96 237H98L99 235H100V232H99V235L98 236H96V233H98L97 231L100 229V228H98V224L96 223V221H95V218H93V219H89V217L87 218V217H85L84 219H83V221L85 220V222L83 223L82 222V224L80 223V228L78 227V229H80V231L78 232V233H81V230L83 229L84 231H83V233L84 234H86V236L88 235L91 239V242H89L92 246V248H91V251H89L90 250V248L89 249H87L88 250V252H90V254L89 255H87L86 257H81V256H84V255H79L81 258H76V256H78V253L76 254V252L78 251V249H77V251H75V255L73 256V257H75V259H77V261L76 262H74V261H72L71 263L70 262H67V264H78L77 262H80L79 264H93V262H94V264L96 263V262H99V261H102V264H124V263H127V264H181L180 263V261H182V264H183V260H179L180 259V256H182V255H184V254H181L180 253V251L182 250L183 251V244L181 243V242H183V241H186L187 242V246H189V247H191V246H193V249H191V250H194L196 253H203V252H205V256H206V253L208 252H206V249H207V242H206V240H204V238L205 237H207V235L206 236H203L202 238H203V240L204 241H202V240H200V239H198V238H195L196 237V235H197V237H198V234H196V235H194L195 237H193L192 236V234L191 233H193L195 230H191L190 231V224H189V222L187 221V220H185L184 218H186L185 216H184V214H183V216H184V218L181 216V215H179V212H178V210H177V212L178 213H175L174 211H172V204H177V205H179V203L181 202V200L183 199V197L182 196H185L186 197V195H187V200H188V198H189V200H191V203H193L195 206H196V208H194V205L192 204V206H193V208H194V215L191 217V219H193L196 223H198V225L203 229V230H205L206 232H212L211 231V228H212V230H216V225L217 224H220L219 226H221V224H223L224 223V217L225 216H223V218L221 217L223 214H225L226 215V211H224L225 213H223L218 219H216L217 217H215V218H212V215H211V212L213 211V212H216L217 213V211H219V209L222 207L221 205L222 204H224L223 202L225 201L226 202V200H225V198L223 197V190H225V188H227V184L228 185H233V184H240V187H248V188H251L250 189V191L252 190V188L254 187H257V188H261V186L264 184V173H260V174H262L261 176H259L260 178H258L256 175H255V171H257L256 172V174L257 173H259L260 172V169H261V172H263L262 170H263V166L261 167L260 165V163H257L256 161H254V162H256V163H254L253 161H252V159L254 158H256L257 159V161L258 162H263L264 161V140H259L258 142H256L255 144H251V141H253V143H254V139H250L249 141H247V143H248V145L246 146V143L244 142L245 141V139L247 138V137H249V135L245 138L244 137V133H243V138H245L244 139V141L242 142V143H245V146L246 147H248L249 146V150L247 151V150H245V151H247L246 153H244V151H243V153H240L239 151H241L240 149H235L236 151H238L239 153H236V152H234V153H236V154H238V155H236V156H238V157H236L237 158V161H236V163H238V166H237V164H233L234 166H233V168H235V169H237L238 170V174L239 175H241V178L239 179L238 177H234V175L235 174H231V173H229L230 175H232V176H226V174L223 172V170H222V173L220 172L221 170L220 169H218V172L217 171H214V172H217V173H215V174H211L210 172H208L209 174H206V173H203V169H202V166L204 165V164H207V165H209L208 163H212L213 164V162L215 161V163H218L219 161L216 159V153L218 154V152H217V146L216 145H218V144H216L215 145V147H213V144H211L209 141H208V143L206 142V141H202L201 139H205L206 137V135L204 136L205 138H203V135L205 134L204 132L205 131H203L204 130V128H206V127H208L209 126V123H206L207 121L204 119L203 120V118H199V117H201L200 116V111H199V117L197 118V120H196V123H195V121H194V123L195 124H197V127H195L196 129H198V131H197V136H196V139L197 140H200V142L199 141H197L198 143H196V144H199V146L200 145H202V148L204 147L205 148V150H206V157H208L207 159H209V161L210 162H206V163H204L203 161H202V164L200 163H198V161H197V159L196 158H200V156L199 157H197V150H198V148H197V146L198 145H196L195 143H194V139L192 140L191 138L192 137H189L192 141H193V143L191 144L190 142V144H186L185 145V143H186V139L184 140V143L182 142V140H180V141H178L177 142V144L174 142V144L172 145L171 143H173V142H171L170 144L173 146V149L174 148H179L180 147V145L182 146L183 144L185 145H183L184 147V152L186 153H184V155H186V157L187 158H189V159H187L189 162H190V164H191V170L189 171V173L187 174V172H186V175L187 176H185L184 177V180H183V182H181V183H179V181L178 182H175L174 180L176 179V177H175V179H174V177L172 176V174H169L170 172H172L171 171V168H169L168 166L166 167V170H165V172H167L169 175L167 176L168 178L162 183L161 182V178H164V177H162V176H158V172H160L161 170H159L158 171V168H160V167H158V165L160 164L159 163V161H158V157L159 156H157L158 155V153H156V150L154 149L156 146L153 144V143H151V142H154V141H157V143H158V140L160 139V141H164L163 143H165V145H166V141H167V139L166 138H168L169 137V135H168V137L166 136V138H165V136L161 133V131L163 130L162 128H161V131H160V129L159 128H157V126L158 125H153L156 121H154V120H152V121H154V123H152V124H150L148 121H149V118L147 117V116H145V117H147L148 118V121L146 120V119H144V118H141L142 116L140 115L139 116ZM157 115V114H156ZM164 115V114H163ZM175 116H173V117H178V116H176V114H174ZM182 115H184V114H182ZM186 115V114H185ZM188 115V114H187ZM202 115V114H201ZM207 115V114H206ZM213 115H215V114H213ZM225 115V114H224ZM242 115V116H241ZM240 116L241 117H244L243 116V114H241ZM33 116V115H32ZM47 116V115H46ZM46 116H44V117H46ZM90 116V115H89ZM107 116V115H106ZM112 116H117V115H112ZM120 117H121V115H119ZM122 116H124V113L122 114ZM181 116V115H180ZM204 116H205V114H204ZM209 117H210V115H208ZM207 116V117H208ZM212 116V115H211ZM247 116H249V115H247ZM246 116V117H247ZM253 116H255L254 114H253ZM34 117V116H33ZM71 117H73V116H71ZM82 117H83V115H82ZM86 116H84V118H85ZM125 117V116H124ZM123 117V118H124ZM134 117V116H133ZM152 117V116H151ZM158 117V116H157ZM171 117V116H170ZM192 117V116H191ZM206 117V116H205ZM213 117V116H212ZM216 117H219L218 115L216 116ZM48 118V117H47ZM46 118V119H47ZM74 118V117H73ZM92 118H94V117H92ZM99 118H102V114H101V117H99ZM117 118H118V116H117ZM184 118V117H183ZM187 118V117H186ZM189 118H190V116H189ZM221 118H222V116H221ZM220 118V119H221ZM223 118H225V117H223ZM228 118H226L227 120H228ZM231 118V120H233L232 118L233 117H230ZM235 118V117H234ZM238 118H239V120H240V117H238L237 116V119H235V121H233V122H239V121H237L238 120ZM248 119H249V117H247ZM46 119H45V121H46ZM104 119H107L108 120V118H104ZM112 120H117V119H115V117H114V119H113V117L111 118ZM154 119V118H153ZM161 119V118H160ZM159 119V120H160ZM177 119V118H176ZM179 120H180V118H178ZM209 119V118H208ZM212 119V118H211ZM242 119V118H241ZM34 120V119H33ZM37 120V119H36ZM35 120V121H36ZM44 120V119H43ZM48 120V119H47ZM73 120H75V119H73ZM85 120H86V118H85ZM107 120H105V122L107 121ZM110 120V119H109ZM120 120H121V118H120ZM133 120V119H132ZM157 120V119H156ZM184 120V119H183ZM225 119H221V121H224ZM230 119H229V122L231 121ZM249 120H251V119H249ZM35 121H32V122H35ZM97 121V124L98 123H100V122H98V120H94L93 121V124H95V122ZM100 121H101V119H100ZM111 121V120H110ZM122 121H123V119H122ZM122 121H120V124L119 125H121V124H123V122ZM125 121V122H126ZM131 121V120H130ZM135 121V120H134ZM140 121V120H139ZM182 121V120H181ZM216 121H217V119H216ZM241 122H242V120H240ZM246 121H248V120H246ZM37 122V121H36ZM47 122V121H46ZM89 122H92V121H90V119H89ZM88 122V123H89ZM114 122V121H113ZM128 122H126L127 124H128ZM193 122V121H192ZM228 122V123H229ZM110 123V122H109ZM118 123V122H117ZM74 124V123H73ZM89 124H91V123H89ZM110 124H113L112 123V121H111V123ZM116 124V123H115ZM128 124V125H129ZM193 124V123H192ZM195 124H194V126H195ZM230 124H231V122H230ZM240 124V123H239ZM33 125H35V124H33ZM51 125V124H50ZM99 125V124H98ZM103 125H104V121H103ZM103 125H99V126H102L103 127ZM119 125H113V126H119ZM215 125V124H214ZM237 125H238V123H237ZM240 125H242V123L240 124ZM244 125V124H243ZM28 126H31V122H30V125H28ZM40 126H43L42 124H40ZM88 126V125H87ZM93 126V125H92ZM104 126H106L107 127V125H104ZM164 126V125H163ZM224 126V125H223ZM35 127V126H34ZM33 127V128H34ZM50 127V126H49ZM54 126H52V128H53ZM89 127H90V125H89ZM102 127H101V129H102ZM105 127V128H106ZM115 127H114V129H115ZM120 127H122V126H120ZM119 127V128H120ZM125 127V125L123 124V128ZM130 127V126H129ZM242 127V126H241ZM241 127H240V130H241ZM259 127V128H258ZM51 128V127H50ZM91 128V127H90ZM96 128V127H95ZM110 128H112V130H113V127H111L110 126ZM131 128V127H130ZM194 128V129H195ZM54 129V130H53ZM52 129V131H57V127H56V129H55V127ZM86 129V127H85V125H84V122L83 121H81V120H79V123H78V130L79 131H83V130H85ZM93 128H91L90 130H89V132H91V130H92ZM101 129H100V132H101ZM107 129H109V127H107ZM117 129H118V127H117ZM125 129V128H124ZM126 129H129V128H126ZM194 129H192V130H194ZM195 129V130H196ZM207 129V128H206ZM215 129V128H214ZM224 129H226L225 127H224ZM223 129V131L224 132H227V131H225ZM227 129H229V128H227ZM226 129V130H227ZM231 129H233L234 130V132H236L237 131V129L235 130L234 128H232L231 127ZM32 130V129H31ZM34 130V129H33ZM33 130H32V132H33ZM37 130V129H36ZM35 130V131H36ZM47 130V129H46ZM50 129H48V131H49ZM95 130H98L97 128L95 129ZM95 130L94 131H92V132H95ZM104 130V129H103ZM103 130H102V132H103ZM119 130H121V129H119ZM123 130V129H122ZM218 130V129H217ZM233 130H232V132H233ZM242 130H243V127H242ZM247 130H245V131H247ZM5 131V130H4ZM99 131V130H98ZM111 130H109V132H110ZM115 131V130H114ZM124 131V130H123ZM207 131H208V129H207ZM212 131H213V129H212ZM244 131V132H245ZM46 132V131H45ZM73 132V131H72ZM75 132V131H74ZM73 132V133H74ZM91 132V133H92ZM100 132H97V134L99 133L100 134ZM108 132V131H107ZM108 132V133H109ZM116 133H117V131H115ZM131 131L129 130V133H130ZM192 132H194V131H192ZM216 132V131H215ZM231 134H232V132L231 131H229ZM53 133V132H52ZM72 133V134H73ZM90 133V134H91ZM112 134H114L113 132H111ZM119 133V132H118ZM120 133H122V132H120ZM119 133V134H120ZM163 133L165 134V132L163 131ZM208 133H210V131H208ZM207 133V134H208ZM218 133H219V131H218ZM237 133H239V132H237ZM241 133V132H240ZM249 133V134H250ZM36 134V133H35ZM72 134H71V136H72ZM95 134V133H94ZM102 134V133H101ZM142 134H145L146 136H147V139H146V142L145 143H141V136H142ZM167 134V133H166ZM165 134V135H166ZM195 134V133H194ZM211 134V133H210ZM222 134H223V132H222ZM227 134V133H226ZM231 134H230V136H231ZM246 134V133H245ZM256 134V135H255ZM261 134H259L260 136H262ZM264 134V133H263ZM48 135H49V133H48ZM53 135H54V133H53ZM53 135H52V137H53ZM78 135H80V134H78ZM103 135H104V133L102 134V137H103ZM106 135V134H105ZM111 134H108V136H110ZM121 135H123V133L121 134ZM129 135H131V133L129 134ZM233 135H234V133H233ZM235 135H237V134H235ZM241 135V134H240ZM252 135V134H251ZM34 136V135H33ZM47 136V135H46ZM50 136H51V133H50ZM49 136V137H50ZM69 136H70V134H69ZM74 136V137H73ZM72 136V139H75V135H73ZM91 136V135H90ZM89 136V137H90ZM100 136V135H99ZM107 136V135H106ZM113 136V135H112ZM116 136V135H115ZM117 136H118V134H117ZM124 136H125V134H124ZM126 136H127V134H126ZM177 136V135H176ZM181 136V135H180ZM182 136H183V134H182ZM188 136V135H187ZM187 136H185L186 138H187ZM190 136V135H189ZM209 136V135H208ZM207 136V137H208ZM224 136H225V133H224ZM227 136V135H226ZM258 136V135H257ZM257 136H256V139H258L257 138ZM57 136H54L53 137V139L55 138V139H57L56 138ZM78 137V136H77ZM80 137H81V135H80ZM79 137V138H80ZM91 137H93V136H91ZM96 137H97V135H96ZM123 137V136H122ZM122 137H120V139L122 138ZM128 137V136H127ZM131 137V136H130ZM184 137V138H185ZM220 137V136H219ZM239 137V136H238ZM241 137V136H240ZM262 137H264V136H262ZM29 138H31V137H29ZM99 137H97V139H98ZM106 137H104L103 139H105ZM116 138V137H115ZM114 138V139H115ZM118 138V137H117ZM125 138V137H124ZM170 138H173V137H169L168 138V142H167V144H169V139ZM179 138V137H178ZM177 138V139H178ZM184 138H181V139H184ZM188 138V139H189ZM209 138V137H208ZM225 138V137H224ZM251 138V137H250ZM255 138V137H254ZM54 139V141H56ZM93 139V138H92ZM91 139V140H92ZM103 139H101V140H103ZM107 139V138H106ZM105 139V140H106ZM119 139V138H118ZM129 139V138H128ZM157 139V140H156ZM211 139V138H210ZM212 139H213V136H212ZM211 139V140H212ZM223 139V138H222ZM241 139V138H240ZM255 139V140H256ZM69 140V139H68ZM75 140H78V139H75ZM104 140V141H105ZM143 140H144V138H143ZM174 140H175V138H174ZM190 140V141H191ZM207 140V139H206ZM232 141H233V138L231 139ZM238 140H239V138H238ZM248 140V139H247ZM8 141V140H7ZM16 141V140H15ZM31 141V140H30ZM45 141H47V140H45ZM50 141H52V140H50ZM64 141V140H63ZM62 141V142H63ZM66 142H67V140H65ZM93 141H95V140H93ZM104 141H103V143H104ZM110 141H113V140H111L110 139ZM121 141L123 142L124 140L123 139H121ZM175 141H177V140H175ZM223 141H225V140H223ZM223 141H222V143H223ZM242 141V140H241ZM241 141L239 142V144H240V146H242V145H244V144H242L241 143ZM12 142H13V140H12ZM74 142V141H73ZM76 142V141H75ZM106 142V141H105ZM131 142V141H130ZM216 142H218V141H216ZM220 142V141H219ZM227 142V141H226ZM229 142H231V141H229ZM235 142V141H234ZM15 143V142H14ZM56 143V142H55ZM60 143V142H59ZM81 143V142H80ZM93 143V142H92ZM91 142H90V145L92 144ZM99 143H100V141H99ZM119 143V142H118ZM117 143V144H118ZM126 143L127 142H125V144L124 145H126ZM211 145H210V144ZM221 143V144H222ZM238 143V142H237ZM236 143V144H237ZM249 143H250V145H249ZM17 144V143H16ZM21 144V143H20ZM49 144H51V143H49ZM48 144V145H49ZM75 144V143H74ZM107 144V143H106ZM105 143L104 144H101V145H103L104 147H106V146H109L108 144L106 145ZM111 144V143H110ZM113 144V143H112ZM115 144V143H114ZM117 144H115V146L117 145ZM156 144V143H155ZM161 144V143H160ZM176 144V145H175ZM229 143H227V145H228ZM235 144V143H234ZM18 145V144H17ZM29 145V144H28ZM33 145V144H32ZM35 145V144H34ZM39 145H41V144H39ZM42 145H44V144H42ZM45 145H46V143H45ZM52 145V144H51ZM72 145V144H71ZM93 145V144H92ZM98 145V144H97ZM106 145V146H105ZM119 145H120V143H119ZM128 145H130L129 144V141H128ZM157 145V144H156ZM226 145V146H227ZM238 145V144H237ZM236 145V146H237ZM53 147L55 146V145H52ZM77 146V145H76ZM83 147H84V145H82ZM96 146V145H95ZM123 146V145H122ZM122 146H121V148H122ZM131 146V145H130ZM155 146V147H154ZM175 146V147H174ZM220 146V145H219ZM225 145H223L222 147H224ZM240 146H239V148H240ZM28 147V146H27ZM56 147V146H55ZM69 147H72V146H70L69 145ZM79 147V146H78ZM81 147V146H80ZM86 148H88L89 149V147L91 148V146H85ZM99 148H102V147H100V146H98ZM104 147L102 148L103 150V152H104ZM114 147V146H113ZM158 147V146H157ZM162 147V146H161ZM166 147V146H165ZM228 147V146H227ZM227 147L226 148H224L223 150H225V149H227ZM39 148H40V146H39ZM46 148V147H45ZM48 148H49V146H48ZM73 148H74V146H73ZM77 148V147H76ZM95 148V147H94ZM111 149H112V145H111V147H110ZM116 148L117 149H120V154L122 155L123 153L122 152H124V151H121V148H119V147H115V150H116ZM168 148V147H167ZM202 148H201V150H202ZM203 148V149H204ZM215 148V149H214ZM229 148V147H228ZM230 148H233V147H231V145H230ZM229 148V149H230ZM243 148V147H242ZM26 149H28V148H26ZM59 149V148H58ZM88 149H87V153H83L82 154V157H78V156H76L75 157V155H74V158H72L73 159V161H72V163H71V165L68 167V175L66 176V177H68L69 178V183H71L72 182V180L74 179V180H77L75 183L76 184H73V182H72V184H70L69 186H67L65 189H63L62 191H60L59 189H56L57 191L59 190V192L56 194L57 196V198L59 199V201H60V203H58L57 204V202H55L57 205H61V203H62V205H65L63 208H66L68 211H72L73 212V215H74V213L75 214H77V215H79L80 216V214H81V211L83 210H80L79 211V209L77 210V208L78 207H81V205H83V207H84V205L85 206H88V207H92L93 205H94V203L96 202V200L97 199H99L98 201H104L105 200V204L107 205V201L106 200H108V193H107V191L104 189V188H101L100 189V187L99 188H96L97 186V181H93V179H94V177L96 178V177H101V179L103 178V179H105V183H102L101 182V185H99V186H101V187H103L104 185H110L111 183H112V179H115V177L113 178H111L110 176H109V174H111V175H113L114 174V172H110V173H104V170H96L95 168H94V165L92 166H90V153L88 152ZM93 149V148H92ZM114 149V148H113ZM124 149V148H123ZM122 149V150H123ZM129 149V150H130ZM180 149H182V147L180 148ZM229 149H227L228 151V153L231 151V149H230V151H229ZM18 150H22V149H18ZM32 150H33V148H32ZM40 150V152H41V149H39ZM48 150V149H47ZM55 150H57V149H55ZM68 150H69V148H68ZM80 151L82 150V149H79ZM85 150V149H84ZM91 150V149H90ZM98 150V149H97ZM106 152H107V147H106ZM108 150H109V148H108ZM114 150V152H116ZM125 150V149H124ZM128 150V149H127ZM168 150H172V149H169L168 148ZM222 150V149H221ZM70 151H73V150H70ZM95 151H96V149H95ZM94 151V152H95ZM99 152H100V149L98 150ZM97 151V152H98ZM166 151H167V149H166ZM175 151V150H174ZM179 151H181V150H179ZM22 152V151H21ZM56 152V151H55ZM59 152V151H58ZM64 152L66 153L67 151H65L64 150ZM76 152V151H75ZM75 152L73 151L72 153L73 154H75ZM79 152V151H78ZM83 152H85V151H83ZM93 152V151H92ZM96 152V153H97ZM109 152V151H108ZM118 152V151H117ZM130 152V151H129ZM159 152V151H158ZM173 152V151H172ZM182 152H183V149H182ZM35 153H37V152H34V154ZM44 153V152H43ZM48 153V152H47ZM63 152H61V154H62ZM68 153V152H67ZM113 153V152H112ZM111 153V155H112V157H114L115 158V156H117V154L114 156V154H112ZM126 153H128L127 151H126ZM171 153V152H170ZM173 153H176V152H173ZM219 153H220V151H219ZM225 153V158H227V153L226 152H224ZM230 153H232V152H230ZM27 154H28V151H27ZM26 154V155H27ZM41 154V153H40ZM50 154V153H49ZM64 154V153H63ZM69 154V153H68ZM72 154V155H73ZM77 155L79 154V153H76ZM92 154V153H91ZM94 154V153H93ZM98 154V153H97ZM129 154V153H128ZM180 154V153H179ZM178 154V155H179ZM201 154V153H200ZM204 154V155H205ZM243 154V155H242ZM18 156H19V154H17ZM21 155V154H20ZM30 155H32L33 157H34V155L33 154H30ZM37 155H39V154H37ZM45 155H46V153H45ZM48 155V154H47ZM95 155V154H94ZM93 155V156H94ZM98 155H102L101 157H103L104 158V155L105 154H98ZM111 155H109V156H107L106 157V159L109 157V158H112L111 157ZM119 155V154H118ZM124 155V154H123ZM122 155V156H123ZM164 155H166V152H164ZM168 155H169V153H168ZM174 156H177V155H175V154H173ZM183 155V154H182ZM199 155V154H198ZM220 157H221V155L223 156L224 154H222L221 153V155L220 154H218ZM217 155V156H218ZM227 155V156H226ZM232 155V154H231ZM49 156V155H48ZM47 156V157H48ZM64 156V155H63ZM80 156V155H79ZM120 156V155H119ZM127 156V155H126ZM161 156H162V154H161ZM172 156V155H171ZM180 156V155H179ZM179 156H177V157H179ZM202 156V155H201ZM234 156V155H233ZM233 156H232V160L233 161H235L234 159H233ZM32 157V158H33ZM36 157V156H35ZM43 157V156H42ZM65 157V156H64ZM66 157H68V155L66 156ZM95 157H96V155H95ZM94 157V158H95ZM100 157V158H101ZM165 157V156H164ZM169 157V156H168ZM29 158H31V156L29 157ZM46 158V157H45ZM49 158V157H48ZM69 158V157H68ZM99 157H97V159H98ZM107 159L108 161L110 160V159ZM125 158V156L122 158L121 157V159H124ZM180 159H182L181 157H179ZM219 158V157H218ZM223 159V160H226V159ZM18 159H19V157H18ZM25 159L27 160L28 158H26L25 157ZM40 159V158H39ZM38 159V160H39ZM66 159V158H65ZM71 159V158H70ZM118 160H119V158H117ZM126 159V158H125ZM124 159V160H125ZM126 159V160H127ZM162 159V158H161ZM160 159V160H161ZM164 159V158H163ZM176 159V158H175ZM184 159V158H183ZM206 159V158H205ZM221 159V158H220ZM249 159H251V161L254 163V164H257L258 165V168L256 169H250V166H252V164H251V162H250V160ZM99 160V159H98ZM102 160H105V159H102ZM102 160H100L99 161V163H102V164H104L103 162H105V163H107V161H102ZM111 160H113V159H111ZM110 160V161H111ZM116 160V159H115ZM115 160H113V162H112V165H113V163L115 162ZM118 160H116L117 162H118ZM166 160V159H165ZM165 160H164V162L163 163H165ZM177 160V159H176ZM186 160V161H187ZM212 160V161H211ZM228 161H229V159H227ZM3 161V160H2ZM2 161H1V163H2ZM22 162H23V159L21 160ZM20 161V162H21ZM31 161V160H30ZM32 161H34V159L32 160ZM31 161V162H32ZM46 161V160H45ZM93 161H94V159H93ZM102 161V162H101ZM121 161V160H120ZM118 162V164L119 163H121L122 164V162ZM180 161V160H179ZM221 161H222V159H221ZM3 162H5V161H3ZM25 162H27V161H25ZM95 162V161H94ZM162 162V161H161ZM167 162V161H166ZM169 162V161H168ZM182 162V161H181ZM180 162V163H181ZM199 162H200V159H199ZM222 162H224V161H222ZM249 162H250V164H249ZM0 163V164H1ZM5 163H7V162H5ZM33 163H35V164H32V165H35L36 167L39 165H37V163L36 162H33ZM39 163V162H38ZM64 163H65V160H64ZM92 163V162H91ZM98 162L96 161V164H97ZM110 163V162H109ZM123 163H124V161H123ZM172 163V162H171ZM173 163H175L174 161H173ZM184 163V162H183ZM229 163H231V162H229ZM264 163V162H263ZM3 164V163H2ZM21 164V163H20ZM26 163H24V165H25ZM29 164H31V163H29ZM93 164H95V163H93ZM101 164V165H102ZM115 164V166H117V164H116V162L114 163ZM120 164V165H121ZM189 164V163H188ZM189 164V165H190ZM223 164H226V162L225 163H223ZM227 164H228V162H227ZM232 164V163H231ZM42 165H43V163H42ZM105 165V164H104ZM107 165V164H106ZM111 164L109 165V166H112ZM124 165V166H125ZM180 165H182V163L181 164H179V165H176L178 168H179V171H181L180 170ZM184 165V164H183ZM188 165V166H189ZM214 165V164H213ZM220 165H222L221 163H220ZM250 165V166H249ZM257 165H256V167H257ZM262 165H264V164H262ZM5 166H7V165H5ZM22 166H23V164H22ZM26 166V165H25ZM24 166V167H25ZM35 166H34V168H35ZM48 166V165H47ZM119 166V165H118ZM117 166V167H118ZM218 166H219V164H218ZM217 166V167H218ZM232 166V165H231ZM237 166V167H236ZM31 167V166H30ZM113 167H114V165H113ZM175 167V166H174ZM182 167V166H181ZM187 167V166H186ZM206 167V166H205ZM208 167V166H207ZM216 167V165L214 166V168ZM224 166H222L221 168H223ZM226 167V166H225ZM225 167H224V169H225ZM228 167H230V164H228ZM255 167V166H254ZM254 167H251V168H254ZM3 168V167H2ZM32 168V167H31ZM38 168V167H37ZM48 168V167H47ZM101 167H100V164H99V169H100ZM106 168H107V166H106ZM105 168V169H106ZM116 168V167H115ZM163 168V167H162ZM162 168H160V169H162ZM6 169V168H5ZM21 169V168H20ZM19 169V170H20ZM22 169H23V167H22ZM36 169V168H35ZM45 169V168H44ZM117 169H119V167L117 168ZM120 169H123V168H120ZM176 169V168H175ZM206 169H209V168H206ZM213 169V168H212ZM232 169V168H231ZM259 169V170H258ZM32 170V169H31ZM38 171H39V168L37 169ZM125 170H123V171H125ZM184 170V169H183ZM216 170V169H215ZM227 170V169H226ZM236 170V171H237ZM8 171V170H7ZM13 171V170H12ZM45 171V170H44ZM43 171V172H44ZM48 171V170H47ZM106 171H107V169H106ZM118 171V170H117ZM122 171V172H123ZM179 171H177L176 170V172L174 173L173 172V174H176L177 172H179ZM208 171V170H207ZM251 171H254V173L253 172H251ZM11 172V171H10ZM16 172V171H15ZM22 172V171H21ZM24 172V171H23ZM25 172H26V170H25ZM24 172V173H25ZM30 172V171H29ZM121 172V171H120ZM121 172V173H122ZM162 172V171H161ZM164 172V171H163ZM212 172V171H211ZM227 172V171H226ZM230 172V171H229ZM17 173V172H16ZM27 173V172H26ZM42 173V171H40V174ZM45 173V172H44ZM183 173V172H182ZM182 173L180 172V174L178 173V175H182ZM224 173V174H223ZM232 173H233V171H232ZM0 174H1V172H0ZM3 174H5V172L3 173ZM13 174V173H12ZM11 173L9 174V175H12ZM32 174H33V172H32ZM36 174V173H35ZM51 173H49L48 175H50ZM118 174V173H117ZM116 173L114 174V175H117ZM120 174V173H119ZM125 174V173H124ZM238 174H237V176H238ZM2 175V174H1ZM17 175V174H16ZM24 175V174H23ZM38 175V174H37ZM41 175H43V174H41ZM45 175V174H44ZM52 175V174H51ZM63 175V174H62ZM62 175H60V176H62ZM160 175V174H159ZM177 175V176H178ZM4 176V175H3ZM13 176H14V174H13ZM19 176H20V174H19ZM27 176V175H26ZM32 175H30V177H31ZM33 176H34V174H33ZM32 176V177H33ZM39 176V175H38ZM37 176V177H38ZM47 176V175H46ZM184 176V175H183ZM5 177V176H4ZM18 177V176H17ZM16 177V178H17ZM24 177V176H23ZM27 177H29V174H28V176ZM37 177H36V179H37ZM43 177V176H42ZM51 177V176H50ZM158 177H159V179H160V181L158 180ZM3 178V177H2ZM1 178V179H2ZM13 178V177H12ZM19 178V177H18ZM26 178V177H25ZM49 178V177H48ZM56 178V177H55ZM67 178V179H68ZM123 178V177H122ZM165 178H166V176H165ZM3 179H5V178H3ZM7 179H10V178H7ZM28 179V178H27ZM32 178H30V180H31ZM34 179V178H33ZM38 179L40 180V178L38 177ZM50 179V178H49ZM53 179H54V177H53ZM52 179V180H53ZM61 179V178H60ZM100 179V178H99ZM102 179V180H103ZM120 179H121V177H120ZM6 180V179H5ZM15 180V179H14ZM19 180V179H18ZM29 179H28V182L30 181ZM35 180V179H34ZM34 180H32L33 182H35ZM44 180V179H43ZM47 180V179H46ZM51 180V179H50ZM73 180V181H74ZM129 180V181H128ZM8 181V180H7ZM49 181V180H48ZM54 181V180H53ZM56 182H57V180H55ZM125 181H122V182H125ZM162 181H163V179H162ZM14 182H16V180L14 181ZM28 182H27V184H28ZM33 182H30V183H33ZM37 182V181H36ZM55 182V183H56ZM96 184H95V183ZM11 183H12V181H11ZM16 183H18L19 184V182H16ZM44 183V182H43ZM51 183H52V181H51ZM65 183H67V181L65 182ZM69 183H67V184H69ZM13 184V183H12ZM11 184V185H12ZM18 184H17V186H18ZM35 184V183H34ZM52 184H54V182L52 183ZM100 184V183H99ZM1 185L3 186V184L1 183ZM8 185V184H7ZM6 185V186H7ZM10 185V186H11ZM14 185V184H13ZM12 185V186H13ZM37 185V184H36ZM5 186V185H4ZM23 186H25V185H23ZM45 186V185H44ZM19 187V186H18ZM31 187V186H30ZM29 187V188H30ZM33 187H34V185H33ZM36 187V186H35ZM39 187V186H38ZM56 187H58V186H56ZM263 187V186H262ZM11 188V187H10ZM9 188V190H11ZM20 188V187H19ZM23 188V187H22ZM32 188V187H31ZM30 188V189H31ZM62 188V187H61ZM229 188V187H228ZM227 188V189H228ZM231 188L233 189V186H231ZM230 188V189H231ZM236 188V187H235ZM245 188V189H246ZM260 188L258 189L260 192H262L261 190H260ZM13 189H15V188H13ZM34 189V188H33ZM43 189V188H42ZM226 189V190H227ZM22 190V189H21ZM32 190V189H31ZM31 190H30V192H31ZM35 190H37V189H35ZM34 190V191H35ZM235 190V189H234ZM237 190V189H236ZM23 191V190H22ZM26 191V190H25ZM25 191H23V192H25ZM33 191V190H32ZM42 191V190H41ZM45 191V190H44ZM238 192H241V191H239V190H237ZM244 191V190H243ZM255 191H257V190H255ZM258 191V192H259ZM8 192H10V191H8ZM21 192V191H20ZM38 192V191H37ZM56 192V191H55ZM98 192L100 193V195H98ZM197 192H202V193H204V195H203V199H205L204 200V202L205 203H207L208 202V204H205L204 202L202 203V201L200 200V198L202 197H200L199 199H197V202L195 201L196 199H195V194L197 193ZM232 192V191H231ZM245 192H246V190H245ZM3 193H5V192H3ZM33 193H35V192H33ZM41 193V192H40ZM45 194H46V192H44ZM49 193H51V190H50V192ZM230 192H228V194H229ZM233 193V192H232ZM250 193V192H249ZM263 193V192H262ZM6 194V193H5ZM18 194V193H17ZM19 194H21V193H19ZM24 194V193H23ZM23 194L21 195L22 197H23ZM26 195L27 194H29V193H25ZM24 194V195H25ZM52 194H54V193H52ZM54 194V195H55ZM66 194V195H65ZM189 194H191V195H189ZM225 195H226V193H224ZM231 194V193H230ZM237 194V193H236ZM253 194V193H252ZM33 195V194H32ZM32 195H30V196H32ZM233 195V194H232ZM231 195V196H232ZM244 195V194H243ZM248 195V194H247ZM254 195V194H253ZM258 195V194H257ZM259 195H260V193H259ZM6 196V195H5ZM53 196V195H52ZM65 196H67V197H69L70 196V201H69V204H67V203H65V201H67L69 198H66ZM236 196V195H235ZM235 196H233V197H235ZM242 196V195H241ZM249 196V195H248ZM261 196V195H260ZM259 196V197H260ZM17 197H20V196H18L17 195ZM25 197V196H24ZM29 197V196H28ZM37 197H38V195H37ZM48 197H50V196H48ZM48 197L46 198V199H48ZM229 196H227V198H228ZM244 197H245V195H244ZM251 197H254V196H251ZM8 198V197H7ZM21 198V197H20ZM31 198V197H30ZM29 198V199H30ZM34 198V197H33ZM32 198V199H33ZM42 198V197H41ZM56 198V199H57ZM239 198V197H238ZM247 198V200H249L248 198H250V196L249 197H246ZM263 198V197H262ZM27 199V198H26ZM117 199V198H116ZM231 199H232V197H231ZM234 199H236V198H234ZM241 199V198H240ZM243 199V198H242ZM252 199H255L254 201H256V199L257 200H259L258 198H252ZM7 200V199H6ZM5 200V201H6ZM16 201L17 202V200L16 199H12V201ZM21 200V199H20ZM37 200V199H36ZM38 200H40V199H38ZM48 200H50V198L48 199ZM48 200H45V202L46 201H48ZM118 200V199H117ZM188 200V201H189ZM206 200H207V202H206ZM239 200V199H238ZM246 200V199H245ZM261 200V199H260ZM27 201H28V199H27ZM26 201V203H29V202H27ZM33 201H34V199H33ZM42 201V200H41ZM120 201V200H119ZM185 201V200H184ZM188 201H185V202H188ZM228 201H230L229 199H228ZM263 200H261V202H262ZM21 202H24V201H22L21 200ZM31 202V201H30ZM38 202V201H37ZM49 202V201H48ZM115 202V201H114ZM118 202V201H117ZM184 202V203H185ZM233 202V201H232ZM235 202V201H234ZM240 203H241V201H239ZM251 202V201H250ZM249 201H248V205H249V207L247 206V205H243V206H247L245 209H244V207H241L242 209H243V213H242V215L240 214V216H242L241 217V219L242 218H244V220H245V236H246V238H247V241H248V245L247 246H249L250 247V249L252 250V251H254V250H260V251H264V213L262 214L263 216L262 217H257V218H255L252 214H253V212L251 213V206L253 205V204H251V206H250V203ZM261 202H260V204L258 205V203H257V205H258V207L259 206H261ZM18 203V202H17ZM36 203V202H35ZM34 203V204H35ZM38 203H41V202H38ZM50 203H53V202H49V204ZM121 203V202H120ZM119 203V204H120ZM183 203V201L180 203V204H182ZM235 203H237V201L235 202ZM242 203H244V201L242 202ZM252 203V202H251ZM263 203V205H264V201L262 202ZM23 204V203H22ZM48 204V205H49ZM100 204V203H99ZM112 204V203H111ZM122 204V203H121ZM126 204V203H125ZM226 204H227V202H226ZM226 204H224V205H226ZM231 204V203H230ZM245 204H247V203H245ZM20 205V204H19ZM23 205H25V204H23ZM40 205V204H39ZM42 205H44V207H45V204H43L42 203ZM104 204L102 203V207H100L102 210H104V209H106L105 211H107L108 212V210L107 209H109L107 206H105V208H104V206H103ZM114 205V204H113ZM123 205V204H122ZM174 205V206H175ZM184 205V204H183ZM189 205H190V203H188V207H189ZM197 205H199L198 207H197ZM241 205V204H240ZM257 205H256V207H257ZM13 206V205H12ZM50 206V205H49ZM181 206L182 205H180V208H181ZM228 206V205H227ZM231 206V205H230ZM230 206H228V212H229V207ZM253 206H255V205H253ZM27 206L25 205V207L24 208H26ZM32 207V206H31ZM38 207V206H37ZM44 207H42V208H44ZM51 207V206H50ZM72 207H74V209L76 210H74ZM87 207V208H88ZM107 207V208H106ZM115 207V206H114ZM185 207V206H184ZM232 207H233V205H232ZM231 207V208H232ZM236 207V206H235ZM255 207V208H256ZM257 207V208H258ZM5 208V207H4ZM12 208V207H11ZM16 208V207H15ZM33 208H34V205H33ZM36 208V207H35ZM34 208V209H35ZM54 207H53V205H52V208L51 209H53ZM82 208V207H81ZM86 208V207H85ZM93 208V207H92ZM104 208V209H103ZM110 208H111V206H110ZM117 208V207H116ZM123 208V207H122ZM125 208V207H124ZM178 208V207H177ZM187 208V207H186ZM240 208V207H239ZM10 209V208H9ZM20 209V208H19ZM28 209V208H27ZM34 209H32V210H34ZM51 209L50 208H48V210H50L49 211V214L47 215V216H44V218H46V217H50V219L51 220H41L42 219V215H36V217L38 216V218L36 219L35 218V220H34V217H33V222H31V220H29V222H28V224L29 223H32L31 225L32 226H36V229L34 228V233H35V231L36 230H38L37 229V227H40V229H41V224H42V229H43V226H45L46 225V229H47V231L48 230H50L51 229V227L52 226H54V225H56V227H57V221L58 220H56V218L53 216V212L51 211ZM61 209V208H60ZM90 210H91V208H89ZM88 209V210H89ZM128 209V210H129ZM226 209V207H224V210ZM260 209H262V211H263V206H262V208L260 207ZM11 210V209H10ZM10 210L8 211V212H6V213H8V215L10 214L9 212H10ZM24 209H22V212L23 213H25L24 211H23ZM38 210H40V209H38L37 208V211L36 210H34V214H35V211L36 212H38ZM41 210H43V209H41ZM47 210V209H46ZM62 210V209H61ZM60 210V212H61V214H63V212ZM65 210V209H64ZM121 210H123V209H121ZM182 210V209H181ZM255 210V209H254ZM5 211V210H4ZM7 211V210H6ZM18 212H19V210H17ZM30 211V210H29ZM57 211V210H56ZM78 211H79V214H78ZM84 211V210H83ZM192 211V212H193ZM238 211V210H237ZM253 211V210H252ZM259 211V210H258ZM262 211H259L260 213L262 212ZM17 212V213H18ZM21 212V211H20ZM31 212V211H30ZM59 212V211H58ZM58 212H56V214H54V215H57V213ZM106 212V213H107ZM112 212V211H111ZM123 212H125L126 213V209H125V211H123ZM180 212H183V211H180ZM187 212H189L188 210H187ZM221 212V211H220ZM223 212V211H222ZM221 212V213H222ZM227 212V213H228ZM232 212V211H231ZM5 213V212H4ZM12 213H14V212H12ZM23 213H22V215H23ZM40 213V212H39ZM46 213V212H45ZM184 213V212H183ZM216 213H214L215 215H216ZM239 213V212H238ZM241 213V212H240ZM255 213V212H254ZM28 214V213H27ZM60 213H58V216H60L59 215ZM67 214H69V213H67ZM110 216H111V213H108ZM187 214H189V213H187ZM218 214V213H217ZM229 214H230V212H229ZM232 214H235L234 213V211H233V213ZM26 215V214H25ZM31 215H32V213H31ZM46 215V214H45ZM65 215V214H64ZM87 215V214H86ZM92 215H93V213H92ZM91 215V216H92ZM106 215V214H105ZM125 215V214H124ZM123 215V216H124ZM258 215H259V213H258ZM261 215V214H260ZM259 215V216H260ZM7 216V215H6ZM18 216V215H17ZM16 216V217H17ZM28 216H29V214H28ZM32 216H35V215H32ZM57 216V217H58ZM127 217H128V215H126ZM214 216V215H213ZM230 216H231V214H230ZM237 216V215H236ZM239 216V215H238ZM257 216V215H256ZM3 217H4V215H3ZM27 217V216H26ZM30 217V216H29ZM62 217V216H61ZM68 217V216H67ZM69 217H70V215H69ZM78 217V216H77ZM104 217V216H103ZM109 217V216H108ZM127 217H125V220L123 219V223L125 224V221H126V218ZM189 217H190V215H189ZM227 217H229V216H226V218ZM235 217V216H234ZM10 218V217H9ZM11 218H12V216H11ZM18 218V217H17ZM22 218V220H23V217H21ZM60 218V217H59ZM80 218V217H79ZM78 218V219H79ZM105 218H107V217H105ZM111 218H113V217H111ZM225 218V219H226ZM236 218V217H235ZM4 219H6V220H8V217H5ZM32 219V218H31ZM63 219V218H62ZM229 219V218H228ZM231 219H232V216L230 217V221H228L227 222V224L226 225H228V223L230 222L231 223ZM9 220H11V219H9ZM17 220V219H16ZM19 220H20V218H19ZM25 220V219H24ZM27 220V219H26ZM69 220V219H68ZM105 220V219H104ZM128 220H129V218H128ZM234 220H237V219H234ZM62 220H60V222H61ZM72 221V220H71ZM101 221V220H100ZM100 221H98L99 223H100ZM111 221V220H110ZM110 221H108V222H106V223H109ZM238 221V220H237ZM237 221H236V223H237ZM241 221V220H240ZM2 222V221H1ZM13 222V221H12ZM22 222V221H21ZM20 222V223H21ZM102 222H105V221H102ZM112 222V221H111ZM114 222H115V220H114ZM193 222V221H192ZM4 223H5V221H4ZM4 223H3V227L5 226L6 227V225H4ZM9 223V222H8ZM25 223H26V221H25ZM59 223V222H58ZM65 223V222H64ZM70 223V222H69ZM72 223H74V222H72ZM79 223V222H78ZM77 223V224H78ZM118 223V222H117ZM234 223V222H233ZM242 223V222H241ZM0 224H2V223H0ZM6 224V223H5ZM71 224V223H70ZM132 224V223H131ZM135 224V225H136ZM243 224V223H242ZM12 225V224H11ZM13 225H14V223H13ZM16 225V224H15ZM20 225V224H19ZM26 225V224H25ZM25 225H24V229H26L27 230V228L25 227ZM30 225V224H29ZM101 225V224H100ZM233 224H231V226H232ZM22 226V225H21ZM32 226L30 227V228H32ZM58 226H60V224L58 225ZM74 226V225H73ZM72 226V227H73ZM78 226V225H77ZM130 226V225H129ZM218 226V225H217ZM238 226H239V224H238ZM61 227V226H60ZM63 227V226H62ZM66 228H68L67 226H65ZM216 227V228H215ZM223 227V226H222ZM221 227V228H222ZM226 226H224V228L221 230L222 231V233L220 232V235H219V238L221 239V240H219L220 242L221 241H226V242H229V240H227V238L230 236V234L232 233L231 231H232V229H230L231 227H230V225H229V227L227 226L226 228H225ZM236 227V226H235ZM241 227V226H240ZM16 228V227H15ZM14 228V229H15ZM20 228H22V227H20ZM23 228L21 229V232H22V230H23ZM44 228V229H45ZM54 228V227H53ZM64 228V227H63ZM115 228V227H114ZM195 229H196V227H194ZM244 228H243V230H244ZM2 229V228H1ZM6 229H7V227H6ZM5 229V230H6ZM9 229H10V227H9ZM56 229V228H55ZM58 229V228H57ZM57 229H56V231H57ZM62 229V228H61ZM65 229V228H64ZM63 229V230H64ZM73 229H74V227H73ZM77 229V230H78ZM200 229V228H199ZM237 229V228H236ZM238 229H239V227H238ZM17 230V229H16ZM15 230V231H16ZM69 230V229H68ZM219 230V229H218ZM235 230V229H234ZM45 231V230H44ZM53 231V230H52ZM55 231V230H54ZM53 231V232H54ZM61 231V230H60ZM74 231V230H73ZM76 231V230H75ZM100 231V230H99ZM193 231V232H192ZM200 232H201V230H199ZM236 231V230H235ZM234 231V232H235ZM238 231V230H237ZM29 232H30V230H29ZM32 232V231H31ZM50 232V231H49ZM121 232V231H120ZM197 232V231H196ZM240 232H242L243 233V231H241V228H240ZM2 233V232H1ZM4 233H6V232H4ZM3 233V234H4ZM19 233V232H18ZM46 233V232H45ZM51 233V232H50ZM49 233V234H50ZM55 233V232H54ZM58 233V232H57ZM68 233V232H67ZM73 233V232H72ZM75 233H77V232H75ZM78 233H77V235H78ZM92 233L94 234V236L92 235ZM102 233V232H101ZM214 233V232H213ZM215 233H216V231H215ZM237 233V232H236ZM2 234V235H3ZM27 234V233H26ZM31 234H33V233H31ZM41 234V233H40ZM52 234V233H51ZM56 234V233H55ZM69 234V233H68ZM67 234V235H68ZM210 234H212V233H210ZM234 234V233H233ZM18 236H19V234H17ZM16 235V236H17ZM24 235V234H23ZM37 235H39L37 232H36V236ZM54 235V234H53ZM59 235V237H61L60 236V234H58ZM71 235V234H70ZM70 235H68L69 236V241H66V242H64V247H65V249H66V251H69V249L70 248H73L72 246H76L79 242L76 240V239H74V237H77V235L76 236H74V235H71V236H73V238H72V240L74 239V241L77 243L76 245L74 244V241H72L71 240V236ZM81 235H83V234H80V236ZM102 235H100V236H102ZM200 235V234H199ZM213 235V234H212ZM235 235V234H234ZM238 235V234H237ZM15 236V237H16ZM21 236V235H20ZM35 236V237H36ZM42 236H43V234H42ZM66 236V235H65ZM64 236V237H65ZM79 236V235H78ZM85 236V235H84ZM83 236V237H84ZM99 236V237H100ZM215 236V235H214ZM9 237V236H8ZM11 238H13L12 237V235L10 236ZM14 237V239H16V240H20L19 239V237H17V238H15ZM24 237V236H23ZM22 237V238H23ZM28 237H30V236H28ZM56 237V236H55ZM58 237V238H59ZM82 237V238H83ZM88 237V238H89ZM217 237V236H216ZM232 237V236H231ZM236 237V236H235ZM244 237V236H243ZM24 238H27V237H24ZM42 238H44V237H42ZM50 238V237H49ZM48 237L46 238V239H49ZM62 238H63V236H62ZM201 238V237H200ZM208 238V237H207ZM210 238V237H209ZM218 238V237H217ZM218 238V239H219ZM5 239H6V237H5ZM59 239H61V238H59ZM66 239V238H65ZM78 239V238H77ZM81 239V238H80ZM84 239V238H83ZM82 239V240H83ZM213 240H216V239H214V238H212ZM233 239H235V238H233ZM238 239H240V238H238L237 237V240ZM2 240L4 241V239L2 238ZM9 240V239H8ZM13 240V239H12ZM11 240V241H12ZM16 240H14V241H16ZM27 241H28V239H26ZM44 240V239H43ZM56 240H57V238H56ZM63 240V239H62ZM62 240H60V241H62ZM67 240V239H66ZM87 239H85L84 241L85 242H87L86 241ZM209 240V239H208ZM213 240H211L212 241V243H214L213 242ZM244 240V239H243ZM18 241L16 242V244L18 243ZM21 241V240H20ZM19 241V242H20ZM24 241V240H23ZM23 241H22V243H23ZM47 241V240H46ZM59 241V240H58ZM211 241H210V243H211ZM217 242H218V240H216ZM1 242V241H0ZM7 242V241H6ZM5 242V245L7 244ZM10 242V241H9ZM41 242H42V240H41ZM45 242V241H44ZM80 242H81V240H80ZM216 242V243H217ZM225 242V243H226ZM3 243V242H2ZM27 243V242H26ZM25 243V244H26ZM36 243V242H35ZM38 243V242H37ZM46 243V242H45ZM48 243V242H47ZM63 243V242H62ZM88 243V242H87ZM100 243V244H99ZM212 243L210 244V247H211V245H212ZM219 243V242H218ZM217 243V244H218ZM238 243V242H237ZM239 243H241L240 241H239ZM238 243V244H239ZM244 243V242H243ZM245 243H247V242H245ZM9 244V243H8ZM12 244H13V242H12ZM14 244H15V242H14ZM13 244V245H14ZM21 244V243H20ZM24 244V245H25ZM50 244V243H49ZM83 244H85V243H83ZM220 244V243H219ZM235 244V243H234ZM237 244V245H238ZM4 245V244H3ZM10 245V244H9ZM9 245H7V246H9ZM18 245V244H17ZM37 245V244H36ZM39 245V244H38ZM42 245H44V243L42 244ZM101 245V246H100ZM214 245V244H213ZM225 245H227V244H225ZM16 246V245H15ZM19 246V245H18ZM26 246H28V244L26 245ZM41 246V245H40ZM40 246H38V249H39V247ZM47 246H48V244H47ZM55 246H57V244H54V246L52 247V249L55 247ZM61 246V244L59 243V247ZM78 246V245H77ZM79 246H81L80 244H79ZM85 246V245H84ZM105 246V248H106V244L104 245ZM186 246V247H187ZM205 246V247H204ZM224 246V245H223ZM228 246V245H227ZM232 246V245H231ZM238 246H240V245H238ZM245 246H246V244H245ZM5 247V246H4ZM21 245H20V252H22V250H21ZM59 247H58V249H59ZM63 247V246H62ZM62 247H60V248H62ZM218 247V246H217ZM226 247V246H225ZM224 247V248H225ZM229 247V246H228ZM241 248H243L242 246H240ZM1 248H3V247H1ZM0 248V251L2 250ZM10 248V247H9ZM13 249H15V247H12ZM11 248V249H12ZM16 248H18V247H16ZM24 248V247H23ZM31 248V247H30ZM34 250H35V252H36V247L34 246ZM43 248V247H42ZM76 248V247H75ZM74 248V249H75ZM82 248V247H81ZM216 248V247H215ZM222 248V247H221ZM233 248H236V247H233ZM4 249H6V248H4ZM26 249V248H25ZM51 249V248H50ZM51 249V250H52ZM56 249V248H55ZM73 249V250H74ZM188 249V248H187ZM210 249V248H209ZM228 248L226 247V250H227ZM239 249V248H238ZM237 249V250H238ZM8 250V249H7ZM60 250V249H59ZM62 250V249H61ZM71 250V249H70ZM86 250V251H87ZM218 250H220V249H218ZM222 250V249H221ZM220 250V251H221ZM235 250V249H234ZM4 251H6V250H4ZM9 251V250H8ZM7 251V252H8ZM19 251V250H18ZM24 251H26V250H24ZM30 251H31V249H30ZM40 251V249L37 251V252H39ZM52 251H54V250H52ZM66 251H64V252H66ZM189 251V250H188ZM211 251H212V248H211ZM219 251V252H220ZM225 251V250H224ZM228 251V250H227ZM250 251V250H249ZM251 251V252H252ZM10 252V251H9ZM15 252H16V250H15ZM32 252V251H31ZM35 252H32V254L33 253H35ZM36 252V253H37ZM60 252H62V251H60ZM63 252V253H64ZM186 252V251H185ZM213 252V251H212ZM2 253H3V251H2ZM6 253V252H5ZM4 253V254H5ZM19 253V252H18ZM24 252H22L21 254H23ZM40 253V252H39ZM46 253V252H45ZM67 253V252H66ZM86 253V252H85ZM84 253V254H85ZM189 253V252H188ZM211 253V252H210ZM224 253V252H223ZM226 253V252H225ZM228 253V252H227ZM254 252H252V254H253ZM259 253V252H258ZM262 253V252H261ZM9 254V253H8ZM8 254H6V255H8ZM20 254V253H19ZM31 254V253H30ZM41 254H42V252H41ZM72 253H70L69 255H71ZM74 254V253H73ZM88 254V253H87ZM190 255H191V253H189ZM192 254H194L193 253V251H192ZM219 254V253H218ZM231 254V253H230ZM236 254H237V251H236ZM6 255H2L3 257L4 256H6ZM54 255H56V254H54ZM61 255V254H60ZM187 255V254H186ZM185 255V256H186ZM196 255V254H195ZM202 255V254H201ZM204 255V254H203ZM238 255V254H237ZM262 255V254H261ZM260 255V256H261ZM14 256V255H13ZM23 256V255H22ZM22 256H20V257H22ZM26 256V255H25ZM35 256V255H34ZM159 256L161 257V260H162V262L161 261H159ZM208 256V255H207ZM215 256V255H214ZM223 256V255H222ZM229 256V255H228ZM231 256V258H232V255H230ZM239 256V255H238ZM241 256V255H240ZM239 256V257H240ZM255 256V255H254ZM259 256V255H258ZM15 257V256H14ZM38 257V256H37ZM40 257V256H39ZM38 257V258H39ZM48 257V256H47ZM187 257H188V255H187ZM191 257L193 258V255H191ZM195 257V256H194ZM199 257V256H198ZM221 256H219L218 255V257L217 258H220ZM244 257V256H243ZM243 257H241V258H243ZM252 258H254L253 256H251ZM9 258H11L10 256H9ZM9 258H8V260H9ZM24 258V257H23ZM30 258H32V257H30ZM30 258H28V260L30 259ZM42 258V257H41ZM49 258V257H48ZM53 258H54V256H53ZM66 258V257H65ZM71 258V257H70ZM141 258H143L144 259V263H143V259L141 260ZM189 258H190V256H189ZM229 258V257H228ZM234 258V257H233ZM236 258V257H235ZM256 258V257H255ZM261 258V257H260ZM263 258V257H262ZM0 259H2V258H0ZM37 259V258H36ZM40 259V258H39ZM39 259H37V260H39ZM50 259V258H49ZM48 259V262H50V260ZM79 259V260H78ZM198 259V258H197ZM205 259H207V258H205ZM209 259L211 260L212 258H208V262L206 263L205 262V264H209ZM216 259V258H215ZM225 259V258H224ZM223 259V260H224ZM226 259H227V257H226ZM238 259V258H237ZM257 259V258H256ZM6 260H7V258H6ZM26 260V259H25ZM24 260V261H25ZM31 260V259H30ZM45 260H47V259H45ZM63 260L64 261H66V259H64L63 258ZM71 260H74L73 258H71ZM140 260V261H139ZM186 260V259H185ZM189 260V259H188ZM195 260V259H194ZM203 260V259H202ZM218 260V259H217ZM216 260V261H217ZM221 260V259H220ZM230 260V259H229ZM241 260V259H240ZM263 259H261V262H263L262 261ZM4 261V260H3ZM13 261V260H12ZM23 261V260H22ZM21 261V262H22ZM40 261H42V260H39V262ZM53 260H51V262H52ZM190 261H192V259L190 260ZM204 261V260H203ZM213 261V260H212ZM242 261H244V260H242ZM7 262V261H6ZM20 262V263H21ZM27 262V261H26ZM33 262V261H32ZM45 262V261H44ZM47 262V261H46ZM54 262V261H53ZM74 262V263H73ZM124 262V263H123ZM185 262V261H184ZM200 262V261H199ZM223 262H227V260L225 261H223ZM235 261H233L232 263H234ZM249 262V261H248ZM251 262H253V261H251ZM251 262H249V263H251ZM254 262H256L255 261V259H254ZM0 263H2V260H1V262ZM20 263H18V264H20ZM40 263H43V261L42 262H40ZM55 263H56V261H55ZM54 263V264H55ZM60 263V262H59ZM62 263V262H61ZM60 263V264H61ZM195 263H196V261H195ZM211 263V262H210ZM213 263V262H212ZM217 263H218V261H217ZM229 263H230V261H229ZM239 263V262H238ZM244 263V262H243ZM2 264H4V263H2ZM10 264H11V262H10ZM14 264H16L15 262H14ZM24 264V263H23ZM28 264V263H27ZM48 264V263H47ZM51 264V263H50ZM97 264V263H96ZM186 264V263H185ZM189 264V263H188ZM199 264V263H198ZM203 264V263H202ZM216 264V263H215ZM220 264V263H219ZM235 264V263H234ZM255 264V263H254ZM263 264V263H262Z\"/></svg>",
	"mask_w": 264,
	"mask_h": 264
}]
</instances>
